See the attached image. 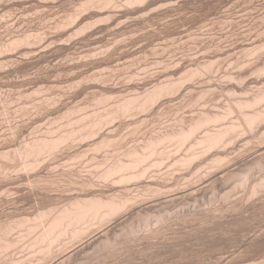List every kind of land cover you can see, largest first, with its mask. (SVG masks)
I'll return each instance as SVG.
<instances>
[{"label":"rangeland","instance_id":"obj_1","mask_svg":"<svg viewBox=\"0 0 264 264\" xmlns=\"http://www.w3.org/2000/svg\"><path fill=\"white\" fill-rule=\"evenodd\" d=\"M5 1H6V0H5ZM5 1H3V2H5ZM13 1H17V2H19V4H18L17 2H13ZM40 1H41V2H40ZM40 1H38V0H32V1H30V0H28V1H27V0H26V1H25V0H21V1H18V0H9V2H8V0H7V1L5 2V3H14V4L17 3V4L15 5L16 9L13 8V7H12V8H11V7H10V8H7L8 10L6 9V12H8V13H6L5 10H4V12H5V13H4V16L6 17L7 14H11V13H16V14H15V15H14V14L8 15V16H7V19L4 17L5 20H4V19H3V20H4L6 23L4 22V23L2 24L3 21H2V22L0 21V23H1L0 25H3L2 27H0V30H2V31H0V34H2V36H3V37H1V35H0V40H1V41H0V44H1V43L4 44V43H7V41L9 42L10 40H12V39L6 40V39H8V38H6L4 35L8 36L9 38H12V37H13V36L11 37V34H12V33H13L12 35H14V37H15L16 35L19 37V35H20V34H17V33H15V32H19V33L21 32V33L23 34V33L26 31V26H24V28H25V31H24L23 26H22V25H24V24H22V22H23V23H24V22H25V23H28V24H26V25H27V29H28L29 26H30L29 29L33 26V27L31 28V31H32V29L34 28V30H33L32 32L29 31V29H28V31H26V33L28 32L27 35H29V32H30V34H31V33H32V34H33V33L35 34V30H36V34H37V31H38V30L41 31L42 33L46 34V33H47L46 30L48 29L47 27L50 26L49 30L51 29V32L48 30V31H49L48 33H49V34H46V37H44V38L46 39V38H48L47 35H50V33H52V35H53L55 29H56V30L58 29L59 25H57V24H59V23L61 22L60 18H61L62 20L66 18V20H67V19L70 17V15H71L70 12L73 11L72 6H77V7H75V9H74V11H75L76 14H77V13L81 10V8H79V6H80V5H79V2H80V4H82V3L85 2L84 0H77V1H76V0H75V1H74V0H68V1H67V0H64V1L61 0L62 2H61L60 0H57L58 3H56L57 1L52 0V1H51L52 3H51V5H50L51 7H49V6L46 7V6H44L45 3L43 4V3H42V0H40ZM53 1H54L55 3H53ZM73 1H74V2H73ZM78 1H79V2H78ZM81 1H82V3H81ZM83 1H84V2H83ZM92 1H93V0H92ZM123 1H124V0H122V2L120 3V4H121V5H120L121 7H122V5H124V4H122ZM174 1H175V0H174ZM174 1H172V3H173ZM177 1H181V0H177ZM182 1H183V2H180L181 4H180L179 2H176V1H175V3H176L177 5H179V7L176 8V5L173 3L172 5L175 6V7L172 8V9H171L172 5H168V4H169L168 1H165V2L168 3V4L166 5V7L168 6V7H167L168 9H167V8H166V9L169 10L168 12H169L170 14H169L168 12H166L167 10L165 9V10H163L162 13H159V14L156 13V14L158 15V16H157V15H155V14L152 12L153 9L149 8V9H151V10H150V11H151V15L153 14V15H155V16H157V17L155 18V16L152 15L153 18H152V17L150 18V14L148 13L149 16H148V17L145 16V17H146V18H149V19H146V18L144 17V18L146 19L147 22L145 21V19H143L145 22H143V20H141V21H137V22H140V24H138V23L135 21V20H136L135 17H134L135 19H133V17H130V18L133 19V20H131V21H132V22H135L134 25H133V23H131V24H132V25H131V24H130L131 21H128L129 24H127V26L129 25V27H130V28H129V31L131 30V27H132V26L134 27V28L132 27V29H135V30H131L130 32L127 31V30H128L127 27H124V26L126 25L127 22H124V23H123L124 25H122V26H119V27L116 26V27H115V24H116V23H117V25H119V24H121V23H119V22H123V20H121L122 18L120 19V21H119V20H116V19L118 18V17H117V14H116V18H114L115 16H114L113 14H114L115 10H114V12H113L112 8H113V9H116L117 7H112L111 9H109V8H104V9L107 10V11H105L104 9H101L100 11L104 10L103 12H101V16H102L101 18H100L99 13H97V12H98V11H97V8H96V11H97V12H95V10H93L92 8H89V9L87 8V9L89 10V13L91 14V17L93 16V17H92V20L89 19V18H90V14H89V13H86V12L88 11L87 9H86V10L84 9V10H85V13H84V11H80V12H81V15L79 14V16H82L83 18L87 19L88 14H89V18H88V19H89L90 21H89L88 19H87V20L81 19V17H79V16H78L79 18H77L76 15H75L76 18H77V19H80V20H82V21H80V20H76L75 18H72V19L78 21V22L80 23V25H81V26H79V25H78V26H79L80 28H83V30L86 29V32H87V30L89 29V28H88V24H89V23H91V22L93 21V24H92V23H91V24H92V26L94 25V23H95V22H94V21H95L94 19L99 20V18H100V19H104V20H105V21H103V22H102V21H99V22H101V23L104 24V25H102L101 23H100L101 25H99V24H98L99 22H96L99 26H98L97 24L95 25V27L93 26V27H94L93 29H95V28H97V27H99V29H95V31H93V29L91 28V29H92V32H95V35L91 32V29H89V30H88V33H87L88 35H90V34H89V31H90L91 35L94 36V37L96 38V40L99 39L97 43H99V41L102 40V41H101L102 43H101V42H100L101 44L99 43V46L101 45V46H100L101 48H99V46H98L97 44H96V45L93 44L94 42H92V41H96L95 38H94V37H93L94 39L91 38L92 36H91V35L88 36V35L86 34V32H84V33L86 34V37H88V38H86V37H85V38H84V37H81V38H83V39H82L83 41H82V40L80 39V36H81V35L79 36V34H83V35H84V33H82V32L79 33L80 30H79V32L77 31V33H78V34H77L78 40H76L77 42L74 41V40L77 39V38H74V37H76V36H74L73 34H72L73 38H72L70 35L68 36V34H67V36L69 37V38H68V37L66 36V33H69V32L71 33L70 30H72V29H69V28H71V27L73 28V26L77 24V23H76V24H73V22H72V20H71V23L73 24V26H72V24L70 23V21H67V22H66V23L69 22L71 27H70V26H67V29H69V30H67L66 27H65V29H66L67 32H66V31H63V32H65V34H64L65 36H63L64 38H62V37L60 38V35L57 36V31H55V32H56V35H53V36H56V37H55L56 39H55L53 36H52L53 38H52V37H51V38H48V39H52V40L54 39V40H56V41H55V44L51 43L52 47H54L53 45H56V44H57L56 42H58L59 39H60L61 42H62V40L64 41V39H65V40H66V39L68 40V41H65V42L68 43L66 46H63L65 43H61V42L59 41V42L61 43V48L59 47L60 43L58 42V43H59L58 46H57V47H54L53 50H52L51 53H50V54H51L50 58L52 57V59H49V57H46V56L49 55V52H50V51L47 52L48 50L46 51V52L48 53V55L46 54V55L44 56V57L47 58V59L44 58L45 60H44V59L41 60L42 62H41V61L38 62L39 60L36 58L35 55H33V56H35V57H33V56L30 55V58H31V59H30V58H29V54H27L26 56H28L29 60H32V59L35 58L34 60H32V61L29 62V60L27 61V58H25V55H24V57H23V56L21 57V55H23V54L21 53L20 55H18V57H17V55H16L15 57H12L13 59L10 58V59H12V60H9L10 62H11V61L13 62V61H14V58H15V60H17V61H16L17 64H16L15 61H14V63L11 62V64H10V62L7 60V59H9V58H5L6 60H5V59L2 60V58H1L2 55H1V53H0V63H1V62H5V61H6L5 63H7V61H8V63H7L5 66H4V63H2V65L0 64V65H1V67H0V69H1V70H0V138L2 137V135H3V136L5 135L4 137H2V140L7 139V137L10 136V133H11L12 131H16V130H12V129H15V128H16L17 131H18L16 137L18 136L19 138H22L23 142L30 141V139H32L31 137H34V138H35V135L37 136V135L39 134V131H41L40 134H43V135H44V132H45V129H46V128L49 129L50 127H52L53 129H52L51 131L54 132L53 130L56 128V126H57V124H58V120L60 119V118L57 119L58 116L60 117V114H63V113H65L66 111L70 110L69 108H71V105H72V104H73L74 106H76V109H78L77 107H78V105H79V109H78V111L75 110L76 112H78V113L75 112L77 115H75L74 113H72V111L75 109V107H72L73 110H70L71 112L68 111V113H67L68 115H65V114H64L65 116H67V119L65 118V116H64L65 119L62 118V119H64V120H66V121L63 120V121H64V124H63V123H59L62 127L57 128V129L55 130L56 133H52L50 130H47V129H46L47 132L49 131V133H51L52 136H53V134H58V132H59L60 129L63 130V128H65V127L67 128V124H66L65 122L68 123V122H70V120L72 121V120H74V119L76 120V119H78V118H80V117L82 118V116L84 117L85 112H86L85 117L87 116V114H88V115H91L90 113H92V112L89 111V110H90V109H91V110H92V109H93V110L96 109V106H94V105H97L96 103L101 102L100 104H102V106H103V105H104V104H103V100H102V99H103V98H102V96H103V92L105 93V94H104V96H105L104 99L108 100V102L111 101V98H110L111 95H113V94L115 93L114 96H117V95L119 96V94L121 95V93H122L121 91H123L124 94H125V91H126V94H127L128 90L131 91L132 89H134V91L132 90V92H135V93H132V92H130V91H129V92L132 93V94H134V95H135V94L137 95V94H139V92H140V93L142 92V89L144 88L143 85H144L145 82H146V84H149V81H147V80H152V79H153V80H152V83H150V84L152 85L154 82H155L154 84H157L158 81H159V83H161L160 80L162 81V79H163V81H164L167 77L171 78V76H172V77H174V80L171 79L170 81H171V82H172V81H173V82H176V81L178 80L177 78H180V77H179V74H181V73L183 72V71H181V70H185L186 68H189V69H191L190 71H192V69H193L195 63H196V65H195L196 67H197V65H198L197 68H199V66H200V68H201V63H202V62H203V63H202L203 65H205L206 63H208V65H210V64H209V60L212 61L213 63L216 62L215 65H217V63H218V67L220 66V67H219L220 69H219V68L214 69V70L212 71V74H211L210 76H208V74H210V72H208V70L211 71V70H210L211 66H210L209 68H207L206 66H208V65H206L205 68L208 69V70H207L208 73L205 72V74H207L208 77H205V78L203 79V77L205 76V74L203 73L204 75H203L202 79H200L201 81L198 79V78H201V76H200V77H196L198 80L195 79V81H193L194 79H192L193 82L191 81L192 83H195V84H190V85H191V86L194 85V86H196V87H191V86L189 85V82H190V81H188L189 79L187 80L189 86L186 85V84H187L186 82H185V83H186L185 85L182 84V82H183V80H182V82L180 83V86H181V84H182V87L179 88V90H178L179 92H176V93H179V94H176V93H175V94H172L173 96H172V95H169V98H167V100L164 99L165 101L162 100V98H164V97L166 98V96L162 97V98H161V100L163 101L162 104H161V102L158 103L159 101L157 102L158 104H160V105H158V106H162V108H160V107L158 108V107L155 106L156 109L158 108V109L155 111V108H153V107H154V106H153L152 109H148L149 112L152 110L150 113L147 111L148 114H150V115H148V114L145 115V113H147L146 111H145V113L143 112V116H142V117L144 118V115H145V118H144V119L147 121V123H145L146 121L143 120V124H141L140 121H138V120H139V119H143V118L139 115L140 112L138 113L137 111H135V112H137L138 115H137L136 113H134V112H133V113H134L133 115L136 114L137 118H138V116H140V117L137 119L136 117H133V115H132V118H131V116H130L131 114L128 115V116H130V118H131L133 121L130 120V119H128L129 117H128L127 115H125L127 119L124 118L125 116H122V120H124V121L127 120L128 122H129V120L131 121V122H130V125H129V123L127 122L128 124L126 125V126H127L126 129H125V124H124L123 127H121V126L123 125V123H126V122L123 121V123H122V120H120V121H121L120 123L118 122V120H119L120 118H118V120L116 119L117 121L114 120V122H113L114 124H113L112 122H111V124H110V123L107 124V125H109V126H111V125L113 124L112 126H114V129L119 125V127H120L121 130H120V131H119V130L117 131V129L119 128V127H117V129L115 130V132H113V134L115 133V134H117V137H121L122 135H124L125 132L128 133V134H129L130 131H131L130 133H134L135 130H134V129H133V130H130V129H132L133 127L135 128V127L139 126L138 122L140 123V128H139L140 131H139V130H136V132H141L142 130H144V133L141 132V136H142V137H140V135H139V138H138V134H139V133H138V134L136 133L137 135L134 134V135H135V136H134V137H135V138H134L135 140H134V139H133V136H131V135H133V134H130L131 137H128V138H129V139H128L129 141H128V140H127V135H128V134L126 135V133H125V135L122 136V138H123V139L126 138L125 140H127V141L124 140V143H123V141H122V145H123V144H126V143H127L126 145H128V144L130 143L129 145L132 144L131 146H133V145H135V143H136V145L138 146L139 143H137V142H140V141H138V140H140V138H142L141 140L144 141V140H143L144 136H146V135H147L148 133H150L152 130H153V132H154V131H157V130L160 131V128H162V127H164V128L166 127L165 129H167V128H168V127L166 126L167 124H168V125L170 124L169 126L173 128L174 125L171 126V124H173L172 122H174V124H176L175 122H178L179 120H180V121H183L182 119H180L181 117L185 118L186 120H184V121L187 122V121L190 119L191 114H192V117H194L193 115H197L198 112L200 113V110H201V112H202V111H203L202 109L205 108L206 106H208V107H206L207 109H210V102H211V101H212V102H211V109H212V107L214 106L213 110H214L215 108L217 109V110H214V112H217V111H218V108L221 109V112H222L223 108H220V107L225 106L226 98H223V97H224L223 95H222L221 97H219V96H218V95L220 94L219 92H221V94L226 95L227 93H224V92H228V91L231 90L232 88L235 89V88L237 87V85H236L235 87H233V85H232V84L235 85L236 82H237V83L239 82V84H238V87H239V88H236L235 91H236V90H239V91H240L241 88H242L243 86H244V87L246 86L247 89H248L249 86H251V87H249V89L251 90V88H252L251 92H253V94H254V93H256V92L253 91V89H255L256 86L258 87V84H257V83H260V82H261L260 84H262V85H260V84H259V85L262 86V88H260V86H259V88L264 90V88H263V87H264V86H263V85H264V81H263V78H264V77H262V76L264 75V74L262 75V73H263V71H264V68H263V70H261L262 73L260 72L261 75H260L259 73L257 74L258 77H260V76L262 77V78H260V80L262 79V81L258 80L259 78H256V76H255L256 73H255V72H251L254 68H255V71L258 72V70H259L258 67L261 66V65H264V64H262L264 61H261V60L264 58V52H263V53L260 52L261 54H258V52L255 51V52L258 54V56L251 57V58H248V59L245 57V53H246V51H250V52H251V50H254V49L257 50V49H259V48H254V46L256 47V45H253V44H252V43H253V42H252L253 39H255V43H257L258 40H262V38L264 39V36H261V34H258V33L260 32V33H262V35H264V34H263L264 31H262V30H264V0H257V1H256L257 3H254V2L252 3L251 1H253V0H249V1H247V0H242V1L237 0V1L240 2V3H239V4H236V7H235L236 0H234L233 2H232L231 0H229L228 3H227V0H226L225 3H224L223 0H222L221 4L223 5V3H224L223 6H222L221 4H219V3H220V0H218V2L215 1V0H212V1L209 0L210 2L206 0V1H207V2L205 1L206 3L204 2V0H203V1H202V0H196V1H198V2H195L194 0H189V1H188V0H185L186 3L184 2V0H182ZM187 1H188L189 3H187ZM191 1H192V2H191ZM193 1H194V2H193ZM200 1H201V2H200ZM213 1H214L215 3H214ZM224 1H225V0H224ZM245 1H246L247 3H246ZM254 1H255V0H254ZM23 2H26V5H27V6H28V5H30V6L33 5V6H31L32 8H31L30 6H28V9H27V7L25 6V4H22ZM30 2L33 3V4H30ZM34 2H36V3L34 4ZM39 2H40V3H39ZM44 2H48V0H44ZM49 2H50V1H49ZM70 2H71V3H70ZM86 2H87V0H86ZM88 2H89V0H88ZM165 2L162 1V2H160V3L162 4V3H165ZM244 2H245V3H244ZM0 3L2 4V2H0ZM63 3H64V4H63ZM66 3H67V4H66ZM72 3H73L74 5H73ZM76 3H77V5H76ZM191 3H194V6H193V4H191ZM196 3H197V4H196ZM200 3H201V4H200ZM207 3H209V7H208V4H207ZM230 3H232V4L234 3V5L231 4L233 8L231 7ZM248 3H249V4L252 3V5H250L251 8L249 7V4H248ZM60 4H62V5H61L62 7L60 6ZM65 4H66V5H65ZM69 4H70V5L72 4V5L70 6ZM157 4H158V6L160 7L161 4H160V5H159V3H157ZM157 4L153 6L154 8L156 7V9H157ZM165 4H166V3H165ZM183 4L190 5V6H186V5H183ZM214 4H215V5H214ZM216 4H217V5H216ZM218 4H219V6H218ZM226 4L230 5V6H228V7H231V8H228V7L226 8V7H225V6H227ZM256 4H258L259 6L257 5L258 7H257V6L254 7V5H256ZM20 5H21V6L24 5V7H26V9H25L23 6H22V8H21ZM34 5H35V6H34ZM37 5L40 6V7L37 8V7H38ZM42 5H43V6H42ZM57 5H58V7H57ZM67 5H69V6H67ZM78 5H79V6H78ZM191 5H192V6H191ZM204 5H207V6H204ZM17 6H18L19 8H18ZM36 6H37V7H36ZM65 6H66V8H65ZM120 6H119V7H120ZM162 6H165V5L163 4ZM162 6L160 7L161 9H162ZM183 6H184L185 8H184ZM198 6H199L200 8H199ZM217 6H218V7H217ZM246 6H247V8H246ZM29 7H30V8H29ZM35 7H36V8H35ZM41 7H42V8H41ZM43 7H46V8L43 9ZM59 7H60V8H59ZM70 7H71V8H70ZM126 7H127V6H126ZM126 7L124 6V7H122V8H126ZM153 7H152V8H153ZM159 7H158V9H160ZM169 7H170V8H169ZM180 7H183V8H181V11H180ZM186 7H187V8H186ZM234 7H235V8H234ZM253 7H254V8H253ZM34 8H35V9H34ZM76 8H77V10H78V8H79L78 12L76 11ZM13 9H14L15 11H14ZM32 9H33V10H32ZM37 9H38V10H37ZM90 9H92V10H90ZM117 9H118V8H117ZM126 9H127V8H126ZM126 9H124V11H125ZM149 9H147L148 12H150ZM158 9H157V11H155V12H158V11H159ZM161 9H160V10H161ZM178 9H179V10H178ZM11 10H12V11H11ZM24 10H26V11H28V12H26V11H24ZM36 10H37V11H36ZM108 10H111V11L113 12V13L111 12L112 15L114 16V17H113V16L111 15V16H110V19L113 17V18H114V22L116 21L115 24H113V23H114V22H113V23H112L113 25H112V24H110V21H111V20L109 19V23H108V22H107L108 24L106 23L107 25H109V27H108L107 25H105V23H104V22H106V20L108 21L107 18H109V16L107 17V15H106L107 12H108V14L110 13ZM177 10H178V11H177ZM9 11H10V12H9ZM22 11H23V12H22ZM116 11H117V10H116ZM124 11L122 10V12H124ZM161 11H162V10H161ZM161 11H160V12H161ZM174 11H175V12H174ZM54 12H55V13H54ZM67 12H68L70 15H69V14L67 15ZM91 12L95 13V14H94L95 16H94L93 13H91ZM104 12H105L106 14H105V15H102V14H104ZM117 12H118V14H119L121 11L118 10ZM122 12H121V13H122ZM143 12H145V10H144ZM143 12H142V13H143ZM171 12H172V13H171ZM179 12H180V13H179ZM17 13H18V14H17ZM37 13H38L37 17H38V18L40 17V19H38V18L36 17V14H37ZM49 13H50V14H49ZM56 13H57V14H56ZM72 13H73V16H74L75 13H74V12H72ZM111 13H110V14H111ZM115 13H116V12H115ZM121 13H120V14H121ZM146 13H147V12H146ZM163 13H164V15H162V16L160 17V15L163 14ZM167 13H168V14H167ZM175 13H176V14H175ZM5 14H6V15H5ZM19 14H20L22 17H23V15H24V17H25L26 15H29L30 17H29V19H28L27 16H26V18H23V19H25V20L27 19V20H26V21H24V20L22 21V19H18V18L21 17V16H19ZM44 14H45V15H44ZM82 14H87V16H86V15H82ZM110 14H109V15H110ZM120 14H119V15H120ZM39 15H40V16H39ZM42 15H44V17H45L44 21H42V19H41V16H42ZM46 15H48V16L50 17V18H48V21H49V19L54 18V19H53L54 24H53V21H52V20H50L51 23H50V21H49V22L47 21V18H46V17H48V16H46ZM51 15H52V17H51ZM54 15H55V16H54ZM56 15H57V16H56ZM65 15H67V17H66ZM98 15H99V17H98ZM140 15H142V14L140 13ZM143 15H144V14H143ZM143 15H142V16H143ZM165 15H166V16H165ZM169 15H170V16H169ZM9 16H10V17H13V19H12V18L10 19ZM34 16H35V19H33ZM61 16H62V17H61ZM63 16H65V17H63ZM84 16H85V17H84ZM96 16H97V17H96ZM103 16H105V17H107V18L105 19V18H103ZM163 16H164V17H163ZM14 17H15V18L17 17V18L15 19ZM44 17L42 16V18H44ZM56 17H58V18L60 17V18L58 19V18H56ZM94 17H95V18H94ZM165 17H166V18H165ZM31 18H32V19H31ZM36 18H37V19H36ZM55 18H56V19L58 20V22H59V23L56 22L57 28H56V26H55V20H56ZM113 18H112V21H113ZM130 18H129V19H130ZM1 19H2V18H1ZM8 19H10V21H11V20L14 21V20H17V19H18L17 21H14L15 23H18V24H14V22L11 21L14 25H17V26H11V24L9 23V26H10V27H12V28H15V27H16V29H14V30H17V29L20 27V25H21L22 28H19V31L17 30V31H15V32H14L13 29L11 28L12 31H11V29H10L11 32H9L8 29H9L10 27L8 28V25H7V24H8L7 22L9 21ZM123 19L125 20V17H124ZM126 19H127V18H126ZM129 19H127V20H129ZM150 19H151L152 21H150ZM154 19H155V20H154ZM160 19H161V20H160ZM228 19L231 20L230 23H228V22H229V21H228V22H226L227 24L224 25V23H225L224 21H227ZM6 20H8V21H6ZM20 20H21V21H20ZM28 20H30L29 22L32 23L31 25H29L30 23L28 22ZM32 20H33V21H32ZM57 20H56V21H57ZM66 20H65V21H66ZM97 20H96V21H97ZM219 20H221V21L224 22V23H223V22L220 21L221 24H223L224 26H222V27L220 26V27H219V24H217V23H218L217 21H219ZM10 21H9V22H10ZM34 21H36V22H34ZM46 21H47V23H46ZM83 21H84V22H83ZM85 21H86V22L89 21V23L87 24ZM112 21H111V22H112ZM118 21H119V22H118ZM148 21H149V22H148ZM154 21H155V22H154ZM215 21H216L217 23H216ZM19 22H20V23H19ZM44 22H45V24H47V25H48V23H49V25L47 26V25L43 24ZM62 22L66 25V23H65L64 21H62ZM62 22H61V24L64 25ZM141 22H143V23H145V24H142ZM220 22H219V23H220ZM233 22H234L235 24H237L238 26L236 25V26H237V27H236V26L234 25ZM236 22H237V23H236ZM79 23H78V24H79ZM82 23H85L84 25L87 24V28H86V27L84 28V27H83L84 25H83ZM118 23H119V24H118ZM136 23H137V24H136ZM147 23H148V24H147ZM215 23H216V24H215ZM231 23H232V25L229 26V24H231ZM13 24H12V25H13ZM41 24H42L43 26H42ZM50 24H51V25H50ZM91 24H89V27L91 26ZM213 24H215V25H213ZM44 25H45V26H44ZM53 25H54V26H53ZM62 25H60V27H61ZM67 25H68V24H67ZM82 25H83V26H82ZM138 25H140L141 27L138 26ZM217 25H218V26H217ZM6 26H7L8 29H7V28H4V27H6ZM18 26H19V27H18ZM35 26H38V27H39V26H40V27L42 26V27L45 29V31L43 32L44 29H43L42 27H41V29H40V27H39V28H36ZM52 26H53V27H52ZM92 26H91V27H92ZM104 26H107V29H105L106 27H104ZM111 26H112L113 29L111 28ZM45 27H46V28H45ZM54 27H55V29H53ZM74 27H75V26H74ZM103 27H104L105 31H101ZM120 27H123V28H122L123 30H122V29H121V30H122V31L126 30V32H125V31H124V32H121V30L119 31V29H117V28H120ZM135 27H136V28H135ZM138 27H139V28H138ZM100 28H101V30H100ZM114 28L116 29V31L114 30ZM234 28H235V29H234ZM236 28L238 29L236 33H240V34H241L240 36H239L238 34H236V37H237V38L235 37V32H234V33H231V32H230L231 30H232V32H233V31H236ZM3 29H4V31H3ZM6 29L8 30V33H9V34H8L7 32H5ZM20 29H21V30H20ZM60 29L65 30V29H63V27H61ZM60 29H59V30H60ZM74 29H75V28H74ZM74 29H73L72 33L75 32ZM78 29H79V28H78ZM104 29H103V30H104ZM22 30H23V31H22ZM53 30H54V31H53ZM76 30H77V28H76ZM96 30H97V31H96ZM112 30H113V31H112ZM117 30H118V31H117ZM137 30H138V31H137ZM197 30H198V31H197ZM203 30H204V31H203ZM39 31H38L39 35H41V36L44 35V34H40ZM99 31H101V32H103V33L99 32ZM111 31H112V32H111ZM133 31H134V32H133ZM136 31H137V32H136ZM201 31H202V32H201ZM261 31H262V32H261ZM2 32H4L5 34L2 33ZM45 32H46V33H45ZM60 32L63 33L61 30H60ZM60 32H58V34H61ZM97 32H98V35H96ZM113 32H114V33H113ZM6 33H7V34H6ZM106 33H107V34H106ZM118 33H119L120 35H119ZM122 33H124V34H122ZM132 33H134V34H132ZM191 33H192V34H191ZM196 33H197V34H196ZM205 33H207V34H205ZM248 33H249V34H248ZM3 34H4V35H3ZM22 34H21V35H22ZM75 34H76V33H75ZM99 34H100V35H99ZM105 34H106V35H105ZM193 34H195V35H193ZM198 34H199V35H198ZM230 34H233L234 36H232V35H230ZM257 34H258L259 36H261L262 38H261V37L258 38V37H257ZM39 35L37 34V35H34L33 37H30V38L33 40V38H34L35 36H37V37H35V40H39V41H40V38H41V39H43V38H42L41 36H39ZM62 35H63V34H62ZM121 35H123L124 37L122 38ZM127 35L129 36V38H128ZM196 35H198V36H196ZM201 35H202V36H201ZM206 35H208V36H207L208 39H207V38L205 39ZM248 35H250V37H249ZM17 36H16V38H17ZM30 36H32V35H30ZM44 36H45V35H44ZM50 36H51V35H50ZM84 36H85V35H84ZM96 36H100V37L97 38ZM101 36H104V38H101ZM119 36H120V37H119ZM130 36H131V38H130ZM193 36H194V37H193ZM204 36H205V37H204ZM230 36H231V37H230ZM238 36H239V37L242 36V38H239ZM4 37H5V39H4ZM57 37H58V40H57ZM65 37H66V38H65ZM70 37L72 38V40L74 39V40H73L74 43H73V42L71 43V42L69 41V40H71ZM195 37H196V39H195ZM200 37L203 38V39H199V40H197V39L200 38ZM233 37L236 38L238 41H236ZM1 38H3V39H1ZM38 38H39V39H38ZM89 38H91L92 41L88 42L89 40H91V39H89ZM100 38H101V39H100ZM125 38H126V39H125ZM193 38H194V39H193ZM238 38H239V39H238ZM245 38H248V39L246 40ZM249 38H250L252 41H251ZM257 38H258V39H257ZM13 39H14V38H13ZM79 39H80V40H79ZM85 39H87V40L85 41ZM88 39H89V40H88ZM113 39H114V41H115L116 43L113 41ZM115 39H116V40H115ZM117 39H119V40H117ZM130 39H131V40H130ZM256 39H257V40H256ZM4 40H6V41H4ZM28 40H29V39H28ZM127 40H129V41H127ZM133 40H134V42H131V41H133ZM194 40H196V41L194 42ZM204 40H205V41H204ZM248 40H249V44H248ZM126 41H127V42H126ZM198 41H199L200 43H199ZM202 41H203V43H201ZM250 41H251L252 43H251ZM29 42H31V41H27V43H29ZM36 42H37V41H36ZM36 42L33 40L32 43H36ZM50 42H51V41H50ZM50 42H49V44H50ZM53 42H54V41H53ZM78 42H80V43H78ZM87 42H88V43H87ZM91 42H92V44H90ZM117 42H120V43H117ZM123 42L126 43V44H125V45H121V44H123ZM196 42H197V43H196ZM205 42H206V43H205ZM240 42H241V43L243 42L244 44H245V42H246V44H248V45H245V46H243V44H242V46H243L244 48H246V51L244 50V48H243L242 46H241V47L239 46V45H240ZM258 42H259V41H258ZM24 43H25V42H24ZM38 43H39V42H38ZM38 43H36V45H38ZM75 43H76V44H79V45L76 46ZM83 43H84V44H83ZM86 43H87V44H86ZM110 43H111V44H110ZM217 43H218V45H217ZM250 43L253 45V48H254V49H250V48H252V46L250 47ZM259 43L262 44V41L259 42ZM62 44H63V45H62ZM74 44H75L76 47L73 49V47H74L73 45H74ZM106 44H107V45H106ZM113 44H114V45H113ZM195 44H196V45H195ZM202 44H203V45H202ZM204 44H205V45H204ZM209 44H210V46H212V47L209 46L210 49H211L210 51L208 50V49H209V48H208V45H209ZM237 44H239V45L237 46ZM257 44H258V43H257ZM260 44H258V45H260ZM263 44H264V41H263ZM263 44H262V45H263ZM21 45L23 46V44H21ZM24 45H25L24 47H27L28 44H24ZM29 45L32 46L30 43H29ZM34 45H35V44H34ZM34 45H33V47H34ZM36 45H35V46H36ZM51 45H49V46H51ZM69 45H70V46H69ZM71 45H72L73 47H71ZM91 45H92V46H91ZM104 45L107 46V50H109V47L112 45V46H111L112 48H110L112 51H111V52H110V51H107V52H108V55L111 56V57H108V56H107V54H106V50H105V52H103L104 49L106 48V46H104ZM215 45H216V47H214ZM258 45H257V47H258ZM49 46H48V47H49ZM68 46L72 48L71 50L67 49V50H69V52H67V50L65 51V49H64L65 47H66V48H69ZM94 46H97L98 48H94V49H92ZM108 46H109V47H108ZM113 46H115V48H114ZM117 46H118V47H117ZM204 46H205V47L207 46L208 49H206ZM28 47H29V46H28ZM37 47H38V46H37ZM48 47H47V48H48ZM90 47H91V48H90ZM116 47H117V48H121V47H122V48L118 50ZM203 47H204V48H203ZM217 47H219V48L221 49L220 52L216 51V48H217ZM238 47H239L240 49H239ZM262 47H263V46H262ZM262 47H261V45H260V48H262ZM20 48H21V47H20ZM89 48H90V50H89ZM202 48H203L204 50L206 49V51L208 50L207 53H205L204 50L202 51ZM214 48H215V49H214ZM219 48H218L217 50H219ZM241 48H242L243 50H241ZM17 49H18V48H17ZM21 49H23V48H21ZM48 49L51 50L52 48L49 47ZM54 49H55V50H54ZM58 49H59L60 51H59ZM62 49H63V50H62ZM96 49H97V51H96ZM98 49H100V50H98ZM114 49H115V50H114ZM155 49H156L157 51H155ZM247 49H248V50H247ZM13 50H14V49H13ZM56 50H57V51H56ZM101 50H102V51H101ZM113 50H114V51H113ZM239 50H240V52H239ZM262 50H263V49H262ZM55 51H56V52H55ZM98 51H99V52H98ZM120 51H121V52H120ZM152 51H153V52H152ZM154 51H155V52H154ZM258 51H259V50H258ZM15 52H16L15 50H14V52H11V51H10V53H15ZM38 52H39V51H38ZM52 52H53V53H52ZM59 52H60V54H59ZM89 52H90V55H88ZM92 52H93V53H92ZM96 52H97L98 54L101 53V52H103V53L106 54V56H107L108 58H106L105 56H103V53H101V56H103L104 58L99 57L100 55L98 56V54H97ZM115 52H116V53L118 52V54L116 55ZM122 52H124V53H122ZM241 52H245L244 55H243V53H242V55L246 58V60L244 59L245 62L242 61L243 57H242L241 54H239V53H241ZM7 53H8V52H7ZM91 53H92V54H91ZM110 53H111L113 56H112ZM121 53H122V54H121ZM204 53H205V54H204ZM248 53H249V52H248ZM251 53H252V52H251ZM251 53H249V54H250L249 56H251ZM2 54H4V53H2ZM53 54L56 55V56H54ZM61 54H62V55H61ZM79 54H80V56H79ZM206 54H207V56H206ZM246 54H247V53H246ZM252 54H253V53H252ZM257 54H256V55H257ZM262 54H263V55H262ZM58 55H59V56H58ZM93 55H97V56H93ZM115 55H116V56H115ZM121 55H122V56H121ZM126 55H128V56H126ZM4 56H5V55H4ZM87 56H90V57L92 56V57L90 58V57H87ZM125 56H126V57H125ZM199 56H200V57H199ZM247 56H248V55H247ZM259 56H262V57H259ZM19 57H20L21 59H18ZM53 57H54V59H55V58H56V59L54 60ZM97 57H99V59H96ZM112 57H113V58H112ZM202 57H203V60H204V59H206V60L208 59V60H207V61H206V60L202 61V59H201ZM210 57H211V58H210ZM212 57H213V58H212ZM16 58H17V59H16ZM78 58H80V59H78ZM100 58H102L103 60L100 59ZM105 58H106V60H105ZM119 58H120V60H119ZM122 58H123V59H122ZM198 58H199V59H198ZM254 58H255V59H254ZM257 58H259V61L257 60ZM22 59H23V60H22ZM24 59H25L26 61H25ZM95 59H96L97 61H96ZM107 59H108L109 61H107ZM111 59H112V60H111ZM115 59H116V61H115ZM212 59H213V60H212ZM249 59H251V60H249ZM260 59H261V60H260ZM18 60H19V61H18ZM48 60H49V61H48ZM98 60H99V63H100L101 65L98 63ZM100 60H102L103 62H102V61L100 62ZM104 60H105V64H104ZM173 60H174V61H173ZM189 60H190L191 65L193 64L192 62H194V60H195V62H194V64H193L192 66H189V65H188V64H190V63H189ZM191 60H192V62H191ZM196 60H197L198 62H197ZM200 60H201V62H200ZM248 60H249V61H248ZM263 60H264V59H263ZM22 61H23V64L25 63L24 65H21V64H22ZM34 61H35V62H34ZM155 61H159L160 63H159V62H155ZM170 61H171V62H170ZM172 61H173V63H172ZM175 61H176V62H175ZM177 61H178V64H180V62H181L183 66H184V64L187 62V63H186L187 65H185V66H188V67L184 68V67L180 64L181 67H180V65H179L178 68H179V69L181 68V70H180V72H179V69H177L176 67H175L176 69H174V65H175L174 63H177ZM184 61H185V62H184ZM205 61H206V63H205ZM240 61H241V63H240ZM256 61L260 62V64H259V65H258V64L256 65V63H258V62H256ZM26 62H27V64H29V65H26ZM28 62H29V63H28ZM129 62H130V63H129ZM199 62H200V64H198ZM18 63H19V64H18ZM32 63H33V64H32ZM123 63H124V64H123ZM157 63H158L159 65H158ZM167 63H168V64H167ZM170 63H171V66H172V64H174L173 67H171V66L169 65ZM183 63H184V64H183ZM204 63H205V64H204ZM213 63H211V65H212L213 68H215L214 65H213ZM254 63H255V64H254ZM103 64H104V65H103ZM127 64H128V65H127ZM155 64H156V65H155ZM160 64H161V65H160ZM237 64H238V65L240 64V65L238 66ZM242 64H244V65H242ZM251 64H253V66H254V65H256V66L253 67ZM16 65H17V66H16ZM74 65H75V66H74ZM117 65H118V67H116ZM122 65H123V66H122ZM131 65H132V66H131ZM150 65H151V66H150ZM152 65H153V66L155 65V67H153ZM165 65H166V66L169 65L171 68H169V66H167V67L169 68V70H170V69H173L175 75L172 74L173 72H171V70H170V71L167 70V69H164V70H163V66H164V68L166 67ZM203 65H202V66H203ZM2 66H3V67H2ZM15 66H16L17 68H16ZM19 66H22V67H19ZM24 66H25V67L28 66L29 68L26 67V68H27V69H26ZM73 66H74V67H73ZM121 66H122V67L125 66V67L122 68ZM148 66H149V67H148ZM176 66H177V65H176ZM9 67H10V68H9ZM18 67H19V69H18ZM60 67H61V68H60ZM62 67H63V68H62ZM70 67H71V68H70ZM76 67H77V68H76ZM126 67H128V68H126ZM147 67H148V68H147ZM167 67H166V68H167ZM182 67H183V69H182ZM190 67H192V68H190ZM196 67H194V68H196ZM237 67H238V68L240 67V68L238 69ZM251 67H252V68H251ZM256 67H257V70H256ZM12 68H13V69H12ZM14 68H15V69H14ZM20 68L23 69V71H22ZM57 68H58L59 70H58ZM65 68H68V70L65 69ZM72 68H73V69H72ZM117 68H118V71H120V72L116 71ZM202 68H203V67H202ZM236 68H237V69H236ZM259 68H260V67H259ZM8 69H9V70H8ZM10 69H11V70H10ZM17 69H18L19 71H18ZM24 69H26V70H24ZM70 69H71V70H70ZM115 69H116V70H115ZM119 69H120V70H119ZM145 69H148V72H147V70L145 71ZM211 69H212V68H211ZM260 69H262V68H260ZM6 70H7V71H13V70H14V72H12V73L10 72V73H9V72H7ZM55 70H56V71H55ZM127 70H128V71H127ZM129 70H130V71H129ZM165 70L169 71L170 73L168 72L167 75H165L166 72H167V71H166L165 74H164L163 71H165ZM175 70H177V73H176ZM195 70H196V69H195ZM249 70H250V71H249ZM15 71H16L17 73H16ZM24 71H26V72L24 73ZM125 71H126L127 73H126ZM132 71H133V72H132ZM217 71H218V72L220 71L219 74L217 73ZM240 71H241V72H240ZM3 72H4V73H3ZM5 72H6V73H5ZM19 72H20V73H19ZM22 72H23V74H22ZM128 72H129V73H128ZM178 72H179V73H178ZM184 72L187 73V75L190 73L189 71H187V69H186ZM184 72H183V73H184ZM215 72H216V74H213V73H215ZM225 72H226V73L228 72V73L230 74V78H229L230 80H231V77H232L231 74H232V75H235V74L238 73V74H237L238 76L235 75V77L237 76V79H239L240 77H243V79H244L243 81H245V82H244L241 86H239V85H240L243 81H240V79H239V81L236 79L237 81H235V83H233V82H231V83H226V82H224V79H223V78L225 77L224 75L226 74ZM231 72H232V73H231ZM239 72H240V73H239ZM250 72H251V73H250ZM1 73H3L5 76H4L3 74H1ZM145 73H146V75L148 74V75L150 76V79H149V76H148V75H147L148 77L145 75ZM161 73L164 75V78H162L163 75H162ZM223 73H224L223 78H221ZM254 73H255V74H254ZM11 74H12V75H11ZM99 74H100L101 77L99 76ZM124 74H126V75H128V76H127V77H123V76H125ZM137 74H138V76H137ZM158 74H159L160 76H159ZM168 74H169V75H168ZM171 74H172V75H171ZM248 74H250L251 76L248 75ZM6 75H7V76H6ZM73 75H74V76H73ZM96 75H98L97 77H98V78L100 77L101 80H99V79L96 77ZM102 75H103V76H102ZM131 75H133L136 79H134V77H133L134 80H132V78H131L132 76H131ZM152 75H153V76H152ZM154 75H155V76H154ZM156 75H157V76H156ZM183 75H184V74H183ZM187 75H185V76L187 77ZM212 75H217V76H218V77L215 76V78H216V77H217V78L220 77L221 79H223V80H222L223 83L220 84V83L222 82V81H220L221 79H219V82H218V79L216 78V79H217V80H216ZM220 75H221V76H220ZM227 75H228V74H227ZM227 75H226V77H227ZM243 75H245L246 77L243 76ZM253 75H254V76H253ZM94 76L97 78V79H96V80H97L96 82L93 81V80H95V77H94ZM104 76H105V77H104ZM118 76H119V77H118ZM136 76H137L138 78H137ZM151 76H152V78H151ZM166 76H167V77H166ZM177 76H178V77H177ZM81 77H82V78H81ZM102 77H103V80H104V81L108 78V79H107L108 81H105V82L103 83ZM109 77H110V78H109ZM122 77H123L124 79H123ZM129 77H130V79H128V80H132L131 82L127 80V78H129ZM153 77H154V78H153ZM165 77H166V78H165ZM175 77H176V81H175ZM183 77H184V76H183ZM183 77H182V75H181V78H180L178 81H181V79H183ZM209 77H210V78H209ZM235 77L233 76V78H235ZM238 77H239V78H238ZM244 77H245V78H244ZM86 78H87V79H86ZM88 78H89V79H90V78H94V79H93V80H92V79L89 80ZM104 78H106V79H104ZM111 78H112L113 80H112ZM143 78H144V80H143ZM156 78H157V79H156ZM159 78H160V80H159ZM194 78H195V77H194ZM206 78H207V79H206ZM233 78H232V79H233ZM71 79H72V80H71ZM73 79H74V80H73ZM77 79H78V80H77ZM154 79H155L156 81H155ZM185 79H186V78L184 77V80H185ZM208 79H213V80H210V81H209ZM214 79H215V80H214ZM241 79H242V78H241ZM254 79H255V80H254ZM256 79H257V80H256ZM98 80H99V81H98ZM125 80H126V81H125ZM139 80H141L142 83H141ZM142 80H143V81H142ZM145 80H146V81H145ZM167 80H168V81H167ZM167 80L165 81V82H167V83H165V82H162V83H163V84H164V83H165V84H168V83H169V79L167 78ZM203 80L205 81V83L203 82ZM227 80H228V79H226L225 81H227ZM230 80H228V81H230ZM233 80H234V79H233ZM246 80H247V81H246ZM74 81H76V83L79 84V85L77 86V88H75L76 86L73 85L74 88L72 87L73 89H72V90H69L70 85H72V84H76ZM80 81H83V83L81 82V83H82V84H81ZM85 81H86V82H85ZM87 81H88V82H87ZM89 81H91V82L93 81L94 83H92V85H91V84H88V83H90ZM101 81H102V82H101ZM206 81H209L210 84H209L208 82H207V84H206ZM213 81H214V82H213ZM216 81H217V82H216ZM70 82H71V83L74 82V83L71 84ZM78 82H79V83H78ZM100 82H101V83H100ZM128 82H130V83H132V84H134V82H136V83H135L136 85L134 84V85H135V88H133L134 85H132V84H131V85H132L133 87H132L131 85L128 86V84H127ZM139 82H140L141 84H143V85H142V88L139 87V86H141V84H140ZM156 82H157V83H156ZM173 82H172V83H173ZM191 82H190V83H191ZM212 82H213V83H212ZM240 82H241V83H240ZM247 82H248L249 84H248ZM254 82H256V83H254ZM84 83H85V84H84ZM95 83H97L98 85H97V84L95 85ZM105 83H106V84H105ZM130 83H129V84H130ZM137 83H138V84H137ZM217 83L220 84V85H217ZM69 84H70V85H69ZM87 84H88V86H87ZM99 84H100V85H101V84H102V85L104 84L106 87L108 86V88H110V89H109V90H107V89L105 90L106 87H105V86H104V87L102 86L103 88H101V86H99ZM115 84H116V86H115ZM126 84H127V86H126ZM150 84L147 85L146 87L148 88L149 86H151ZM169 84H170V83H169ZM201 84H203L204 87H203ZM208 84H209V85H208ZM224 84H226L225 86H229L230 89L227 88V87H226V89H225V86H224V88H223L222 85H224ZM228 84H229V85H228ZM246 84H248V85H246ZM256 84H257V85H256ZM93 85H94V89H93V87H92ZM113 85H114V87H117V89H118V88H119V89L117 90L116 88H113ZM124 85H125V86H124ZM183 85H184V86H183ZM200 85H201L203 88H205V89H203ZM210 85H212V86H210ZM231 85H232V86H231ZM90 86H91L92 88H89ZM110 86H112V87H110ZM185 86H186V88H185ZM213 86H214V87H213ZM217 86H219V87L222 86V87H220V89H222V91L219 90V92H218L217 90H218L219 87H217ZM247 86H248V87H247ZM67 87H68V88H67ZM95 87H98L99 89L101 88L102 90H101V89L98 90V89L95 88ZM126 87L129 88V89H127ZM130 87H131L132 89H131ZM138 87H139V88H138ZM188 87H190L191 89H190V88L188 89ZM200 87H201V88H200ZM212 87H213L215 90L217 89L216 92H215V91H214V92L211 91V92H213V95H211L212 93L209 92L211 89L214 90ZM244 87H243V88H244ZM84 88H85V90H84ZM137 88H138V89H137ZM208 88H210L209 91L207 90ZM246 88H245L244 90L240 91V92L246 91V90H247ZM259 88H257L256 91H257ZM70 89H71V87H70ZM82 89H83V90H82ZM91 89H92V90H91ZM103 89H104V90H103ZM111 89H114V90H111ZM115 89H116V91H118L117 94H116ZM121 89H122V90H121ZM135 89H137V90H139V91H137V90H135ZM181 89H182V90H181ZM183 89H184L185 91H183ZM192 89H193V91H192ZM200 89H201V92H200ZM224 89H225V90H224ZM260 89H259V90H260ZM93 90H94V91L96 90V91L94 92ZM97 90H98V93H97ZM110 90H111V91H110ZM124 90H125V91H124ZM140 90H141V91H140ZM180 90H181V91H180ZM187 90H188V91L191 90L192 92L189 91V93H188ZM197 90H198V92H200V93H197V92H196ZM202 90H203V91L206 90L208 93H207V92H202ZM226 90H227V91H226ZM99 91H100V93H99ZM106 91H108V92L106 93ZM113 91H114V93H113ZM119 91H120L121 93H120ZM136 91H137L138 93H137ZM186 91H187V92H186ZM223 91H224V92H223ZM239 91H238V95H237V97L235 96V99H237V98H238V99H242V98L247 94L246 92H248V93L250 92L249 90H247L245 93L243 92V93H244V96H242V95H243V94H242V95H241V98H239V97H240V94H241ZM260 91H261V90H260ZM129 92H128V93H129ZM180 92L183 93V94H185V93H187V94L183 95V94H181ZM217 92H218L219 94H218ZM233 92H234V91H233ZM233 92H232V93H233ZM236 92H237V91H236ZM80 93H81V94H80ZM101 93H102V94H101ZM109 93H110V95H109L110 97H108V95H106V94H109ZM190 93H192L193 96H192V94H190ZM201 93H203V94H201ZM206 93H207V95L209 94V95L212 96V97L207 96ZM215 93H216V96H215L216 98L214 97ZM229 93H231V92H229ZM99 94H101L102 96L100 95V96H101V97H100ZM132 94H130V96H132ZM189 94H190V95H189ZM194 94H195V95H194ZM199 94H201V96L203 95L204 97H205V95H206V98L200 100V98H202V97H201ZM204 94H205V95H204ZM217 94H218V95H217ZM233 94H234V93H233ZM251 94H252V93H251ZM253 94H252V95H253ZM94 95H96V96L99 98V102H96V101L98 100L96 97H95V98H96V99H95L96 101L94 100ZM134 95H133V96H134ZM187 95H189L190 98H189ZM197 95L200 96L199 99H198V96H197ZM47 96H49V97L47 98ZM69 96H70V98H69ZM74 96H76V97L74 98ZM118 96L115 97V98H118ZM122 96H123V93H122L121 96H119V99H120V97H121V100L125 99V97H127L128 94H127L126 96H124L123 99H122ZM130 96H129V97H130ZM176 96H177V97H176ZM186 96H187V97H186ZM191 96H192V97H191ZM194 96H195V97H194ZM247 96H248V95H247ZM43 97H44V99H43ZM50 97H51V98H50ZM57 97H58V98H57ZM77 97H78V98H77ZM92 97H93V98H92ZM106 97H108V98H106ZM167 97H168V96H167ZM171 97H175V98L172 99L173 101L170 99ZM180 97H183V98L180 99ZM193 97H194V99L196 98V100L198 99L201 103L204 101L206 104L202 103V104H204V105H202V104L198 101V102L201 104V105H200L197 101H195V100L193 99ZM208 97H209L210 100L214 97L215 100L212 99V100L210 101V100H208ZM228 97H229V96H228ZM228 97H227V98H228ZM231 97H232V94H231ZM231 97L229 98V100L227 99L229 102H230V101H233L232 98H233L234 96H233L232 98H231ZM250 97H251V95H250ZM46 98H47V99H46ZM56 98H57V99H56ZM68 98L71 100V102H70V100H69ZM76 98H77V99H76ZM89 98H90V99H89ZM101 98H102V99H101ZM109 98H110V99H109ZM112 98H113L112 100H114V97H112ZM127 98H128V97H127ZM191 98H192V99H191ZM222 98H223V99H222ZM244 98L247 99L248 97L245 96ZM244 98H243V99H244ZM40 99H41V100H40ZM42 99L44 100V104H43V100H42ZM48 99H49V100L52 99V102L49 101V104H48L49 106L46 104V103H48ZM61 99H62V100H61ZM66 99H67V100H66ZM88 99H89V100H88ZM100 99H101L102 101H101ZM119 99H118V100L116 99V100H117V101H120ZM183 99H184V100H183ZM185 99H186V100H185ZM189 99H191V100H189ZM206 99H207V100H206ZM224 99H225V100H224ZM230 99H231V100H230ZM46 100H47V102L45 103ZM93 100H94L96 103H95ZM106 100H105V101H106ZM116 100H114L115 102H114V101H113V102L116 103V102H117ZM170 100H171V101H170ZM182 100H183V101H182ZM187 100L190 101L189 103H193V102L195 101V102H197V104H195V105L191 104V105H192V106H191V105H189V103H187ZM39 101H40V102H39ZM55 101H56L57 103H59L60 105H59V104H56ZM87 101H88V103H87ZM89 101H91V102H89ZM105 101H104V103H105ZM168 101H170V102H168ZM184 101H185V102H184ZM192 101H193V102H192ZM213 101H214V104H213ZM38 102L41 103V105L43 104V107H41V105H40ZM61 102H62V103H63V102H66V104H65V103H64V104H61ZM93 102H94L95 104H94ZM167 102H168L169 104H168ZM181 102H182V103H181ZM207 102H209V103H207ZM224 102H225V103H224ZM229 102H227V103H229ZM50 103H52V104H50ZM53 103H54V104H53ZM91 103L94 104V105H92ZM106 103H107V101H106ZM111 103H112V102H110V104H111ZM114 103H112V104H114ZM183 103H184V104H183ZM222 103H223V104H222ZM263 103H264V102H263ZM37 104H38V105H37ZM55 104H56V105H55ZM68 104H71L70 107H68V106H69ZM89 104H90L91 106H89ZM110 104H108V103L105 104V107H104V106H103V107L100 106V107H102L103 109H102V108H99V109L97 108V111H98V110H99V111L104 110V109L106 108V106L109 108L110 106H112V104H111V105H110ZM167 104H168V105H167ZM180 104H181V107H180ZM186 104L188 105V106H187L188 109H187V107H186ZM208 104H209V105H208ZM45 105H46L47 107H46ZM50 105H52L53 108H52ZM53 105H55V106H53ZM58 105H59L60 107H59ZM73 105H72V106H73ZM98 105H99V104H98ZM109 105H110V106H109ZM155 105H157V104H155ZM260 105H261V104H260ZM36 106H37V107H36ZM39 106H40V107H39ZM56 106H58V107H56ZM65 106H66V107H65ZM84 106L87 107V109H86ZM93 106H94V107H93ZM190 106H191V107H190ZM194 106H195V107H194ZM200 106H203V108L200 107ZM216 106H217L218 108H217ZM219 106H220V107H219ZM226 106H227V105H226ZM226 106H225L224 108H226ZM49 107H50V108H49ZM55 107H56V109H55L56 111L54 110ZM80 107H81V108L83 107V108L81 109ZM89 107H90V108H89ZM91 107H93V108H91ZM97 107H98V106H97ZM177 107H178V108H177ZM182 107H184L186 110L184 109V111H183V110H182V109H183ZM189 107H190L191 109H190ZM192 107H193V108H192ZM198 107H200V108H199L200 110L198 109ZM257 107H258V106H257ZM262 107L264 108L263 104L260 106V108L262 109ZM19 108H20V109L23 108V109L20 110V111H22V110H23V111H22V112L18 111ZM67 108H68V110H67ZM72 108H71V109H72ZM108 108H106V109H108ZM201 108H202V109H201ZM51 109H52V111H51ZM57 109H61V110L58 111ZM80 109H81V110H80ZM85 109H86V110H85ZM100 109H101V110H100ZM106 109H105V110H106ZM153 109H154V112H153ZM159 109H160V110H159ZM173 109H174V110H173ZM176 109H178L180 112H182V111H183V112H182V113H180V112H176V111H178V110H176ZM192 109H193V110H192ZM197 109H198V111H197ZM207 109H206V111H212V110H207ZM258 109H259V107H258ZM49 110H50V111H49ZM62 110L65 111V112L60 113V111H62ZM82 110H84V111H83L84 114L82 113V115L80 116L79 111L82 112ZM105 110H104V111H105ZM175 110H176V111H175ZM181 110H182V111H181ZM190 110H191V112H190ZM11 111H12L13 113H12ZM16 111H17V112H16ZM24 111H25V112H24ZM42 111H43V112H42ZM46 111L49 112V113H51V114H49V115L52 116L53 118H54L53 114H54V115H57V116H55V118L57 117V118L55 119L56 122L54 121V123H53V120H54V119H53L52 117L48 116V113H47ZM54 111H55V112H54ZM94 111H96V110H94ZM97 111H96V112H97ZM99 111H98V112H99ZM194 111H195V112H194ZM219 111H220V110H219ZM219 111H218V112H219ZM27 112H28V113H27ZM52 112H53V113H52ZM57 112H59L60 114H59V113H58L59 115L56 114ZM69 112H70V114H72V116L69 115ZM88 112H89V113H88ZM96 112H95V113H96ZM98 112H97L96 114H98ZM101 112H103V111H101ZM174 112H176V114L178 115L179 118L176 117L177 115H176ZM20 113H21V114H20ZM26 113H27V114H26ZM93 113H94V112H93ZM93 113H92V114H93ZM99 113H100V112H99ZM151 113H152V114H151ZM8 114H9V115H8ZM23 114H24V115H23ZM141 114H142V113H141ZM156 114H157V115H156ZM179 114H181V115H179ZM189 114H190V115H189ZM73 115H74V116H73ZM147 115H148V116H147ZM151 115H152V116H151ZM159 115H161V116L159 117ZM182 115H183V116H182ZM185 115H186V116H185ZM8 116H9L10 118H8ZM61 116H62V115H61ZM77 116H80V117H77ZM91 116H92V115H91ZM91 116H90V117H91ZM146 116H147L148 118H146ZM184 116H185V117H184ZM187 116H188V117H187ZM47 117H48V118H47ZM72 117H75V118H72ZM87 117H89V116H87ZM155 117H156V118L158 117V119H160V121H159L158 119H155ZM173 117H174V118L176 117V118H175V121H174V118H173ZM186 117H187V118H186ZM192 117H191V118H192ZM231 117H232V119H233V116H231ZM41 118H42V119H41ZM50 118H52V119H50ZM68 118H72V119H68ZM123 118H124V119H123ZM172 118H173V120H172ZM229 118H230V117H229ZM229 118L226 119V121H224V122H227V121H228V122L230 123V120H232V119H229ZM36 119H38L37 122H36ZM40 119H41V120H40ZM62 119L59 120V121L62 122ZM134 119H135V121H134ZM34 120H35V121H34ZM42 120H43V121H42ZM68 120H69V121H68ZM136 120H137V121H136ZM170 120H171V123L169 122ZM176 120H177V121H176ZM32 121H33V122H32ZM51 121H52V122H51ZM141 121H142V120H141ZM157 121H158V122H157ZM180 121L178 122V123H180V124H182V123L184 122V121H183V122H180ZM233 121H234V119H233ZM7 122H10V125H9V123H7ZM12 122H13V123H12ZM35 122H36V123H35ZM39 122H40V123H39ZM116 122H118L117 125H116ZM133 122H135V123H133ZM156 122H157L158 124L161 123V124H160L161 126L158 125V124H156ZM11 123H12L13 125H12ZM37 123H38V124H37ZM52 123H53V124H52ZM121 123H122V124H121ZM178 123H177V125H178ZM15 124H16V125H15ZM18 124H20V125H18ZM31 124H32V125H31ZM34 124H36V125H34ZM54 124H56V125H55V128H54ZM59 124H58V126H60ZM65 124H66V126H65ZM132 124L135 125V126H132ZM136 124H138V125L136 126ZM146 124H148V126H145ZM221 124H222V123H221ZM261 124H262L261 126L263 127L264 122L261 123ZM28 125H29V126H28ZM63 125H64L65 127H64ZM141 125H144V126H143L144 129L141 128ZM154 125H155V126H158V127H156V128L154 127L155 129H153V126H154ZM217 125L219 126L218 129L221 128V125H219V124H217ZM224 125H226V124H224ZM13 126H14V128H13ZM24 126H25L26 129L24 128ZM30 126H31V127H30ZM46 126H48V127L50 126V127L48 128V127H46ZM58 126H57V127H58ZM112 126H111V127H112ZM129 126H130V127H129ZM131 126H132V127H131ZM175 126H176V125H175ZM179 126H180V125H179ZM179 126H177V127H179ZM222 126H223V124H222ZM259 126H260V125H259ZM259 126H258V127H259ZM9 127H11V128H9ZM27 127H28V128H27ZM45 127H46V128H45ZM170 127H169V128H170ZM210 127H211V128H210ZM262 127H259V128H262ZM18 128H19V129H18ZM20 128H21L22 130H21ZM38 128H39V131H38ZM41 128H42V129H41ZM109 128H110V127H109ZM109 128H108V126H106V128H105V126H104V128H102L103 130H102V131L100 130L101 134H103L104 137H106L107 134H108V135L111 134L112 132H111V133H110V132H107V134L105 135V133H103V131L105 132V130H107V131H108V130H109V131L114 130V129H112V128H110V129H109ZM129 128H130V129H129ZM172 128H171V129H172ZM175 128H176V127H175ZM215 128L217 129L216 126H213V128H212V126H209V127H208L209 130H211V129H214V130H215ZM259 128H258V130H259ZM27 129H29V130H27ZM30 129H31L32 131H31ZM50 129H51V128H50ZM58 129H59V130H58ZM151 129H152V130H151ZM165 129H163V131H164ZM256 129H257V128H256ZM256 129H254L253 131L256 132V131H257ZM263 129H264V128H263ZM263 129H260V130H262V131L264 132ZM10 130H11V131H10ZM20 130H21L22 133L20 132ZM24 130H25V131L27 130V131L25 132ZM33 130H34V131H33ZM42 130H43L44 132H42ZM57 130H58V132H57ZM61 130H60V133H61ZM65 130H66V129H65ZM124 130H125V131H124ZM129 130H130V131H129ZM145 130H147V131L149 130V132H146ZM150 130H151V131H150ZM37 131H38V132H37ZM63 131H64V130H63ZM63 131H62V132H63ZM116 131H117V132H116ZM128 131H129V132H128ZM132 131H133V132H132ZM161 131H162V130H161ZM165 131H167V130H165ZM165 131H164V132H165ZM253 131H252V132H253ZM262 131H259V132L262 133ZM29 132H30V133H29ZM35 132H36V133H35ZM119 132H120V133H119ZM255 132H254V134H255V137H256V138H254V135L251 134V135H253V138H252V136H251V138H252V139H251V138H250V134H249V139H250L251 141L248 139V136H242V135H241V136L243 137L242 139H244V138L247 137L246 139H247L248 141L245 139V141L243 140L244 143L242 142V139L240 138V136H239L238 138H240L241 141L238 143V140H239V139H237V136H236L235 141L237 140L236 143H238V144H236V143L234 142V140H233V141H232V145H233V142H234V144H236V146L233 145V146H231V147H240V151H241V148H242V147L244 148L245 146H247V144L250 146V144H249L248 142L250 141V143H251L253 139H254V142L257 140L256 142H258L257 144H259V140H258L259 138H258L257 136L260 135V138H261V134L257 131V136H256V133H255ZM14 133H15V132H13V134H14ZM31 133H32V136H31ZM33 133H35V134L33 135ZM37 133H38V134H37ZM155 133L157 134V133H160V132H155ZM249 133H250V132H249ZM258 133H259V134H258ZM13 134L11 133V140H12V138H13V139L15 138V134H16V133H15L14 135H13ZM18 134H20V135H18ZM45 134H46V133H45ZM98 134L100 135V133H98ZM113 134H112V136H114V138L116 139V140H114V141L117 142V140H118L119 138H117L116 135H113ZM118 134H122V135L120 136V135H118ZM142 134H143V135H142ZM144 134H146V135H144ZM151 134L154 135V133H152V132L150 133V135H151ZM202 134H203L202 132H201V134L198 133L199 136L202 135ZM240 134H241V133H240ZM240 134H239V135H240ZM247 134H248V133H247ZM12 135H13L14 137H13ZM43 135H42V136H43ZM99 135L97 136V134H96V136H97L98 138H99ZM150 135L148 134L147 137H149ZM153 135H152V136H153ZM198 135H197V136H198ZM243 135H244V134H243ZM20 136H22V137H20ZM30 136H31V137H30ZM46 136H49V134L46 135ZM96 136L94 137L95 139H93L91 142H90L89 140H91L92 138H90V139L88 138V139H87V140H88V143H89V142H90V143H93V141L96 140ZM101 136H102V135H100V137H101ZM128 136H129V135H128ZM18 137L15 138L13 141H11V140H10V137H9V139L5 140V145H3V144H4V143H3L4 141L0 140V141L2 142V143H0V148L2 147V148L5 149V150L2 149L1 152L4 150V151H5L4 153L6 154V151H7L6 149H8V150L11 149V150H12V148H13V151L16 152V148L19 146L18 142H19V143L21 142V139H19ZM38 137H40V135H39ZM108 137L110 138L111 136L109 135V136H107V138H108ZM147 137H145V138H147ZM29 138H30V139H29ZM98 138H97V139H98ZM114 138L111 137V138L109 139L110 141H112V142H111L112 144L110 143L111 145H113V144H116V145H117V143H115V142L113 143V140H111V139H114ZM145 138H144V139H145ZM17 139H18V140H17ZM123 139H122V140H123ZM255 139H256V140H255ZM261 139H262V138H261ZM263 139H264V136H263ZM263 139H262V140H263ZM9 140H10V141H9ZM16 140H17V141H16ZM87 140H86V141H87ZM99 140H100V138L98 139V141H99ZM119 140H120V141H118V143L120 144V143H121V138H120ZM136 140H137V141H136ZM262 140L260 141V143L263 144V141H262ZM6 141H7V143H6ZM15 141H16V142H15ZM76 141H77V142H73V143H75L74 145H73V144L71 145V143L69 144V146H71L72 149L69 148V146L66 147V148H68V150H69V149L71 150V152H72V154H71V152H70L71 156H74V155L76 156V155H77V158H78V159H79V157H80L79 155H81L80 153H82L81 156H82L83 158L80 157V159H79V161H82V162L80 163L77 159H76V161H77V162H76V161H75V158H76V157H74V158L71 157L70 154L68 153L69 151L66 152V150H65L66 148H65V149L63 148L64 150L61 148L59 151H57V152H58L57 155H59V154L61 153L60 151H65V152H62V153H61V154H63V156L59 155V156L61 157V158H60L61 160L58 159L59 156H57V155H55L56 157H55V156L52 157V156H53V155H52V156H50L49 158H48V156L45 157V158H43V160H41V162H40V163L38 164V166H37V168L39 167V168H38L39 170H40V167H41L40 172H38L39 170H37L36 173H35V170H32V172H34L36 175H35L34 173H31L32 178H34V177L36 176L34 179H38L40 182L42 181L41 184L44 183V184H42V185H41V184L38 185V183H40V182H38V180H37V181L35 180V181H32V182H31V180H30L31 178H29L31 175H30V174H27L28 171H26L27 173H25V172L23 171V172H22L23 175H22V174L20 173V170H22V165H20V164H19V166H20L21 168L19 167V169H20V170L18 171V172H19V173H18L19 175H18V176H15V175L17 174V171L14 172V173H15V174H14V173H13V170H14L15 168L18 170V167H16V166H17V164L20 163V162L17 161L18 159L16 160V159L14 158L15 155H13L14 157L11 156L12 154H14V152H13V153H10V152H12V151H10L9 153L7 152L9 155L11 154L9 157H13V162H14V164H15L14 167L12 166L13 163H12V162H9V160H6V161H4V162H1V161L5 160V159H1V158H0V159H1V161H0V165H2V167L5 166V167H8V168H9L8 165H9V164H12V165H11L12 168L10 167V172H11V175H12V173L14 174V175H12V178L8 179V178L11 177V176H9L10 173H8V172H9V171H7L8 169L4 167L5 169H4V168H3V169H4L5 171H3V172H4L5 174H3V172H2V175H3V176L6 175L8 178H7L6 176H4V177H3V180H1V179H2V175H0V176H1V177H0V180H1V181H0V182H1V183H0V188L2 187L1 189H2V191H3L4 193L6 192L7 189H9V190H10V193H11L10 195H12V197H13V195L15 194V195H14V198L11 199V197H10V195H9V197L6 196L8 201L6 200V198H5L4 201H2V199H4V195H8V194H9V191L7 190L8 194L5 193V194H3V196L1 195V192H2V191H0V195H1V196H0V200L2 201V203H1V201H0V217H1V218H0V220H1V221H0V224L3 223V222H4V223L10 222V219H13V216H16V217H14V219L11 220V221H15V220L18 221V219H20V217L22 218V217H23L24 215H26L27 213H28V214H32L33 211L37 210L36 208L45 207V206H47V205H49V204L51 205L52 202H56V203L58 202V204H59V202H60L59 206H61V205H63L64 203H67L66 200L68 201V199L70 198V197H68V196H69L68 194L71 195V192H72L73 190L75 191V194H77V196L79 195L80 197L82 196L81 193H83V196H84V193H85V192L87 193L88 191H91V192L94 193V191H95L96 193H98L99 190H102L101 188H103V186H104L105 184L103 183V185H100V183L102 184V182H98V183H97L96 181H94L93 179H95L96 177H95V178H92V182L94 181V183H95V184L92 183V186L94 185L93 187H96V186H97V187H99V188L96 187V188H94L95 190H93L92 188H91V190H90V189L88 190L89 187H88L87 189H85V188H84L85 186H84V187L82 186V188H79V187H81L82 182H80L81 184H79V183H77V182H79V180H82V179H83V178L81 179V177H84V176H81L79 172H82V173H81L82 175L90 176V174H92V173H91L90 169H88V167H89V168H92V167H93V168H94V171H96V170H95V166L91 165V167H90V164H91L92 158H94V160H95V157H94V156H96V158H97V155L100 154V155H99V160H100V156H101V159L103 160V158H105V156L103 157L102 154H103L104 152H105V154H108V153L110 152V148H111V146H109V147H110L109 149L107 148L108 151H107V149H104L105 151L103 150V153H102V151H100L101 153H99V151H98V154H97L96 151L93 152V151H94V149H93L94 147H92L91 144H90V146H91V147H90L89 144L87 145V142H86V141H83V140L80 141V140H79L80 144H79L78 140H76ZM96 141H97V140H96ZM246 141H247V144H246ZM11 142H12V143H11ZM13 142H14V143H13ZM23 142H21L20 145H21ZM82 142H84V143L81 144ZM134 142H135V143H134ZM76 143H78L79 145H83V146H81V147H80V146H77L78 144H76ZM85 143H86V145H87L88 147H90V148L93 149V150L89 149V150H91L92 155H89V154H90V151L86 149V151L89 152L88 155H89L90 157H92V156H93V153H95L94 156H93L91 159H88L89 156H88L87 154H85V153H88V152H85V151H84L85 153L82 152L83 149L85 150V147H86V146L84 147V144H85ZM140 143H142V142H140ZM6 144H7V146H6ZM9 144H10V145H9ZM16 144H17V145H16ZM119 144H118V145H119ZM239 144H240V145H239ZM241 144H243V145H241ZM244 144H245V146H244ZM255 144H256V143H255ZM262 144H261V146H258V145H257L259 148L262 147V148H260V149H259V148H256L257 146H254V147L252 146V148H254V149L256 148V149H258V150L256 151V149H255V151H254V150L251 151L252 148H250V150H249L248 152H250V154L252 153V154H251L252 156L248 153L250 156L247 155V156H248L247 158H246V156H245L246 159H245V158L241 155V153L238 152L237 150H236L237 153H234L233 150H235V149H237V148L232 149V151H233V152H232V151H231V148L228 147L229 150H230V155H232L233 153L238 155V153H240V155H238V156H239V157H238L239 159H238V158H237L238 160L235 159L236 161H238V163H237V162L232 163V162L234 161V159H231L232 156L230 157V155L228 156V154L225 153V155H223V156L226 157L227 159L230 157V159H231L232 161L229 160V163L231 162V163L233 164V165H232L233 167H232V166L230 167L229 164H228V165H226V167H225L226 169H223V170H222L221 168H222L223 166H225V164H223L222 167L219 166V167H221V168H217V166H216V167L214 166L215 168L218 169V172H219V173H217L216 170H215V173H214L215 175L212 174V176H209V175L211 174V172H210V174H209V175L207 174V175H208L209 178H210V177H211V178H210V179L208 178V180H206L207 178L205 177V179H203L202 183H199V184L197 183V186H195V185H196V184H195V183H196L195 180H198V179H195V177H194V176H195V175H194V174H195V171H196L197 169H194L193 167H194V166H197V167H198L199 164H200V166H199L200 168H205V166H206L207 168H210L212 165H210V167H209L208 164H212V163H209V161L211 162V159H213V157H211V159H210L209 157H210L212 154H213V155H216L217 153H220V152H221L220 149H222V148H223L222 150H224V151H222V152L224 153L225 150H226V148H227V146L225 147V149H224V147H220L219 152H218V149H216L215 151L213 150V152H210V155L208 154L209 156H207V154H205V156L208 157V158H206V157L203 156V157H202V160L204 159L203 161H197V160H196L197 163H196V162H195V163L193 162L191 165H192V168H193L195 171L193 170V173H192V171H191V173L193 174L192 177H194V178H193L194 183H192V184H195V185H194L195 188H194L193 186H192V187H193L195 190H194L192 187H190V185H192V184H189V188H190V189L187 188V185H188V183H189V182H188L189 178H186V177H187V176L190 177V175H192V174L190 173V171H189V172L187 171V170H188L187 168H189V167L191 168V165L188 166V167L186 168L187 170L184 168L185 171H186L188 174H190V175H187V174L185 173L186 176H184V177H185L187 180H186L185 178H183V175H185V174H183V173H184V172H183L184 170H182L183 168H179V167L176 168V167H175L176 170L173 168V171H172V173L175 174V173H177L178 170L180 169V171L182 172L183 175H182V174H179V173H180V171H179L178 174H179L180 176L177 174L178 177H176V174H175V180H176V181H179V182L181 181V183H182V182H183V183H184V182L186 183V181H187L186 184H185V183H184V184H183V183L180 184L179 182H176V181H174V182H176V183H174L173 181H171V178H169V177H168L169 179L167 178V176H169L170 174H171L172 176H174L172 173H170V171H169L170 169H169V168H168L169 170H166L165 168H167L169 165L172 166V164H171L172 162H170V161H172L173 159H172L171 157H174V152H176V150L179 149V148H178V149L175 148L174 146H173V148H175V149H173V148L171 147L172 152L175 150L173 153H172L171 151L168 152V153L171 152L172 155H170V156H171L170 158H171L172 160L170 159V161H169L170 163H169V162H168V158H166V159H167V162L169 163L168 166H166L167 164L164 163V165H165L166 167L163 165V166H164V169L166 170V173H165V171H163V170H164V169H163V166L161 167L162 170L160 169V171L163 172V173L161 172V174H163V175L167 174V175H166V178L168 179V181L170 180V182H172V183H169L168 181L166 182V181H165V178H163L162 180H160V179L162 178V176L159 175L160 172H159L157 169H156V170H157V171H156V174L159 172V173H158L159 177H158V175H157L158 180H160V181H163V180H164L166 184H165L164 181H163L162 183L159 182V183H160L159 185L162 184V186H158V185H157V184H158V180H157V179H156V180H157L156 182L152 181V180L154 179V178H152V177H155V175H156L154 169L149 170V173H150V176H151V175H152V174H151V171L153 170V171H154L153 174H155V175H152V176L150 177V176H148L149 174L147 173V175H146V177H145L144 179H145L146 182L149 180V182H147V183H150V181H152L151 184L154 183V185L152 186V188L155 186V183H157L156 186L161 190V192L163 191V190H162L163 187H164V190H166V188H169V189H170L169 184H171V185L174 186V185H176V184L178 183L177 185H179L180 188H181V185H183V186L186 185V188L184 187L185 189H184V188L181 189V190H183L184 192L181 191L180 188H179V186H178L179 189L177 188L176 191H178V190H180V191L177 192V193L174 192L175 195L178 194V196L176 195V196H177V197H176L175 195H173V194H174L173 192L171 193V190H172V189H170V193L175 197V199H174V197L169 193V190H168V191H165V193L167 192L166 196H164L165 193H164V194L162 193V194H163L162 197L164 196L163 198L160 197L161 195L159 196L160 199H161L163 202L158 198V196H157V198H158V199H157L158 202H157V201L155 200V198H152V197H151V196H152L151 194H150V197H151V199H153V200L150 201L151 199L149 200V196H148L149 194H148V195H147V196H148L147 198H148V200H149L150 202H149V201H148V202L146 201V202H147V203H146V202H145V199H144V201L142 200L143 203L140 202V203H142V204H140V206H139V205H138V206H139V208L142 207L141 209H144V210H145V211H144V214H145V215H144V218H145V216H147V215H146L147 213L150 214V215L155 214V215H162V216H163V215L165 216V214H167L166 217L164 218V219H166V218L168 217V219L166 220V222H168V221L170 222V220H171V223H172L171 225H172V226H173V224H176V223H177V227H176V225H175V226H173V228H174V229H175V228H176V229L178 228L179 231L182 232V233L179 234V233H178L179 231H178V232H176V235H175V232H174V229H173V228H172V231L168 230V228L170 229V228L172 227V226H170V227L168 226V225H170V224H168L169 222L166 223L165 221H163V223L165 222V224H166V225H165V224H164V225H160V226H163V228H165V229L161 228L162 231H164V234H163V235H161L163 232L161 231V232H162V233H161V232L159 231L161 234H158V233H157L158 236L154 235V236L152 237L151 234H155V233H153V232L151 233V232H150V233H151V234H150V235H151V238H150V240H149V238H148V237H150V235H149V231H146V233H148V236H147V234H146L147 237L144 236V239L142 240L141 237L143 238V235H145V231L143 232V234H141V232H142V231H141V232H139V233H137V234H138V235L141 234L142 236L139 235V237H140L139 239H136V238H135V239L138 241V242H137V241L135 240L137 243H143L142 241H148V242H150L151 239L154 240L156 237H158V238L161 240V241H160L158 238H156V239H157L156 241H157V244H158V245L155 243V240H154V241H151V242L149 243V245H145L146 247H144L143 244H141V245H142V246H141L140 244H137V243H133V242L130 243V242H131V239L129 238L130 241H129L128 243H129V245H130V244H132V245H131V246H128V243H127L126 245H127L128 247H126V245H125L124 243L127 242V240L125 241V239H120V240H118L117 242H120V241L122 242V240H123V242L125 241L124 243L122 242V243H123L122 245H123L124 248H127V249H128L129 247H131V249H132L133 244H137V245H140V246H139V248H137V245L134 246V248H133V249H134V253H132V252L130 251V249H128L127 252L130 251V252H128L129 255L125 256V253L127 254V252H125L123 255L120 256V253H122L124 250L126 251V249H124V248L122 247V245L120 244L121 242H120V243H117V242H116L114 245H116V244L119 245V244H120V245H121L120 247H122V248H121V249H122V252H120L121 250H119V251H117V253H115V252H116V251H114L115 246L113 247V245H112L113 248H108V249H109L108 251L110 252L111 250H113L112 252H113L114 254H118V253H119V257H118L117 259L115 258V256H117V255H114V254H112V256H111L110 254L107 255V257L104 256V255H105L104 252H106V250H104V249H103L104 252L101 253V256H100L99 253H100L101 251H103V250H101L98 254L96 253L97 256H98V257H102V258H100V259H101L102 262H104L106 258L109 257V258L111 259V258H113V255H114V258H113V259H115V261H116V260H117V261L115 262L113 259H111V262H110V260H108V261H109L110 263H112V264H113V262L116 264L118 261H120V260H118V259H121L122 257L125 256L124 258H125V260H126V258H128V257H132V256H133V255H130V253H132V254H136V251H135V250H137V255H136V256H138V258H142V257H143L142 259H139L140 261H143V264H144V263H145V264H160V263H161V264H162V263L164 264V261H166L165 264H177V263H178V264H181V263H182V264H185V262H186V264H205V263H206V264H210V263H211V264H222V263L224 264L226 261H229L228 263H231V264H245V263L248 264V262H249V264H250V263H253V264H261V263H262V264H264V262H261L262 260H264V256H263V255H264V251H263V250H264V249H263L264 246H263V244H262V242H264V241H262V240H264V239H263L264 237H263V238L260 237L261 234H259L260 231H263V230H262V225H261V224H264V223H263V221H264V217H263V215H264V214H263V212H264V206H263V205H264V202H262L261 199H260V200L257 199V202H255L254 199L251 198V199L256 203V204H253V205H255V206H253V208L248 207V205L250 206V205L252 204V200L250 199V200H248V203H249V202H251V203L248 204V205H247L248 208L245 209L246 206H245L244 208H243V206L246 205L247 203H246V204H243V206H242V203H244V199H243V198H241V197L239 196V197L241 198V201H239L240 203L238 202L239 205H238V203H237L238 200H237V201L234 200V199H238V196H237V195H240L239 193H240L241 191H239V190H241V189L243 190V192H246V195H247V196L250 195V193H249V190H250V189H249V187H250L249 185H250V183L253 184V182H255L256 179L254 180V178L262 177V176H259V175H264V173H263V172H260V171H259L260 173L257 172V173L259 174V175H257V174H256V171H257V170H252V173L254 174V175H253V174H251V171H250V169H249V168L251 167V165H252L250 162H253L254 160H256V157L258 158V156H255L256 154H257V155H258V154L260 155V153H261L260 157L264 155V152H263V150H264V144H263V145H262ZM15 145L17 146L16 148H15ZM67 145H68V144H67ZM116 145H115V146H116ZM122 145H120V146L118 147V149H116L117 152H119L118 150L125 151V150L123 149L124 147H123ZM187 145H188V144H187ZM229 145H230V144H229ZM238 145H239V146H238ZM252 145H253V144H252ZM3 146H4V147H3ZM8 146H10V148H8ZM65 146H66V145H64L63 147H65ZM115 146L113 145L114 148H115ZM249 146H248V147H249ZM20 147H21V146H20ZM73 147H74V148L79 147V148H81V149L77 150L78 148H77V149H74ZM82 147H84V148L82 149ZM121 147H122V148H121ZM125 147L127 148L128 146H125ZM184 147H186V148L182 149V148H183V147H182V148H180V150H181V149L184 150V151H185V149L189 150V149L187 148L188 146L185 145ZM248 147H247V148H248ZM250 147H251V146H250ZM119 148H121V149H119ZM126 148H125V149H126ZM128 148H129V147H128ZM128 148H127V149H128ZM228 148H227L226 152H229ZM243 148H242V151H243L246 147H245L244 149H243ZM247 148H246V149H247ZM18 149H19V148H18ZM18 149H17V151H18ZM167 149H168V148H167ZM167 149H166V150H167ZM169 149H170V147H169ZM169 149H168V150H169ZM246 149H245V150H246ZM248 149H249V148H248ZM72 150H74V151H72ZM80 150H82V151H80ZM116 150L112 148V150H111V152H110L109 154H111L113 151H115V152H113V154H116ZM180 150H179V151H180ZM238 150H239V148H238ZM78 151H79L80 153H78ZM122 151H120V153H121ZM179 151H178V152H179ZM184 151H180L179 153L177 152L178 156H177V157L175 156V158H180V157H182L181 154L185 153ZM216 151H217V153H216ZM236 151H235V152H236ZM261 151L263 152V154H262ZM76 152H77L78 154H77ZM106 152H107V153H106ZM181 152H182V153H181ZM222 152H221L220 154H223ZM245 152H247V151H245ZM245 152H243L242 154H244ZM66 153H68L69 156L66 157V155H67ZM74 153H76V154H74ZM211 153H212V154H211ZM214 153H215V154H214ZM231 153H232V154H231ZM55 154H56V153H55ZM64 154H65V155H64ZM73 154H74V155H73ZM83 154H85V155L83 156ZM96 154H97V155H96ZM117 154H119V153H117ZM179 154H180L181 156H180ZM187 154H188V152H187ZM234 154H233V155H234ZM246 154H247V153H246ZM246 154H245V155H246ZM254 154H255V155H254ZM86 155H87V156H86ZM184 155H185V154H184ZM226 155H227V156H226ZM237 155H236V156L234 155L235 158L237 157ZM253 155L255 156L254 158H253ZM108 156H112V155H108ZM179 156H180V157H179ZM241 156H242V157H241ZM51 157H52L53 159L55 158L54 160H57V161L60 160V161H62V162L59 161L60 163H63V161L65 162L66 159H67V162H68V160H69V164L71 163V158H72V162H73V163H71L70 165L67 164V162H65L66 165H67V167H68V169H70L69 166H71L72 169L68 170L67 167H66V169H67L68 171H71V170L74 171V169H75L76 171H74V172H75V173L77 172L76 176H75V175H70V174H69V173L73 174V173H74L73 171L68 172L66 169H63V167H65V163H63L64 166H63V164H60V167L63 166L62 168H59V169H61V170L57 169V168H58V165H56V164H59V162L54 161V162H56V164H55L52 160H49V159H52ZM65 157H66V159H64ZM84 157H85V159H84ZM86 157H87V158H86ZM47 158H48V160H49L50 162L47 160ZM56 158H57V159H56ZM69 158H70V159H69ZM81 158H82V159H81ZM175 158H174V159H175ZM241 158L243 159V163H242V161H241V160H242ZM248 158H252V160H251V159H248ZM262 158H263V157H262ZM10 159H11V158H10ZM14 159H15V160H14ZM44 159H46V160L49 162V165H50V164H51V165H52V164H55L54 166L52 165L54 168L50 165V167H52L51 170H52L53 172H51V170H49V169H46V167H45V166H46V160H44ZM62 159H64V160H62ZM166 159H165V160H166ZM205 159H207V161H206ZM247 159H248V160H247ZM253 159H254V160H253ZM73 160H74V161H73ZM83 160H84V161H83ZM88 160H89V161H88ZM94 160L92 161V163L95 165L96 163H95ZM96 160H98V159H96ZM198 160H201V159L199 158ZM245 160H247V161H245ZM7 161H8V162H7ZM11 161H12V159H11ZM16 161H17L18 163H17ZM42 161H43V162H42ZM87 161H88L90 164H89ZM204 161H205V163H206V162L208 163V164L206 163L208 166H207V165H202V166H204V167H201V162H202V164H203ZM227 161H228V160H227ZM6 162L9 163V164H6ZM44 162H45V165H43V166L45 167L46 170H48L47 172H45L43 166H40V164H41V163L44 164ZM48 162H47V168H49ZM52 162H53V163H52ZM74 162H75V164H74ZM96 162L99 163L98 161H96ZM100 162H102V161H100ZM165 162H166V161H165ZM198 162H200V163H198ZM239 162H240V163H239ZM1 163H2V164H1ZM16 163H17V164H16ZM76 163H77V164H76ZM205 163H204V164H205ZM227 163H228V162H227ZM227 163H226V164H227ZM244 163H247V164H244ZM248 163H249V164H248ZM82 164H83V165H82ZM86 164H87V165H86ZM193 164H196V165L193 166ZM241 164H244L245 167H244V165H241ZM250 164H251V165H250ZM74 165H75L76 167H75ZM239 165H240L241 167H240ZM248 165H250V166H248ZM87 166H88V167H87ZM171 166H170V167H171ZM228 166H229V167H228ZM237 166L239 167V170H236V169H238ZM252 166L254 167L255 164H253ZM42 167H43V168H42ZM82 167H83V168H82ZM197 167H195V168H197ZM199 167H198V168H199ZM234 167H236V168H234ZM242 167H243V168H242ZM246 167H249V168L244 169V168H246ZM263 167H264V165H263ZM263 167H262V169H260V168H261V166H260L259 169L262 171V170H263ZM13 168H14V169H13ZM37 168H36V169H37ZM73 168H74V169H73ZM76 168H77V169H76ZM79 168H80L82 171H79ZM84 168H85V169H84ZM178 168H179V169H178ZM190 168H189V169H190ZM211 168L214 169L213 167H211ZM223 168H224V167H223ZM232 168H234L235 170L232 169ZM16 169H15V170H16ZM83 169H84V171H87L88 173H86V172L84 173ZM86 169H88V170H86ZM177 169H178V170H177ZM229 169H230V170H229ZM231 169H232V170H231ZM241 169H242V170H241ZM248 169H249V173H250L251 175H249V174H247V173H244V174H247V176H248V175L251 176L250 178H251V179L253 178V179H252L253 182L250 181V179H249L250 183H248V180H247L246 183L249 184V185H248L249 187H247V188H246V186H244L245 183H244V185L241 184V185L244 186L247 190L249 189V190H248V194H247V190H246L244 187H243V188H244L245 190H244L243 188L240 189V187H242V186H241L239 183L242 182V181H241L242 179L239 181L238 178L240 179V177H241L242 175H241V176L239 175L240 177H238V174H237V173L240 172L239 174H243L242 172H247L246 170H248ZM252 169H253V168H252ZM254 169H257V168L255 167ZM11 170H12V171H11ZM15 170H14V171H15ZM42 170H44L45 175H43V173L41 172ZM62 170H66L65 173H62V172H63ZM92 170H93V169H92ZM174 170H175V171H174ZM190 170H191V169H190ZM200 170H201V169H200ZM200 170H198V171H200ZM205 170H206V172L209 173V171H208L209 169H206V168H205ZM221 170H222V171H221ZM224 170H225V171H224ZM228 170H229V171H228ZM6 171H7V172H6ZM49 171L52 173V175H53V173H54V175H55L56 177H58L57 175L61 176V177H59V179H58V178L55 179V176H54V175H53L54 177L52 176V177L54 178V185H57V184H58V183L56 182V180H58V182H59V181H62L61 184H60V182H59V184H58L59 186H58V185H57V187H56V186H52V187L50 186V188H49L48 184L50 185V183H51V185H53V178L51 177ZM60 171H61V172H60ZM78 171H79V172H78ZM89 171H90V172H89ZM94 171H93V172H94ZM153 171H152V172H153ZM202 171H203V172H202ZM202 171H201V173L206 174V172H205L204 170H202ZM231 171H232L233 173H232ZM234 171H235V172L237 171V172L235 173ZM30 172H31V171H30ZM30 172H29V173H30ZM37 172L40 174V176H39V174H37ZM57 172H58V173H57ZM167 172H169V175H168ZM213 172H214V170H213ZM220 172H221V173H220ZM225 172H226L227 174H226ZM0 173H1V172H0ZM7 173H8V175H7ZM24 173H25V176H24ZM41 173H42V174H41ZM46 173H47V174H46ZM48 173H49V174H48ZM60 173H61L62 175H61ZM75 173H74V174H75ZM78 173H79V175H80L81 177L78 176ZM164 173H165V174H164ZM229 173H230V175L232 174V175H234V176H230ZM261 173H263V174H261ZM20 174H21V176H20ZM33 174H34V175H33ZM64 174H65V175H64ZM68 174H69V179H70L69 181L67 180V179H68V178H67V177H68ZM94 174H96V173H94ZM196 174H198V173H196ZM221 174H222V177H221ZM223 174H224V175H223ZM236 174H237V177H238V178H236L237 181H238V182H236V183H238V185H240V186H238V187H239V190H238L236 187H234V186H233V187L236 188V190L239 191V193H237V191H236V192L232 191V190H233V187H232V189H231V186H232V184H233L232 182H234V181H236V180H234V181H229V180H228L229 178H230V180H231V178H232V180H233V178L235 179V175H236ZM27 175H28L29 177H28ZM41 175H42V178H41ZM171 175H170V177H172ZM181 175H182V176H181ZM199 175L201 176L200 173H199ZM199 175H196V176H197L196 178H198ZM218 175H219V176H218ZM252 175H253V176H252ZM13 176H14V177H13ZM45 176H46V177H45ZM63 176H64V177H63ZM70 176H71V177H72V176L79 177L80 179H79V178H76L77 181H76V180L74 181L75 178H72V179H71ZM87 176L84 177V180H82L83 182H85V180L87 181V179H89V180L91 179V177L87 178ZM94 176H95V175H94ZM94 176H93V174H92V177H94ZM160 176H161V177H160ZM217 176H218L219 178H218ZM224 176H226V177H228V178H226V177H224ZM229 176H230V177H229ZM245 176H246V175H245ZM247 176H246V177H247ZM249 176H248V177H249ZM254 176H256V177H254ZM16 177H18V179H17V183H18V184L16 183V180H15ZM20 177H23V179L26 178V179H25L26 181H24V180L22 181V179H21ZM48 177H49V178H48ZM65 177H66L67 179H65ZM148 177H149V178H148ZM163 177H165V176H163ZM179 177H180V178H179ZM192 177H191V179H192ZM216 177H217V178H216ZM220 177H221L222 179H221ZM223 177H224V178H223ZM4 178H5V181L8 179L7 181H8L9 184L7 183V181H6V182L4 181ZM46 178H48L49 180H47ZM61 178H62V179H65V182H64V180H60ZM150 178H152V180H150ZM155 178H156V177H155ZM172 178H173V177H172ZM177 178H179V179L183 178V181H182V179H181V180H178ZM215 178H216V179H215ZM225 178H226V179H225ZM20 179H21V180H20ZM27 179H28V180H27ZM45 179H46V180H45ZM50 179H51L52 181H51ZM144 179H143V180H144ZM167 179H166V180H167ZM184 179H185V181H184ZM191 179H190V180H191ZM223 179L226 180V181H224ZM257 179H258V178H257ZM14 180H15V181H14ZM18 180H20L21 182L19 181V182H20V183H19ZM29 180H30L31 185L33 184V182H34V184H35L36 182H38L37 185H36V184H35V185L33 184V185L31 186V187L33 188V192H34V190L38 189L39 187L44 186V187L40 188V189H43L44 192L37 193V195H38L39 197H38L37 195H34L35 193L33 194L32 190H30L31 187H28V188H27V186H29L30 184L27 183L28 185H25L26 187H24V184H25L26 182H28ZM43 180H44V181H43ZM66 180H67L68 183L66 182ZM95 180H97V178H96ZM143 180H142L141 182H139L138 184H136L137 186H139V185L141 186V185H142V189H141L140 187L137 188V186L135 187V185L132 186L134 189H131L132 187H131L130 189L133 190V191H134L135 189H137V190H135V191H138V190H140V189L143 190V187H144L145 192H147L146 189H145V185L143 186V184L146 183V182L143 181ZM172 180H174V178H173ZM190 180H189V181H190ZM201 180H202V179H201ZM211 180H213V181L216 180L217 182H216V181L213 182V181H211ZM220 180H221V181H220ZM227 180L229 181V183H227V182H228ZM2 181H3V183H4V182H5V183L3 184ZM9 181H10V182H9ZM11 181H12V182H11ZM45 181H46V182H45ZM71 181H73V182H71ZM198 181H199V180H198ZM198 181H197V182H198ZM204 181H205V182H204ZM210 181H211V183H210ZM13 182H14V183H13ZM74 182H76L75 184H77V185H74ZM142 182H144V183H142ZM191 182H192V180H191ZM206 182H207V183H206ZM212 182H213L214 185L217 183V184L215 185L214 188L212 187L213 189H212L211 186H210V185L212 184ZM12 183H13V185H12ZM46 183H48V184H46ZM55 183H56V184H55ZM65 183H66L67 185H66ZM70 183H73V184H70ZM147 183H146V188H147L148 185L151 187V184H147ZM163 183H164V185H166V186H163ZM167 183H169V184H167ZM173 183H174V184H173ZM203 183H206L208 186L205 187L206 184L204 185ZM208 183H210V184H208ZM224 183H225V185H224ZM226 183L228 184L227 186H226ZM230 183H231V184H230ZM6 184L9 185V188H8L7 186H6V187H3V185L5 186ZM15 184H16V185H15ZM19 184H20V187H21V184H22V188H20V191H21V192H19V190L16 189V193L12 194L14 190H13L12 188L10 189V187L15 188L14 186H16V188H17V187H19ZM62 184H65V185H62ZM68 184H69V185H68ZM97 184H98L99 186H98ZM221 184H223V185L221 186ZM40 185H41V186H40ZM45 185H46V186H45ZM71 185H72V186L74 185L73 188H72ZM79 185H80V186H79ZM199 185H202L203 188L200 187ZM214 185H212V186H214ZM233 185H235V183H234ZM246 185H247V184H246ZM33 186H34V187H33ZM37 186H38V188H36ZM47 186H48V187H47ZM61 186H63L64 188H62ZM70 186H71V187H70ZM92 186H91V187H92ZM101 186H102V187H101ZM156 186H155V187H156ZM167 186H169V187H167ZM173 186H171V187H173ZM183 186H182V187H183ZM235 186H236V185H235ZM23 187H24V188H23ZM45 187L47 188V191H46V192H45V190H46ZM54 187H55V189H54ZM66 187H67V188H66ZM77 187L79 188V190H78ZM155 187H154V188H155ZM165 187H166V188H165ZM174 187H175V186H174ZM176 187H177V186H176ZM204 187H205V188H204ZM209 187H210V188H209ZM25 188L27 189V191H26ZM32 188H31V189H32ZM34 188H35V189H34ZM44 188H45V189H44ZM51 188H53V189L51 190ZM58 188L60 189V190H59L60 192L58 191ZM68 188H69V190H68ZM139 188H140V189H139ZM197 188H198V189H197ZM199 188H200V189H199ZM201 188H202V190H201ZM207 188H209V190H213V191H211L212 193H211L210 191H208ZM223 188H224V189H223ZM3 189H4L5 191H4ZM23 189L26 191L25 194H27V196H28L29 193H30V195H29L28 197H30V196H34V197H35V196H36L35 198H32V197L29 198L30 200H33V199H34L33 201L30 202V200H29L28 198H27V199H24V200H23V198H22L21 202H19V201H20L19 198H21V197H23V196H24L25 198L27 197V196L23 195L24 192H25ZM40 189H39V191H41ZM71 189H72V190H71ZM80 189H83L84 191H83V190H80ZM186 189H188V190H186ZM204 189H205V190H204ZM214 189L216 190V192H218L217 194L215 193V190H214ZM227 189H228V191H230L229 189H231L232 194H233V192H234V194L237 193V194H235L237 197H235V198H230V196L232 197V195H230L231 192H229L228 194H229L230 201H229L228 199H225V198H226L225 196H227V195H226V192H228ZM22 190H23V192H22ZM28 190H29V192H28ZM43 190H42V191H43ZM49 190H50L51 192H50ZM54 190H55V191H54ZM61 190H62V193H61ZM65 190H66V191H65ZM92 190H93V191H92ZM97 190H98V191H97ZM121 190H122V189H121ZM141 190H140V192H141ZM144 190H143L142 192H144ZM174 190H175V189H174ZM174 190H173V191H174ZM185 190H186V191H185ZM192 190H193V191L198 190L199 192H198V191H196L197 193H196V192H192V193H193V196H192V195L190 196V194H188V193L191 192ZM30 191H31V192H30ZM36 191L39 192L38 190H36ZM48 191L50 192V195H49V193H47ZM53 191H54V192H53ZM57 191H58V193H60L61 195L58 194ZM63 191H65V192H63ZM70 191H71V192H70ZM74 191H73V192H74ZM76 191H77V192L80 191L81 193L79 192V193H80V194H79V193H77ZM128 191H129V190H128ZM128 191H127V192H128ZM133 191H132L133 194L131 193L132 195H134V193H135V191H134V192H133ZM205 191H206V192H205ZM224 191H225V193H224ZM17 192H18V193H17ZM91 192H88V194H92ZM122 192H123V193L125 192L124 194H129V193H126L125 190L122 191ZM140 192H139V193H140ZM142 192H141V193H142ZM145 192H144V193H145ZM163 192H164V191H163ZM180 192H181V193H180ZM182 192H183L184 194L186 193V194H185L186 196H182V194H183ZM213 192H214V194H216V196H217V197L214 196V198L217 199L216 203H214V206L217 204V202L219 203L218 198H219V195L222 194V195H224V196H223V199H224V200H226V201L228 200L230 203H231V202L233 203V201L237 203V204H236V203H235V204L233 203L234 205H233V204H230L231 206L233 205L232 207H234L235 205H237V207L240 206L239 208H237V207L235 206V209H234V210H235V211L237 210V211H238L237 213H239V212L242 211L241 214L243 215V213L245 212V211H243V210H244V209L247 210V209L250 208L249 211H247V212H249L248 214H249L250 216H252V215H253L252 211H254V209H255V210L258 209L259 211H262V212L259 213L258 210H257L258 212H257V211H254V216H255V212H256V215L259 213L260 215L258 214V216L261 217V218L255 216V217L259 218V219H256V218L253 216L254 218L251 217V218H252V219H251L252 222H249L250 219H247V220H246V218L244 217V216H246L245 214H244L243 217H242V215L240 216V215L238 214L237 216H234L233 218H235V217L237 218L238 216H240V218H239L238 220L240 221V220H241V217H242V222H239V221H238V223H236V220H237V219L235 218V219H234V220H235V223H234V222H233L234 220L230 222V220L233 219V218H231V217H232L234 214H232V216H231V212H229L228 215L231 216V217L229 218V219H230L229 222L231 223L232 226L227 222L228 225H230V228H228L229 226H228V225H227V226L225 225V224H226L225 220L228 221V219H225V220H224L223 217H222L221 215H224V217H225V216H226V217L228 216V215H226L227 213H225V210L227 209L226 206H228L229 204H226V206H225L226 208L223 209L224 213H223V211H222L220 205H217V206H218L217 209L220 207L218 210L221 211V214L218 213V215H219V216H218V215L216 214L217 212L214 211V210H216V209H215L216 207L214 208V207L211 205L212 201H210V199H209V196H212V198H213ZM243 192H242V193H243ZM262 192L264 193V191H262ZM20 193H22L23 196H19V197H18V195H21ZM31 193H32V194H31ZM45 193L49 195V198H47L48 196L45 198V196H46ZM52 193H53V196H54V194L56 195V196H54V197H56L55 200H56L59 196H61L59 199H57V200H59V201H57V200L55 201V200L53 199V198H54L53 196H52L53 198L51 197V200H48V199H50V196H51ZM64 193H65V194H64ZM96 193H94V194H96ZM192 193H191V194H192ZM208 193H209V194H208ZM223 193H224V194H223ZM263 193L260 192L261 195H262ZM17 194H18V195H17ZM42 194H43V195H42ZM75 194L72 193L71 196H72V197H73V196H76ZM131 194H130V195H131ZM136 194H137V192H136ZM169 194H170V195H169ZM184 194H183V195H184ZM40 195H42V196H40ZM57 195H58V196H57ZM62 195H63V196L67 195L68 199H67V197H63ZM180 195H181V196H180ZM246 195H245V193H244V195L242 194L241 196L244 197V196H246ZM261 195L258 194L257 196L259 197V196H261ZM263 195H264V194H263ZM16 196H17L18 199L15 198ZM170 196H172V197H170ZM202 196H203V197H202ZM247 196H246V197H247ZM250 196H251V195H250ZM2 197H3V198H2ZM179 197H180L181 199H185V200H187L188 202L185 201V200L182 201ZM182 197H184V198H182ZM195 197H196L197 199H196ZM233 197H234V196H233ZM246 197H245V198H246ZM251 197H252V196H251ZM253 197H254V196H253ZM262 197H263V196H262ZM262 197H260V198H262ZM8 198H10L11 200L8 199ZM31 198H32V199H31ZM44 198H45V200H44ZM145 198H146V197H145ZM164 198H165V199H164ZM167 198H168V199H167ZM177 198L179 199V201H178ZM193 198H194V199H193ZM212 198H211V199H212ZM221 198H222V197H221ZM240 198H239V199H240ZM248 198H250V197L248 196ZM13 199H14V200L16 199L17 201L15 200L16 202H14ZM36 199H37V201H36ZM41 199H42V200H41ZM52 199H53V201H52ZM63 199H64L65 202L63 201ZM65 199H66V200H65ZM173 199H174V200H173ZM176 199H177V200H176ZM190 199H191V200H190ZM200 199H202L203 203L205 204L204 206H207L208 208H212V209H210V211L212 210V212H213V211L216 212V213H215L216 215H214V212H213V214L210 213L211 215L209 214V215H208V218H207V217H206V216H207V215H206V211L208 212L209 209H207L206 207L203 206V204H201L202 202H201ZM208 199H209V201L211 202L210 204H209V202L207 203ZM216 199H214V200L212 199L213 202H214ZM219 199H220V198H219ZM231 199H232V201H231ZM242 199H243V201H242ZM255 199H256V196H255ZM262 199H264V198H262ZM9 200H10V201H9ZM39 200H40V201H39ZM43 200H44V201H43ZM46 200H47V201H46ZM146 200H147V199H146ZM154 200H155V201H154ZM159 200H160V201H159ZM167 200H169L170 202H168ZM172 200H173V203H172ZM180 200H181V201H180ZM197 200H198V201H197ZM221 200H222V199H221ZM246 200H247V198L245 199V201H246ZM11 201H12L13 203H15V204H13ZM38 201L40 202V204H41L42 202L44 203V202L46 201L45 203H47V205H44L45 203H44V204L42 203L44 206H43V205H40ZM61 201H62V202H61ZM165 201H166V202H165ZM184 201L187 202V203H184ZM196 201H197V203H196ZM204 201H205V202H204ZM226 201H225V203H228V202H226ZM10 202H11V203H10ZM18 202H19V203H18ZM33 202H34V203H33ZM49 202H51V203H49ZM144 202H145V203H144ZM159 202H160V203H159ZM221 202H222L223 204H225L223 200H222ZM221 202H220V203H221ZM241 202H242V203H241ZM246 202H247V201H246ZM258 202H259V203H258ZM261 202L263 203L262 206H261V207H263V209H261V208L258 207V205H259ZM17 203H18V204H17ZM35 203H37V204H36V205H37L36 207H35ZM48 203H49V204H48ZM61 203H63V204H61ZM151 203H153V204H151ZM154 203H155V204L157 203L156 206H155ZM163 203H164V204H163ZM168 203H169V204H168ZM174 203L176 204L175 207H174V205H175ZM178 203H180V204L177 205ZM181 203H182V205H181ZM193 203H194V204H193ZM206 203H207V204H206ZM220 203H219V204H220ZM2 204H3V205H2ZM16 204H17V206H16V208H15V205H16ZM20 204H21V205L23 204L25 207H24V206L21 207ZM33 204H34V205H33ZM54 204H55V203H53L52 205H54ZM58 204H56V205H58ZM172 204H173V205H172ZM195 204H197V206H199V208H201V209H202V208H206V209H207V210L204 209V211L206 210L205 213H204V215H206V216L203 215V210L201 211V209H200V210L197 209V206H196ZM223 204H221V205H223ZM257 204H258V205H257ZM13 205H14V206H13ZM142 205H143V206H142ZM144 205H145V206H148V205H149V206H148V207H144ZM152 205H153V206H152ZM160 205H162V206H160ZM163 205H164V206H163ZM166 205H167V207H166ZM170 205H171V207H170ZM185 205H186V206H185ZM189 205H190V207H189ZM209 205L212 206V207H209ZM260 205H261V204H260ZM260 205H259V206H260ZM38 206H39V207H38ZM151 206H152V207H151ZM182 206H183V207H182ZM202 206H203V207H202ZM223 206H224V205H223ZM231 206L228 207V209H229V208L232 209V210H229V211H232V213H233L234 210H233V208H232ZM256 206H257L258 208H257ZM20 207H21V208H24V211H23V209H21ZM34 207H35V208H34ZM173 207H174V208H173ZM177 207H178V209H177ZM179 207L182 208V209L180 208V212H181V213H180V212H177V211H179ZM188 207L190 208V210H189ZM193 207H194L195 214H196L197 216H200V215H201L200 218L202 217V215L204 216V217H202L203 219L201 218V219H202V222H200V218H197V217H196L194 214H192V213H191V214L194 215V217H196V218H194L192 215H190V217H188V215L190 214V213H188L189 211L194 213V211H191V210H193ZM241 207H242L243 209H242ZM254 207H256V208H254ZM12 208H13V209H12ZM152 208H153V209H152ZM157 208H158V211H157ZM161 208H163V210H161ZM165 208H166V209H165ZM172 208H173V209H172ZM175 208L177 209L176 212L174 211ZM184 208H185V209H184ZM186 208H188V209H186ZM213 208H214V209H213ZM222 208H223V207H222ZM240 208H241V209H240ZM11 209L14 210V211H12ZM16 209L19 210L20 216L18 215V213H16L17 215H15V213L13 214V212H16V211H15ZM20 209H21L22 211H20ZM34 209H35V210H34ZM159 209H160V210H159ZM176 209H175V210H176ZM183 209H184V210H183ZM196 209H197L199 212L201 211L202 214H200V213H201V212H200L199 215H198ZM228 209H227V210H228ZM251 209H253V210L251 211ZM260 209H261V210H260ZM154 210H155V211H154ZM164 210H166V211H164ZM181 210H182V211H181ZM240 210H241V211H240ZM10 211H11L12 213H10ZM25 211H26V213H25ZM168 211H170V212H168ZM172 211H173V212H172ZM183 211H184V213L186 212L188 215H187L186 213H185V215H184ZM250 211H251V212H250ZM4 212H5V213H4ZM23 212H24L25 214H24ZM36 212H37V211H36ZM36 212H35V213H36ZM146 212H147V213H146ZM149 212H150V213H149ZM153 212H155V213H153ZM166 212H167V213H166ZM171 212L173 213V215H175V216H173L174 218H172V213H171ZM218 212H219V211H218ZM227 212H228V211H227ZM6 213H7V214H6ZM158 213H159V214H158ZM170 213H171V214H170ZM208 213H209V212H208ZM222 213H223V214H222ZM234 213L236 214V212H234ZM245 213H246V212H245ZM2 214L5 215V216L3 215V217H5V218H6L7 216H8V218H9V216H10L11 218H9V221L6 220L5 218H2ZM21 214H22V216H21ZM33 214H34V212H33ZM127 214H128V213H127ZM127 214H126L125 216H124V215L121 216L120 219H121V220H123V219H127V218L130 216L129 214H128V215H127ZM177 214H179V215H177ZM262 214H263V215H262ZM11 215H13V216H11ZM168 215H170L171 218H170ZM182 215H184V217L187 215V216L185 217V219L188 217V218H187L188 220H189V219H191V220L193 219V220H192V221H191V220L187 221V219H186V220H185V221H186V226H183V225H185V221L182 222V221L184 220V217H183ZM212 215H213V218H214V219L211 218ZM164 216H163V217H164ZM176 216H177V219H178L179 216H180L181 219H180V218H179V219H180V221L182 222V224L184 223L183 225L180 224L181 222L178 221L179 219H178V220H175V219H176ZM209 216H210V217H209ZM214 216H217L218 218H216V217H214ZM220 216H221V217H220ZM123 217H124V218H123ZM182 217H183V219H182ZM228 217H229V216H228ZM228 217H227V218H228ZM246 217L248 218V215H247ZM262 217H263V221H259V220H262ZM15 218H18V219H15ZM169 218H170V219H169ZM215 218H216V219H215ZM220 218H221L222 220H221ZM243 218H244V220H246L247 224L245 223V221H243ZM2 219H3V220H2ZM4 219H5V221H4ZM120 219H119V220H120ZM194 219H195V221H196L197 219H199V220H197L199 223H198L197 221L195 222V223H198V225H196V224L193 222ZM204 219H206L207 221L204 220ZM210 219H211L213 222H212ZM218 219L221 220L222 222L220 221V222L218 223V221H219ZM255 219H256V220H255ZM119 220L117 219L116 222H115V220H114V222L116 223V225H115L114 222H113V223H114V224H113L112 221H110V225H109V223H108L109 226H108V227H105V230H107V229H108V230H111V231H107V232L109 233V237H111V235H112V238H113V234H112V232L115 231L116 233H118L119 229L121 228L119 224H120L121 222L125 221V220H123V221L120 220L121 222H119ZM172 220H174L175 222H174V221L172 222ZM217 220H218V221H217ZM223 220H224V222H223ZM257 220H258L260 223H258ZM203 221H205L206 223L203 222ZM208 221H210V222H208ZM117 222H118L119 224H117ZM188 222H189V223H188ZM207 222H208V223H207ZM211 222H212V223H211ZM215 222H217V223L219 224V226H220V224L225 223L224 225H222V227H220V228L223 229V231H222V229H219L218 226H216ZM243 222H244V224H245L246 227L242 224ZM111 223H112L113 225H111ZM163 223H162V224H163ZM187 223H188V224H187ZM193 223H194L195 225L192 226ZM203 223H204L208 228H207ZM209 223H210V226H211V224H212L211 228L209 227ZM240 223H241V224H240ZM249 223H250V224H249ZM178 224H180L181 226H179ZM200 224H203L204 227H203L202 225H200ZM214 224H215V225H214ZM233 224H237V225L240 224V225H241V228H242V227H245V229H247V231H249L250 228H253V229H250V230H252V231L248 232V233H250V234H248L247 231H246L245 229H243V230L241 231V229L239 228L240 225H239L238 227H235ZM254 224H255V226H254ZM256 224L259 225V226H257ZM114 225H115V226H114ZM188 225H189V226H188ZM199 225H200V226H199ZM237 225H236V226H237ZM251 225H252V226H251ZM105 226H107V225H105ZM166 226H168V227H166ZM194 226H196V228H193ZM197 226H198V227H197ZM214 226H215V227H214ZM224 226H226V227H224ZM233 226H234L235 228H234ZM248 226H249V228H248ZM115 227H117L118 230H117V228H115ZM180 227L182 228V230H180ZM184 227H185V228H184ZM186 227H187V228H186ZM232 227H233L234 229H233ZM254 227H256V229H255ZM100 228H101V229H99V230H102V231H99V230H98V231H99V232H98V231L96 230V231H95V232H96V234H95L96 236H94V235L92 236V234H90L91 236L89 235L90 237H94V238H89V236H88V237H86V238H87V239L89 238L90 240H87V239L81 240L82 242L85 241V240H87V242H84V244H83L84 246H85L87 243H89V241H91V239H95V238H97V234H98V236H99V235L102 236V235H103L102 233L106 232V231L103 229L104 226H103V228H102V227H100ZM113 228H114V229H113ZM166 228H167L168 231L166 230ZM190 228H191V229H190ZM201 228H202V229H205V228H206V232H205V230H203V231L205 232V233H204V232L202 231ZM209 228H210V231L208 230ZM216 228H217V229H216ZM226 228H227L228 231H229V229H231V231L233 230L232 233H231V234L228 233V231L226 230ZM236 228H239V229H236ZM115 229H116V230H115ZM178 229H177V230H178ZM183 229H184V230H183ZM193 229H196L197 232H195V230L193 231ZM213 229H216L217 231L215 230V232L213 233V231H214ZM224 229H225L227 232H225ZM257 229H258L259 231H258ZM263 229H264V226H263ZM165 230H166V233L169 232V231H170L169 233L174 232V233H172V234H174L175 237H174V235H172L173 237H171V236L169 235V233H167V236H166V235H165V234H166V233H165ZM177 230H176V231H177ZM188 230H189V231H188ZM190 230H192L193 232H192V231L190 232ZM207 230H208V231H207ZM220 230H221V232H220ZM234 230H238V231H240L241 233H240V232L238 233L237 231H234ZM253 230H254V231H253ZM103 231H104V232H103ZM185 231H186V235H184V234H185ZM200 231H201V232H200ZM231 231H230V232H231ZM243 231H246V232H243ZM255 231H256V232H255ZM257 231H258L259 233H258ZM97 232H98V233H97ZM187 232H188L189 234H188ZM199 232H200V233H199ZM202 232H203L204 234H203ZM217 232H218V233H217ZM224 232H225V233H224ZM235 232H237V233H235ZM242 232H243V234H242ZM15 233H16V231H15ZM15 233H14V234H15ZM18 233H19V232H17V234H18ZM99 233H100V234H99ZM177 233H178V234H177ZM211 233H212V234H211ZM245 233H247V234H245ZM255 233H256V234H255ZM261 233H262V232H261ZM14 234H12V236H13ZM19 234H21V233H19ZM19 234H18V235H19ZM93 234H94V233H93ZM181 234H182V237L180 236ZM198 234H199V235H198ZM206 234H207V235H206ZM209 234L211 235L210 237H209ZM214 234H215V236H214ZM216 234H217L218 236H219V235L222 236L223 234H225V236H227L228 238L225 237V236H222V238H223V239H222V238L219 236V238H221V240H219V238H218V236H216ZM226 234H227V235H226ZM228 234H229V235H228ZM235 234H236V238H234V237H235ZM239 234H240V235H239ZM251 234H252V235H251ZM258 234H259V237H260L261 239H259V237H257ZM15 235H16V234H15ZM15 235H14L13 237H15V238L18 237V235H17V236H15ZM138 235L135 236V237H138ZM159 235H161V236L163 237V240L165 239V238H164V235H165V237H166L167 239H168V238H170V239H168L169 241H168L167 239H165L164 242H163L162 238H160L161 236L159 237ZM178 235L180 236L179 238H181L182 240L178 238ZM195 235H196V236H195ZM203 235H204V236H203ZM205 235H206V236H205ZM232 235H233V236H232ZM245 235H247V236H245ZM248 235H249V237H251V236L253 237V235H254V236L256 235V236H255L256 239H255V237H253V238H252V241L254 242L253 239H255V242H254V243H256V242H257V243H258V242H261V243H259V244L256 243V244L254 245L253 242L250 241L251 238H249ZM155 236H156V237H155ZM168 236H169V237H168ZM176 236H177V239H176ZM183 236H184V237L186 236L185 238H189V239H190L191 237H194V236H195V237H194V239H190V240H191V241H190L189 239H185ZM188 236H189V237H188ZM190 236H191V237H190ZM197 236H198V238H197ZM230 236H231V237H230ZM242 236H243L244 238H243ZM262 236H263V233H262ZM133 237H134V236H133ZM133 237H131V238H133ZM199 237H200V238H199ZM201 237H202V238H201ZM204 237H205V238H204ZM206 237L210 238V240H209L208 238H206ZM211 237H212V238H211ZM238 237H239V238H238ZM241 237H242V240H241ZM247 237H248L247 240L250 241L249 243H247L248 241L243 240V239H246ZM153 238H154V239H153ZM172 238H174V241H173ZM213 238H214V239H213ZM224 238H226L225 240L228 239V241H225ZM146 239H148V240H146ZM201 239H202V240L204 239V241H199V240H201ZM206 239H208L210 242H209L208 240H206ZM139 240H140V242H139ZM158 240L160 241V244H161V245H159ZM183 240H184V241H183ZM185 240H186V241H185ZM205 240H206V241H205ZM215 240H216V241H215ZM234 240H235V241H234ZM237 240H239V241H237ZM260 240H261V241H260ZM81 241H80V242H81ZM132 241H134V240L132 239ZM135 241H134V242H135ZM170 241H172V242H170ZM176 241H177V242H176ZM178 241H179V242H178ZM181 241H182L183 243H182ZM214 241H215V242L218 241L219 243L217 242V244L215 243V244H216V245H215V244L213 243ZM220 241H221V242H220ZM230 241H231V242H230ZM232 241H233V243H232ZM241 241H242V243H243V241H246L247 244H245V242H244L243 244H241ZM80 242H79V244H77V245L75 244L76 246H78V247H75V248H76V251H77V250L79 251V250L81 249V246H83V245H81L82 243L80 244ZM180 242H181V243H180ZM193 242H194V243H193ZM195 242H196L197 245L195 244ZM226 242H228V243H226ZM236 242H237V243H236ZM151 243H152V244H151ZM163 243H164V245H163ZM167 243H169L171 247H170ZM184 243H185V244H184ZM187 243H188V244H187ZM199 243H200V244H199ZM205 243H206V244H205ZM211 243L214 245L215 248L213 247V245H212ZM220 243H221V244H220ZM230 243H231V244H230ZM238 243H240V245H239ZM144 244H147V242H144ZM150 244H151L152 246H151ZM153 244H155L154 246H155V247L157 246V248H155V247L153 246ZM165 244H167L170 248H174L175 252H174L173 249H170L169 251H167V250L169 249V247H168L167 245H165ZM172 244H174L175 246L177 245V248L175 249V246H174V245H173L174 247H172ZM180 244H181L182 246H181ZM189 244H190V245H189ZM198 244H199V245H198ZM218 244H219V245H218ZM225 244H226V247L223 248V247H224L223 245H225ZM228 244H229V245H228ZM235 244H236V245H235ZM237 244H238V245H237ZM244 244H245L246 249H245V247L243 246ZM248 244H250V246H248ZM251 244H252L253 246H255V247H253ZM71 245H72V244H71ZM73 245H74V244H73ZM73 245H72V246H73ZM75 245H74V246H75ZM79 245H81V246H79ZM124 245H125V246H124ZM162 245H163V247H161ZM178 245H179L180 247H179ZM188 245H189V246H188ZM192 245H193V246L196 245V246H195V247H192ZM200 245H201V246H200ZM207 245L210 247V248L208 247L209 249L207 248ZM221 245H222L223 247H222ZM234 245H235L236 247H235ZM241 245H242V247H241ZM257 245H258V246H257ZM261 245H262V246H261ZM67 246H68V245H67ZM67 246H66V247H67ZM69 246H70V245H69ZM149 246H150V247H149ZM158 246H159V247H158ZM164 246H165V247H164ZM187 246H188L189 248H186ZM202 246H203L204 249H202ZM216 246H218V247H216ZM219 246H220V247H219ZM227 246H230V247H228V249H226ZM233 246H234V247H233ZM238 246H239V249L242 248V250L244 251V253L242 252V253L240 254V252H241L242 250H239V249H238ZM256 246H257L258 248H259V246H260V248L258 249ZM70 247H71V246H70ZM110 247H111V246H110ZM141 247L144 248V251H143V249H142ZM167 247H168V248H167ZM184 247L188 250V252H185V251H187V250H186ZM191 247H192V248H191ZM196 247H197V248H196ZM75 248H74V249L71 248L72 250H74V252H73L71 249H69V252H67L68 250H67V251L65 250V253L67 252L66 255H65L64 253H63L64 255L61 254V253H60V255H63V256H66V257H67L69 253H72V252H73V253H75V254L73 255V257H72L71 260H70V262H71L72 264H73V263H74V264H78L79 262L82 263L81 261H83L82 264H84V262H85V264H87L88 261L91 260V258H90L89 256L91 255V257H92V256L95 254L93 251H91L92 249L90 248V249H88V250H86V251L80 252V253H79L80 255H78V253L75 252ZM78 248H80V249H78ZM117 248H119V247H117ZM117 248H116V249H117ZM135 248H137V249H135ZM140 248H141V251H143V253H146L147 255H146V254H143V253H142V255H144V256H142V255H138V253L141 254V253H140L141 251H140V252L138 251V250H140ZM154 248H155V249H154ZM179 248H180V249L182 248L181 251H182L183 249H184L185 251L183 250L182 252H180ZM190 248H191V250H190ZM212 248H214L215 251H214V249H212ZM221 248H222V249H221ZM229 248L232 249V250H230ZM234 248H235V249H234ZM243 248H244V249H243ZM250 248H251V249H250ZM254 248H255V249H254ZM261 248H262L263 250H261ZM67 249H68V248H67ZM106 249H107V248H106ZM119 249H120V248H119ZM123 249H124V250H123ZM147 249H150V251L147 252V251H148ZM156 249H157V250H156ZM159 249H161V250H159ZM163 249L165 250V253L162 252ZM197 249H198V250H197ZM219 249H220V250H223V251H220ZM248 249H249V250H248ZM256 249H258V253H257V250H256ZM16 250H18V249H16ZM16 250H15V251H16ZM19 250H20V249H19ZM70 250H71V251H70ZM152 250H154V252H151ZM201 250H202V252H200ZM207 250H208V251H207ZM235 250L237 251V253H236ZM246 250H247V255H244V254H246V253H245ZM253 250H254V252H253ZM260 250H261V252L263 253V254L261 253L262 255H259V254H260V253H259ZM15 251H14V252H15ZM62 251H63V250H62ZM78 251H77V252H78ZM87 251H88V252H87ZM90 251H91V252H90ZM159 251H161V253H160ZM166 251H167V252H166ZM176 251H177V258H176ZM195 251H196L198 254H197ZM203 251H204V252H203ZM210 251H211V253H212V257H211V253H210ZM213 251H214L215 253H214ZM216 251H217V252H216ZM228 251H229V252H228ZM231 251H232V252H231ZM248 251H250V253H249ZM14 252H12V253L14 254ZM17 252H18V251H17ZM17 252H16V253H17ZM19 252H20V251H19ZM19 252H18V253H19ZM24 252H25V251H23V253H22V250H21L20 255H21V254L25 255L26 252H25V253H24ZM63 252H64V251H63ZM89 252H90L91 254L88 255L87 253H89ZM109 252H108V253H109ZM112 252H111V253H112ZM155 252H157L158 255H156ZM168 252H169V253H168ZM178 252H179V254H178ZM183 252H184V255H185V256L183 255V256H180V258H179V255H182ZM193 252H194V253H193ZM207 252H208V253H207ZM221 252H222L223 254H222ZM227 252H228V254H227ZM230 252H231V253H230ZM234 252H235L236 254H235ZM252 252H253V253H252ZM16 253H15V255H14L15 257H16ZM18 253H17V257L19 256ZM93 253H94V254H93ZM103 253H104V254H103ZM108 253L106 252V254H108ZM162 253H163V255H164V254H165V255H164V256L161 255ZM172 253H173L174 255H173ZM202 253H203V254H202ZM218 253L220 254V257H219V254H218ZM232 253L235 255V257H234V255H233ZM248 253H249V255H250L252 258H253V257L255 258V261H256V262H255L250 256H248ZM85 254L88 255V256H87L88 258L86 257ZM96 254H95V255H96ZM102 254H103V256L105 257V259H103L104 257L102 256ZM150 254H152V255H150ZM213 254H214V256H213ZM230 254H231V255H230ZM237 254H238V255H237ZM239 254H240L241 257L239 256ZM242 254H243V255H242ZM253 254H255L256 256H253ZM257 254H258V255H257ZM23 255L20 256V257H23ZM69 255H70V254H69ZM71 255H72V254H71ZM82 255H83V256L85 255V257H82ZM145 255L148 256V257L150 256V259H149L148 257H146ZM154 255H156V256H158V257L161 256L162 259H164V260H162L161 257H160L159 260H158V257H156V256L154 257ZM166 255H168V256L166 257ZM169 255H170V256H169ZM187 255H189V256H187ZM195 255H196V256H195ZM197 255H198V257H200V258H198ZM201 255H202V256H201ZM206 255H207V256H206ZM232 255H233V256H232ZM14 256H13V257H14ZM63 256H60V260L63 258ZM80 256L82 257V259H81ZM97 256H94V257L96 258ZM110 256H111V257H110ZM134 256H135V255H134ZM134 256H133L132 258H133V259H134V258L136 259L137 257H134ZM139 256H140V257H139ZM141 256H142V257H141ZM172 256H173L174 258H173ZM231 256H232V257H231ZM237 256L240 257V259H241L240 261H241V262L238 261V260H236V258L239 259ZM247 256H248V258H251L252 261H254V262L250 261L251 259L246 258ZM259 256H260V257H259ZM61 257H62V258H61ZM66 257H64V258H66ZM78 257H79V258H78ZM120 257H121V258H120ZM145 257H146V258H145ZM163 257H164V258H163ZM194 257H195V258H194ZM209 257H211V258H209ZM213 257H214V258H213ZM217 257H218V258H217ZM228 257L231 258V259H229ZM243 257H245L246 259L243 258ZM261 257H262V259H261ZM55 258H56V257H55ZM55 258H53V260H54L55 262L51 260L52 262L49 261V262H47L46 264H50V262H51V264H52V263H53V264H58V263L60 262V260H59V262H58V259H59V258L57 257L58 259L56 258V260H55ZM64 258H63V259H64ZM75 258H76V259H75ZM95 258H94L93 260H95ZM124 258L121 259V260L123 261ZM138 258H137V260L134 259L135 262H133V260H131V259H128V260H131L132 262L126 260V261H127L126 263H127V264H133V263L137 264L136 262L139 261ZM152 258H153V259H152ZM155 258H156V260H155ZM167 258H170V259H167ZM183 258H184V259H183ZM203 258H204V259H203ZM212 258H213V259H212ZM216 258H217V259H216ZM219 258H221V259H219ZM222 258H223V259H222ZM232 258H233L234 260H233V261H230V260H232ZM258 258H260V259H259L260 261L257 260ZM72 259H73V260H72ZM83 259H84V260H83ZM87 259H88V261H87V263H86V260H87ZM143 259H144V260H143ZM146 259H147V260H146ZM148 259H149V260H148ZM165 259H166V260H165ZM175 259H177V260H175ZM181 259H182V260H181ZM198 259H199V261L201 260V261H200L201 263H199V261H197V262L194 263V260H198ZM207 259H208V260H207ZM224 259H225L226 261H224ZM227 259H228V260H227ZM242 259L245 260V261H243ZM75 260H78V262L75 261ZM80 260H81V261H80ZM93 260H92V261H93ZM106 260H107V259H106ZM154 260H155V262H154ZM168 260H169V261H168ZM179 260H181L180 263H179ZM184 260H185V261H184ZM235 260H236V261H235ZM247 260H248V262H246ZM61 261H62V260H61ZM96 261H99V258H98V260L96 259ZM96 261H93L94 264H100V262H101V261H99V263H98V262H96ZM112 261H113V262H112ZM147 261H148V262L150 261V262L148 263ZM171 261H172L173 263H172ZM183 261H184V263H183ZM191 261H193V263H191ZM258 261H259L260 263H258ZM93 262H92V263H93ZM95 262H96V263H95ZM109 262H108V263H109ZM123 262H124L123 264H126L125 261H123ZM128 262H131V263H128ZM169 262H170V263H169ZM221 262H222V263H221ZM232 262H233V263H232ZM243 262H244V263H243ZM80 263H79V264H80ZM106 263H107V261H106ZM110 263H109V264H110ZM121 263H122V262H121ZM141 263H142V262H141ZM228 263H225V264H228ZM68 264H70V263H68ZM89 264H90V261H89ZM117 264H120V263H117ZM138 264H140V263H138Z\"/></svg>","mask_w":264,"mask_h":264},{"label":"bare ground","instance_id":"obj_2","mask_svg":"<svg viewBox=\"0 0 264 264\" xmlns=\"http://www.w3.org/2000/svg\"><path fill=\"white\" fill-rule=\"evenodd\" d=\"M3 1H5V0H0V2H2V4L0 3V21H1V22L3 21L2 24L5 22L4 20H5V18L7 19V16H8V15H11V14H14V15H15V14H16V13H11V14H7V15L5 14V15H6V17H5V16H4V13L6 12V9H7V8H10V7H11V8L13 7V8L16 9L15 5H16L17 3L19 4V2H17V1H13V2H17L16 4H14V3H5L7 0H6L5 2H3ZM18 1H21V0H18ZM25 1H26V0H25ZM27 1H28V0H27ZM30 1H32V0H30ZM38 1H40V0H38ZM49 1H50V2H49ZM51 1H52V0H48V2H44V0H42V3H43V4L45 3L44 6H46V7H48V6L51 7V6H50L51 3H52ZM55 1H57V0H55ZM60 1H61V0H60ZM63 1H64V0H63ZM67 1H68V0H67ZM74 1H75V0H74ZM74 1H73V2H74ZM76 1H77V0H76ZM84 1H85V2H84ZM84 1H83L84 3H82V1H81L82 4H80V2L78 1V2H79V5H80V6H79V5H78V6H79V8H81L80 11H84V13H85V10H86L87 8H88V9H89V8H92L93 10H95V12L98 11L97 13H99L100 18L102 17V16H101V12H103V11L105 10L104 8H109V9H111L112 7H117L118 9H117V8H116V9H113V8H112L113 12H114V10H115V12H116V13L114 12V14H113L115 17L112 15L113 12H112L111 10H108L110 13L112 12L111 14L109 13L110 15L108 14V12H107V14H106L105 12H104V14H102V15H105V14H106L107 17L109 16V18L103 16V18H105V19L107 18V19H108V21L106 20V22H104V23H105V25H107V24L109 23L110 16L112 15L114 18H116V14H117V17H118V18H117L116 20H119V21H120V19L122 18L121 20H123V22H119V21H118V22L121 23V24L118 23L119 25H117V23L115 24L116 21L114 22V18L112 17V18H113V21H112V18H111L110 20H111L112 22L110 21V24H112V23L114 22L113 24H115V27H116V26L119 27V26L124 25V24H123L124 22H127L126 25L124 26V27H127V28H128L127 31H129V28H130L129 25L127 26V24H129L128 21H131V20H133V19H135V18H136V20H135L136 22H137V21H141V20H143V19L146 18L145 16L148 17L149 14H150V18H151L152 15H153V14L151 15V11H150L151 9H153L152 12H153L155 15H157V14H159V13H162L163 10H165V9L168 7V6L166 7V5H167L168 3H169L168 5H172V4L174 3V4L176 5V8H178L179 5H177V4L175 3V1H176V2H179V3H180V2H183L182 0H181V1H177V0H175V1H174V0H124L123 3H122V4H124V5H122V7H124V6L126 7V6H127V7H126L127 9H126V8H122V7L120 6V5H121L120 3L122 2V0H93V1H92V0H89V2H88V0H87V2H86V0H84ZM162 1H164V2H165V1H168V3L165 2L166 4H165V3H162V4H161L160 2H162ZM172 1H174V2L172 3ZM188 1H189V0H188ZM188 1H187V3H189ZM194 1H195V2H198V1H196V0H194ZM194 1H193V2H194ZM202 1H203V0H202ZM205 1H206V0H204V2H205ZM207 1H209V0H207ZM207 1H206V2H207ZM211 1H212V0H211ZM215 1L218 2V0H215ZM228 1H229V0H227V3H228ZM231 1L233 2L234 0H231ZM240 1H242V0H240ZM247 1H249V0H247ZM256 1H257V0H255V1L253 0V1H251V2H252V3H253V2H254V3H257ZM8 2H9V0H8ZM40 2H41V1H40ZM40 2H39V3H40ZM61 2H62V1H61ZM184 2L186 3L185 0H184ZM191 2H192V1H191ZM200 2H201V1H200ZM206 2H205V3H206ZM209 2H210V1H209ZM213 2H214V1H213ZM221 2H222V0H220V3H219V4H221ZM223 2L225 3L226 0H225V1L223 0ZM245 2H246V1H245ZM245 2H244V3H245ZM35 3H36V2H34V4H35ZM53 3H55V2L53 1ZM56 3H58V1H57ZM70 3H71V2H70ZM157 3H159V5L161 4L160 7H161L163 4H164L165 6H162V9H161V8L158 6ZM214 3H215V2H214ZM224 3H223V5H224ZM239 3H240V2H238V1L236 0L235 7H236V4H239ZM246 3H247V2H246ZM252 3H250V4L248 3V4H249V7H250V5H252ZM22 4H25V6L27 7V9H28V6H30V5L27 6V5H26V2H23ZM30 4H33V3L30 2ZM63 4H64V3H63ZM66 4H67V3H66ZM66 4H65V5H66ZM72 4H73V3H72ZM72 4H71V5H72ZM156 4H157V9H158V7H159L162 11H161L160 9H158L159 11H158V12H155V11H157V9H156V7L154 8L153 6L156 5ZM180 4H181V3H180ZM191 4H193V6H194V3H191ZM196 4H197V3H196ZM200 4H201V3H200ZM207 4H208V7H209V3H207ZM219 4H218V6H219ZM231 4H232V3H230V5H231ZM61 5H62V4H60V6H61ZM69 5H70V4H69ZM69 5H67V6H69ZM71 5H70V6H71ZM73 5H74V4H73ZM76 5H77V3H76ZM183 5H186V4H183ZM214 5H215V4H214ZM216 5H217V4H216ZM221 5H222V4H221ZM223 5H222V6H223ZM226 5H227V6H225L226 8H227L228 6H230V5H228V4H226ZM232 5H234V3H233ZM232 5H231V7H232ZM257 5H258V4L254 5V7L257 6ZM20 6H21V5H20ZM22 6L24 7V5H22ZM22 6H21V8H22ZM31 6H33V5H31ZM31 6H30V7H31ZM34 6H35V5H34ZM37 6H38V5H37ZM37 6H36V7H37ZM42 6H43V5H42ZM119 6H120V7H119ZM186 6H190V5H186ZM191 6H192V5H191ZM204 6H207V5H204ZM218 6H217V7H218ZM258 6H259V5H258ZM258 6H257V7H258ZM17 7H18V6H17ZM26 7H24V8L26 9ZM30 7H29V8H30ZM36 7H35V8H36ZM39 7H40V6H38L37 8H39ZM46 7H43V9L46 8ZM57 7H58V5H57ZM61 7H62V6H61ZM75 7H77V6H72V8H73V11H72V12L75 13L74 16H73V13H72V12H70L71 15L67 12V15H68V14L70 15V17H69L67 20H66V18L62 20V19L59 17L60 20H61V22L64 21V22L66 23L67 21H70V23H71V20H72L73 24H76V23H77L76 25H74L75 27H74L73 24L71 23L72 26H73V28H72V27L70 26V23H69V22L66 23V25L62 22V23L64 24V25H62L61 22L59 23L58 20L56 19V18H58V17L55 18V19L57 20V21L55 20V26H56V28H57V25H59V27H58L57 30L55 29V27H54L53 29H55V31H57V36L60 35V38H61V37L64 38L63 36H65V35H64L65 32H63V31H66L67 26H70L71 28H69V29H72V30H70L71 33H70V32H69V33H66V36H67V34H68V36L70 35V36L73 38V36H72V34H73L74 36H76V37H74V38H77V39H75V40L73 39L74 41L78 40V37H77V34H78V33H77V31L79 32V30H80L79 33H81V32H82V33L86 32V29L83 30V28H80V27H79V26H81V25H80V23H79L78 21H76V20H80V19H77V18H79V17H81V19L87 20V19L89 18V14H90V13H89V10L87 9L88 11H87L86 13H89V14H88L87 19H85V18H83L82 16H79V14L81 15V12H80V11L78 12L79 8H78V10H77V8H76V11L78 12V13L76 14V12L74 11ZM152 7H153V8H152ZM174 7H175V6L172 5L171 9L174 8ZM183 7H184V6H183ZM183 7H180V11H181V8H183ZM198 7H199V6H198ZM231 7H228V8H231ZM235 7H234V8H235ZM254 7H253V8H254ZM18 8H19V7H18ZM31 8H32V7H31ZM35 8H34V9H35ZM41 8H42V7H41ZM59 8H60V7H59ZM65 8H66V6H65ZM70 8H71V7H70ZM96 8H97V11H96ZM149 8H151V9H149ZM169 8H170V7H169ZM184 8H185V7H184ZM186 8H187V7H186ZM199 8H200V7H199ZM232 8H233V7H232ZM246 8H247V6H246ZM250 8H251V7H250ZM84 9H85V10H84ZM92 9H90V10H92ZM101 9H104V10L100 11ZM124 9H126V10L124 11ZM147 9H149L150 12H148ZM167 9H168V8H167ZM167 9H166V10H167ZM4 10H5V12H4ZM7 10H8V9H7ZM13 10H14V9H13ZM32 10H33V9H32ZM37 10H38V9H37ZM37 10H36V11H37ZM116 10H117V11L120 10L121 12H122V10H123L124 12H122V13L120 12L121 14L119 13V14H120V15H119L118 12H117ZM144 10H145V12H143ZM178 10H179V9H178ZM178 10H177V11H178ZM11 11H12V10H11ZM14 11H15V10H14ZM24 11H26V10H24ZM105 11H107V10H105ZM160 11H161V12H160ZM168 11H169V10H167L166 12H168ZM9 12H10V11H9ZM22 12H23V11H22ZM26 12H28V11H26ZM142 12H143V13H142ZM146 12H147V13H146ZM174 12H175V11H174ZM6 13H8V12H6ZM54 13H55V12H54ZM91 13H93V12H91ZM140 13H141L142 15H143V14H144V15L142 16V15H140ZM148 13H149V14H148ZM156 13H157V14H156ZM168 13H169V12H168ZM168 13H167V14H168ZM171 13H172V12H171ZM179 13H180V12H179ZM17 14H18V13H17ZM49 14H50V13H49ZM56 14H57V13H56ZM94 14H95V13H93V15H94ZM169 14H170V13H169ZM175 14H176V13H175ZM37 15H38V13L36 14V17H37ZM44 15H45V14H44ZM44 15H42V16L44 17ZM67 15H65V16L67 17ZM75 15L77 16V18H76ZM82 15H86V16H87V14H82ZM99 15H98V17H99ZM155 15H153V16H155ZM162 15H164V13L161 14L160 17H161ZM19 16H21V15L19 14ZM26 16H27V18L29 19L30 16H29V15H26ZM26 16L24 17V15H23V17L21 16V17L18 18V19H22V21H23V20L26 21L27 19H26V20L23 19V18H26ZM39 16H40V15H39ZM42 16H41V19H42V21H44L45 17L42 18ZM46 16H48V15H46ZM54 16H55V15H54ZM56 16H57V15H56ZM65 16H63V17H65ZM78 16H79V17H78ZM94 16H95V15H94ZM157 16H158V15H157ZM157 16H155V18H156ZM165 16H166V15H165ZM169 16H170V15H169ZM4 17H5V18H4ZM51 17H52V15H51ZM61 17H62V16H61ZM84 17H85V16H84ZM92 17H93V16H92ZM92 17H91V14H90V18H89V19L92 20ZM96 17H97V16H96ZM124 17H125V20L123 19ZM130 17H133V19L130 18ZM134 17H135V18H134ZM144 17H145V18H144ZM163 17H164V16H163ZM1 18H2V19H1ZM9 18H10V19H11V18L13 19V17H10V16H9ZM14 18H15V17H14ZM16 18H17V17H16ZM16 18H15V19H16ZM37 18H38V17H37ZM37 18H36V19H37ZM46 18H47V21H48V18H50V17L48 16V17H46ZM59 18H58V19H59ZM72 18H75L76 20H73ZM94 18H95V17H94ZM100 18H99V20L94 19V20H95V21H94L95 23H94V25H93L94 27H95V25L97 24L96 22H99V21H102V22H103V21H105L104 19H100ZM126 18H127V19L130 18V19L127 20ZM152 18H153V17H152ZM165 18H166V17H165ZM3 19H4V20H3ZM10 19H8V20L10 21ZM18 19H17V20H18ZM31 19H32V18H31ZM33 19H35V16L33 17ZM38 19H40V17H39ZM53 19H54V18L49 19V21H50V20L53 21ZM89 19H88V20H89ZM146 19H149V18H146ZM146 19H145V21H146ZM8 20H6V21H8ZM17 20H14V21H17ZM65 20H66V21H65ZM96 20H97V21H96ZM154 20H155V19H154ZM160 20H161V19H160ZM9 21L7 22V23H8V24H7V25H8V28L10 27V26H9V23L11 24V26H17V25H14V24H18V23H15L13 20H11V21L14 22V24H13L11 21H10V22H9ZM20 21H21V20H20ZM29 21H30V20H28V22H29ZM32 21H33V20H32ZM47 21H46V23H47ZM49 21H48V22H49ZM80 21H82V20H80ZM89 21H90V20H89ZM89 21H87V22L85 21V22L88 24ZM145 21L143 20V22H145ZM150 21H152V20L150 19ZM220 21H221V20L217 21L218 23H217L216 21H215V22H216L217 24H219V27H220V26L222 27V26H224V25L227 24L226 22L229 21L228 23H230L231 20L228 19L227 21H224L225 23H224L223 21H221V22L224 23V25L221 24ZM34 22H36V21H34ZM56 22H58L59 24L56 25ZM83 22H84V21H83ZM107 22H108V23H107ZM143 22H141V23H142V24H145V23H143ZM146 22H147V21H146ZM148 22H149V21H148ZM154 22H155V21H154ZM219 22H220V23H219ZM5 23H6V22H5ZM19 23H20V22H19ZM29 23H30V22H29ZM50 23H51V21H50ZM78 23H79V24H78ZM91 23L93 24V21H92ZM91 23H89V24H91ZM100 23H101V22H99L98 24L101 25L102 23H101V24H100ZM106 23H107V24H106ZM131 23H133V25H134L135 22H132V21H131L130 24H131ZM137 23L140 24V22H137ZM137 23H136V24H137ZM216 23H215V24H216ZM233 23H234V22H233ZM236 23H237V22H236ZM0 24H1V23H0ZM12 24H13V25H12ZM22 24H24V25H22L24 31H25L24 26H26V31H28V29H29V27H30V26H29L28 29H27V25H26V24H28V23H25V22L23 23V22H22ZM31 24H32V23H30L29 25H31ZM43 24H45V22H44ZM53 24H54V21H53ZM67 24H68V25H67ZM82 24L84 25L85 23H82ZM87 24L84 25V26L82 25V26H83L84 28H85V27L87 28ZM89 24H88V28H89V29H91V28L93 29L94 27L92 26V24H91L92 27H91V26L89 27ZM98 24H97V25H98ZM113 24H112V25H113ZM147 24H148V23H147ZM215 24H213V25H215ZM41 25H42V24H41ZM45 25H47V24H45ZM45 25H44V26H45ZM48 25H49V23H48ZM48 25H47V26H48ZM50 25H51V24H50ZM60 25H62L61 27H63V29H65V27H66V29H65V30L60 29V28H61ZM78 25H79V26H78ZM99 25H98V26H99ZM102 25H104V24H102ZM131 25H132V24H131ZM230 25H232V23L229 24V26H230ZM234 25L236 26L237 24L234 23ZM2 26H3V25H0V27H2ZM42 26H43V25H42ZM42 26H41V27H42ZM53 26H54V25H53ZM53 26H52V27H53ZM107 26L109 27V25H107ZM107 26H104V27H106L105 29H107ZM138 26H140V25H138ZM217 26H218V25H217ZM237 26H238V25H237ZM237 26H236V27H237ZM18 27H19V26H18ZM32 27H33V26H32ZM32 27H31V28H32ZM35 27H36V28H39L40 26H39V27H38V26H35ZM41 27H40V29H41ZM104 27L102 28V30H101V28H100V30H101V31H105ZM132 27H133V26H132ZM132 27H131V30H135V29H132ZM140 27H141V26H140ZM4 28H7V26L4 27ZM8 28H7V29H8ZM11 28H12V27H10V28L8 29L9 32H11L12 29H13L14 32L17 31V30L19 31V28H22V27H21V25H20V27H19L17 30H14V29H16V27H15V28H12V29H11ZM31 28L29 29V31H31ZM42 28H43V27H42ZM45 28H46V27H45ZM47 28H48V29L46 30L47 33H46V32H45V33H46V34H49L48 32H49V31L51 32V29L49 30L50 26L47 27ZM74 28H75V29H74ZM76 28H77V30H76ZM78 28H79V29H78ZM111 28H112V26H111ZM122 28H123V27H120V28H117V29H119V31H120ZM133 28H134V27H133ZM135 28H136V27H135ZM138 28H139V27H138ZM7 29H6L5 32L8 33V30H7ZM10 29H11V31H10ZM43 29H44V28H43ZM59 29H60L63 33H61ZM69 29H67V30H69ZM73 29H74V31H75L74 33H72ZM89 29H88V30H89ZM92 29H91V32H92ZM95 29H99V27H97V28H95ZM95 29H93V31H95ZM103 29H104V30H103ZM112 29H113V28H112ZM234 29H235V28H234ZM20 30H21V29H20ZM33 30H34V28L32 29V31H33ZM48 30H49V31H48ZM88 30H87L86 34L88 33ZM114 30L116 31L115 28H114ZM122 30H123V29H122ZM122 30H121V32H124V31L126 32V30H124V31H122ZM131 30H130V31H131ZM237 30H238V29L236 28V31H233V32H232V30H231L230 32H231V33H234V32H235V37H236V34H238V35L240 36V35H241L240 33H236ZM0 31H2V30H0ZM3 31H4V29H3ZM22 31H23V30H22ZM26 31H25L23 34H22L21 32H20V33H19V32H15V33H17V34H20L19 37L16 35L17 38H16V36L14 37V35H12L13 33L11 34V37H12V36H13V37H12V38H9L8 36L4 35V34H5L4 32H2V33H4L3 35H4L6 38H8V39H6V40L12 39V40H10L9 42L7 41V43H4V44L1 43V44H0V53H1V55H2V56H1L2 60L5 59V58H9V59H7L8 61H9V60H12V59H13L12 57H15L16 55H17V57H18V55H20V54L22 53L23 55H21V57H22V56L24 57V55H25V58H27V61L29 60L30 55H31V56L35 55L36 58L39 60L38 62H40L41 60H43V59L45 58L44 56H45L46 54L48 55L47 52H49V51H50V52H49V55L46 56V57H49V59H52V57L50 58V56H51L50 53H51V51L53 50V48H54V47H57L58 44H59L61 41H60V39H59L60 42H59V41H58L59 43L56 42L57 44H56V45H53L54 47H52L51 43L55 44V41H56V40H54V39L52 40V39H48V38H51L53 35H56V32L53 30V31H54L53 35H52V33H50L51 36H50V35H47L48 38L45 39L44 37H46V34H44V33H42L41 31L38 30V31L40 32V34H44L45 36H44V35H42V36L39 35V33H38V31H37V34H38L39 36H41L43 39L40 38V41H39V40H35V37H37V36H35V37L33 38V40H34L35 42L37 41L36 43L39 42L38 45H36V43H32L33 40L30 38V37H33L34 35H37V34H36V30H35V34H34V33H33V34H32V33L30 34V32H29V35H27L28 32L26 33ZM32 31H31V32H32ZM44 31H45V29L43 30V32H44ZM96 31H97V30H96ZM101 31H99V32H101ZM112 31H113V30H112ZM112 31H111V32H112ZM117 31H118V30H117ZM130 31H129V32H130ZM137 31H138V30H137ZM137 31H136V32H137ZM197 31H198V30H197ZM203 31H204V30H203ZM262 31H264V30H262ZM262 31H261V32H262ZM58 32H60L61 34H58ZM66 32H67V31H66ZM133 32H134V31H133ZM201 32H202V31H201ZM7 33H6V34H7ZM75 33H76V34H75ZM92 33L95 35V32H92ZM101 33H103V32H101ZM113 33H114V32H113ZM8 34H9V33H8ZM21 34H22V35H21ZM62 34H63V35H62ZM86 34L84 33L85 36H84L83 34H79V36L81 35V36H80V39H81V40L83 39V38H81V37H84V38H85V37H86ZM89 34L91 35L90 31H89ZM106 34H107V33H106ZM106 34H105V35H106ZM118 34H119V33H118ZM122 34H124V33H122ZM132 34H134V33H132ZM191 34H192V33H191ZM196 34H197V33H196ZM205 34H207V33H205ZM248 34H249V33H248ZM258 34H261V36H264V35H262V33H260V32H259ZM258 34H257V37H258V38L261 37V36H259ZM263 34H264V33H263ZM0 35H1V37H3L2 34H0ZM30 35H32V36H30ZM87 35H88V34H87ZM90 35H88V36H90ZM96 35H98V32L96 33ZM99 35H100V34H99ZM119 35H120V34H119ZM193 35H195V34H193ZM198 35H199V34H198ZM198 35H196V36H198ZM230 35L234 36L233 34H230ZM68 36H67V37H68ZM91 36H92V35H91ZM121 36H122V38L124 37L123 35H121ZM127 36H128V35H127ZM201 36H202V35H201ZM207 36H208V35H206V37L204 36L205 39L207 38ZM239 36H238V37H239ZM248 36L250 37V35H248ZM5 37H4V39H5ZM53 37L55 38L56 36H53ZM53 37H52V38H53ZM71 37H70L71 40H69V41L72 43L73 40H72ZM93 37H94V36H92L91 38H93ZM96 37L99 38L100 36H96ZM119 37H120V36H119ZM193 37H194V36H193ZM230 37H231V36H230ZM13 38H14V39H13ZM65 38H66V37H65ZM68 38H69V37H68ZM86 38H88V37H86ZM91 38H89V39H91ZM94 38H95V37H94ZM94 38H93V39H94ZM101 38H104V36H101ZM101 38H100V39H101ZM128 38H129V36H128ZM130 38H131V36H130ZM233 38H234V37H233ZM236 38H237V37H236ZM236 38H234V39H235L236 41H238ZM239 38H242V36L239 37ZM239 38H238V39H239ZM258 38H257V39H258ZM261 38H262V37H261ZM1 39H3V38H1ZM28 39H29V40H28ZM38 39H39V38H38ZM55 39H56V38H55ZM80 39H79V40H80ZM89 39H88V40H89ZM125 39H126V38H125ZM193 39H194V38H193ZM195 39H196V37H195ZM199 39H203V38L200 37V38H198L197 40H199ZM207 39H208V38H207ZM245 39L247 40L248 38H245ZM249 39H250V38H249ZM257 39H256V40H257ZM6 40H4V41H6ZM57 40H58V37H57ZM86 40H87V39H85V41H86ZM95 40H96V38H95ZM98 40H99V39H97L96 41H92V39H91V40H89L88 42L92 41V42H94V43H93L94 45L97 44V45L99 46V43H100L102 40L99 41V43H97ZM115 40H116V39H115ZM117 40H119V39H117ZM130 40H131V39H130ZM250 40H251V39H250ZM0 41H1V40H0ZM27 41H31V42H29V43H30L32 46H30L29 43H27ZM50 41H51V42H50ZM53 41H54V42H53ZM65 41H68V40H67V39H66V40L64 39V41L62 40V42H61V43H65L64 45L62 44L63 46H66V45L68 44V43L65 42ZM82 41H83V40H82ZM113 41H114V39H113ZM127 41H129V40H127ZM127 41H126V42H127ZM195 41H196V40H194V42H195ZM204 41H205V40H204ZM251 41H252V40H251ZM251 41H250V42H251ZM258 41H259V42L262 41V44H263L264 39L262 38V40H258ZM258 41H257V43L260 44ZM24 42H25V43H24ZM49 42H50V44H49ZM76 42H77V41H76ZM88 42H87V43H88ZM92 42H91L90 44H92ZM114 42H115V41H114ZM131 42H134V40L131 41ZM198 42H199V41H198ZM252 42H253V43H252ZM252 42H251V43H252L253 45H256V47L254 46V48H259V49H257V50L254 49V48H253V45L250 43V47L252 46V48H250V49H254V50H251V52H252L253 54H252L250 51H246V48L243 47V46L249 44V40H248V44H246V42H245V44H244L243 42H242V43L240 42V45L237 44V46L239 45L240 47H241L242 44H243L242 47L244 48V50L246 51L247 54H246L245 52H241V53H239V54L242 55V53H243V55H244V53H245V57H246L247 59H248V58H251V57L258 56V54H261V53L264 52V44H263V45L260 44L261 47L263 46L262 48H260V45H258L257 43H255V39H253ZM61 43H60V45H59L60 48H61ZM73 43H74V42H73ZM78 43H80V42H78ZM87 43H86V44H87ZM101 43H102V42H101ZM101 43H100V44H101ZM115 43H116V42H115ZM117 43H120V42H117ZM196 43H197V42H196ZM199 43H200V42H199ZM201 43H203V41H202ZM205 43H206V42H205ZM21 44H23V46H22ZM24 44H28L27 47H24V46H25ZM34 44H35L36 46H35ZM75 44H76V43H75ZM75 44L73 45L74 47L71 45V47H73V49H74L77 45H79V44H76V46H75ZM83 44H84V43H83ZM110 44H111V43H110ZM125 44H126V43L123 42V44H121V45H125ZM33 45H34V47H33ZM49 45H51V46H49ZM106 45H107V44H106ZM106 45H104V46H106ZM113 45H114V44H113ZM195 45H196V44H195ZM202 45H203V44H202ZM204 45H205V44H204ZM217 45H218V43H217ZM257 45H258V47H257ZM28 46H29V47H28ZM37 46H38V47H37ZM48 46L51 47L52 49L49 50V49H48V48H49ZM69 46H70V45H69ZM69 46H68V47H69ZM91 46H92V45H91ZM100 46H101V45H100ZM100 46H99V48H101ZM111 46H112V45H111ZM111 46H110V47L108 46V47H109V50H107V46H106V48H105L104 51H103V52H105V50H106V54H107L108 57H111V56L108 55V52H107V51H110V52L112 51V50L110 49V48H112ZM209 46H210V44L208 45V48H209V49L207 48V46H206V47L204 46V47L210 51V50H211L210 47H212V46H210V47H209ZM20 47L23 48V49H21ZM47 47H48V48H47ZM71 47H69V48H66V47H65L64 49H65V51H66L67 49L71 50V49H72ZM113 47L115 48V46H113ZM117 47H118V46H117ZM117 47H116V48H117ZM204 47H203V48H204ZM214 47H216V45H215ZM17 48H18V49H17ZM90 48H91V47H90ZM90 48H89V50H90ZM94 48H98V47H97V46H94L92 49H94ZM121 48H122V47H121ZM121 48H117V49L119 50V49H121ZM203 48H202V51L204 50ZM218 48H219V47L216 48V51L220 52L221 49L219 48V50H217ZM238 48H239V47H238ZM13 49H14L16 52H15V53H10V51H11V52H14ZM206 49L204 50L205 53H207V51H208V50L206 51ZM214 49H215V48H214ZM239 49H240V48H239ZM262 49H263V50H262ZM47 50H48V51H47ZM54 50H55V49H54ZM58 50H59V49H58ZM62 50H63V49H62ZM69 50H67V52H69ZM98 50H100V49H98ZM114 50H115V49H114ZM114 50H113V51H114ZM241 50H243V49L241 48ZM247 50H248V49H247ZM258 50H259V51H258ZM38 51H39V52H38ZM46 51H47V52H46ZM56 51H57V50H56ZM56 51H55V52H56ZM59 51H60V50H59ZM96 51H97V49H96ZM101 51H102V50H101ZM155 51H157V50L155 49ZM155 51H154V52H155ZM255 51L258 52V54H257ZM7 52H8V53H7ZM98 52H99V51H98ZM103 52H101V53H103ZM120 52H121V51H120ZM152 52H153V51H152ZM239 52H240V50H239ZM248 52L251 53V56H249L250 54H249ZM260 52H261V53H260ZM2 53H4V54H2ZM52 53H53V52H52ZM92 53H93V52H92ZM92 53H91V54H92ZM96 53H97V52H96ZM101 53H99V54L97 53L98 56L100 55L99 57L104 58L103 56H105L106 58H108V57L106 56L105 53H103V56H101ZM115 53H116V52H115ZM122 53H124V52H122ZM122 53H121V54H122ZM205 53H204V54H205ZM27 54H29V58H28V56H26ZM59 54H60V52H59ZM110 54H111V53H110ZM117 54H118V52L116 53V55H117ZM256 54H257V55H256ZM4 55H5V56H4ZM53 55H54V54H53ZM61 55H62V54H61ZM88 55H90V52H89ZM111 55H112V54H111ZM116 55H115V56H116ZM243 55H242V57H243L242 61L245 62L246 58H245ZM247 55H248V56H247ZM262 55H263V54H262ZM35 56H33V57H35ZM54 56H56V55H54ZM58 56H59V55H58ZM79 56H80V54H79ZM93 56H97V55H93ZM112 56H113V55H112ZM121 56H122V55H121ZM126 56H128V55H126ZM126 56H125V57H126ZM206 56H207V54H206ZM87 57H90V56H87ZM91 57H92V56H91ZM91 57H90V58H91ZM99 57H97L96 59H99ZM199 57H200V56H199ZM259 57H262V56H259ZM10 58H12V59H10ZM102 58H100V59H102ZM106 58H105V60H106ZM112 58H113V57H112ZM210 58H211V57H210ZM212 58H213V57H212ZM16 59H17V58H16ZM18 59H21V58L19 57ZM30 59H31V58H30ZM34 59H35V58H34ZM34 59H32V60H34ZM45 59H47V58H45ZM45 59H44V60H45ZM53 59H54V57H53ZM55 59H56V58H55ZM55 59H54V60H55ZM78 59H80V58H78ZM96 59H95V60H96ZM122 59H123V58H122ZM198 59H199V58H198ZM201 59H202V61L206 60V59L203 60V57H202ZM244 59H245V60H244ZM254 59H255V58H254ZM263 59H264V58H263ZM263 59H262V60L260 59V60H261V61H264ZM5 60H6V59H5ZM22 60H23V59H22ZM24 60H25V59H24ZM32 60H29V62L32 61ZM102 60H103V59H102ZM102 60H100V62H101ZM105 60H104V64H105ZM111 60H112V59H111ZM119 60H120V58H119ZM207 60H208V59H207ZM207 60H206V61H207ZM212 60H213V59H212ZM249 60H251V59H249ZM249 60H248V61H249ZM257 60L259 61V58H257ZM8 61H7V63H8ZM14 61L16 62L17 60H15V58H14ZM14 61H13V62L11 61V62L14 63ZM18 61H19V60H18ZM25 61H26V60H25ZM48 61H49V60H48ZM96 61H97V60H96ZM107 61H109V60L107 59ZM115 61H116V59H115ZM173 61H174V60H173ZM173 61H172V63H173ZM196 61H197V60H196ZM206 61H205V63H206ZM258 61H256V62H258ZM5 62H6V61H5ZM5 62H1L0 64L2 65V63H4V66H5V65L7 64V63H5ZM9 62H10V61H9ZM11 62H10V64H11ZM29 62H28V63H29ZM34 62H35V61H34ZM41 62H42V61H41ZM102 62H103V61H102ZM155 62H159V61H155ZM170 62H171V61H170ZM175 62H176V61H175ZM184 62H185V61H184ZM191 62H192V60H191ZM194 62H195V60H194ZM194 62H192V63L194 64ZM197 62H198V61H197ZM200 62H201V60H200ZM200 62H199L198 64H200ZM98 63H99V60H98ZM129 63H130V62H129ZM159 63H160V62H159ZM186 63H187V62H186ZM186 63H185V64L183 63V64H184V66H183L182 63L180 62V64H181L184 68L188 67V66H185V65H187ZM189 63H190V60H189ZM202 63H203V62H202ZM202 63H201V68H200V66H199V68H197L198 65H197V67H196V66H195L196 63H195L194 67H196V68L193 67L192 71H190L191 69L186 68L187 71L190 72L188 75H187V73L184 72L186 69H185V70H181V68H180V69L178 68L179 65H180V64H178V61H177V63H174L175 65L172 64V66H171V63H170L169 65H170L171 67H173V65H174V69L177 68V69H179V72H180V70L184 72V73L182 72L181 74H179V77L181 78V75H182V77L184 76V77L186 78L185 80H184V77H183V79H181V81H178L180 78H177L178 80L176 81V77H175V81H176V82H173V81H172V82H173V83H172L170 80H171V79L174 80V77L171 76V78H169V77L166 76V77L169 79V83H170V84H169V83H168V84H165V83H167V82H165V81L167 80V78L165 77L166 79H165L164 81H163V79H162V81H161L160 78H159V80H160L161 83H159V81H158V83L156 82L157 84H154V83H155V82H154L152 85H151L150 83H152V80H153V79H152V80H147V81H149V84L151 85V86H149L148 88H147L146 86L149 85V84H146V82H145L144 85H143V84H141V83H142L141 80H139V81L141 82V83L139 82V83L141 84V86H139V87L142 88V85H143V87H144V88L142 89V92H141V93L139 92V94H137V95L135 94V95H134V94H132V93H135V92H132V90L134 91V89H132V88L130 87L132 90H131V91L128 90V92L130 91V92H132V93H130V92L128 93V92H127V94H128L127 97H128V98L125 97V99H123V97L126 96L127 94H126V91H125V90H124V91H125V94H124L123 91H121V92L123 93V96H122V99H123V100H121V97H120V99H119V96L122 95V93H121L120 91H119V92L121 93V95H120V94H119V96L117 95L118 98H115V97H117V96H114L115 93H114V91H113L114 94L111 95V97L109 96L110 93H109V94H106V95H108V97L111 98V101L108 102V100L104 99V97H105L104 94H105V93L103 92V96L101 95L102 93L99 94V96L101 95L102 98H103V99H102V98H101V99L103 100V104H104L103 106H104V107H105V104H107V103H108V104H110V102L114 103V102H115L114 100H116V99H117V100L119 99L120 101H117V100H116V101H117L116 103H114V104L111 103L112 106H110V105H111V104H110V105H109V106H110L109 108L106 106V108H108V109L105 108V109H106V110L104 109L105 111L100 109V110L103 111V112H101V111L98 110L100 113L97 111V108L99 109V108H102L103 106H102V104H100L101 102H99V98H98L96 95H94V100L97 98L98 100H97V101L95 100V101H96V102H99V103H96V102L93 100L97 105H94V104H95L94 102H93L94 104H92V103H91V104L94 105V106H96V109H94V110H96V111L98 112V114H96L97 112L94 111L93 109H92V110L90 109L89 111H91L92 113L94 112V113H93V114L90 113L92 116L87 114V116H89V117H87V116L85 117L86 112H85V114H84V113H83L84 110H82V112L79 111L80 116H81L82 113H83V114H84V117L82 116V118H81L80 116H77V117H80V118H78V119H76V120L74 119V120H72V121L70 120V122H68V123L65 122V123L67 124V128L65 127L66 124H65V126L63 125L65 128H63L64 131L60 129V130H61V133H60V130L58 129V130H59V132H58V130H57L58 134H53V136H52V134L49 133V131L47 132V130H50V131H51L53 128L49 126V127L51 128V129H50L48 126H46V127H48L49 129H47V128L45 127L47 130L45 129V132L42 130V132H44V135H43V134H40L41 131H39V128H38L39 134L37 133L38 135H37V136L35 135V138H34V137H31V136H32V133H31V136H30V137H31L32 139L29 138L30 141L23 142L22 138H19V137L17 136L19 139H21V142H23V143L20 145L21 142H20V143L18 142V144H19L18 147L16 146L17 144L15 145V148L17 147V148H16V152L13 151V148H12V150H11V149H9V150L6 149L7 151H6V154H5V153H4V152H5V151H4L5 149L2 148V147L0 148V158H1V159H5V160H3V161H1V159H0V161H1V162H4V161H6V160H9V162H12V163H13V165H12V164L7 163V162H8V161H7L6 164H9V165H8L9 168L4 166L5 168L8 169L7 171H9L8 173H10L9 176H11V177L8 178L6 175H4V176H6L8 179H10V178H12V175H14V174H15L14 172H16V171H17V174H16L15 176H18V175H19V174H18V173H19L18 171L20 170V169H19V167H20L19 164L22 165V170H20V173H21L22 175H23V173H22L23 171H24L25 173H27L26 171H28L27 174H30V175H31V173H34V172H32V170H35V173H36V171L39 170V169H38L39 167L37 168V166H38V164L41 162V160H43V158H45V157H47V156H48V158H49V157L52 156V155H53L52 157H54L55 155L58 154L57 151H59L61 148H62V149H63V148L65 149L66 147L69 146L70 143H71V145H72V144L74 145L75 143H73V142H77L76 140H78V142H79V140H80V141H82V140H83V141H86L88 138H89V139L92 138L91 140H89V141L91 142L93 139H95L94 137L96 136V134H97V136L99 135L98 133H100V135H102L101 137H100V135H99V138H100L99 141H98L99 138H98L97 136H96V140H97V141L95 140V141H93V143H90V142L88 143V140L86 141V142H87V145L89 144V146H90V144H91L92 147H94V148H93V149H94L93 152L96 151V153L98 154V151H99V153H101L100 151H102V153H103V150H104V149H107V148L109 149V148H110L109 146H111V148H110V152H111L112 148L115 149V150L118 149V147H119L120 145H122V141H123V143H124V140L126 139V138H124V139L122 138V136H124L126 132L124 133V135H122V134H118V135H120V136L122 135L121 137H117V134H115V133L113 134V132H115V130L117 129V127H119V125H118V126L114 129V126H112V125L114 124V123H113L114 120H116V119L118 120V118H120V119L118 120V122L120 123V122H121L120 120H122V116H125V115L128 116V115L131 114L130 116H131V118H132V115H133L134 113L137 114V112H138V113L140 112L139 115L142 117V116H143V112H144V113H145V111L147 112L148 109H152L153 106H154L153 108H155V106L158 107V108H159V107L162 108V106H158V105H160V104H158V103L161 102V104H162V102H163L162 100H164V99L167 100V98H169V95H172V94H175L176 92H179L178 90H179L180 87H182V84L185 85V84L187 83L186 85H188V82H187L188 79H189L188 81H190V82L192 81V79H194L193 81H195V79H196V80H198V79L200 80V79H202V77H203V75L205 74V72H206V73L210 72V74H208V76H210V75L212 74V71H213L214 69H217V68L220 67V66L218 67V63H217V65H215L216 62L213 63V62L210 61V60H209V64H210V65H208V63H206V64L204 63L205 65H203ZM211 63H213V65H214L215 68L212 67ZM240 63H241V61H240ZM16 64H17V62H16ZM18 64H19V63H18ZM24 64H25V63H24ZM24 64H23V61H22V64H21V65H24ZM32 64H33V63H32ZM99 64H100V63H99ZM104 64H103V65H104ZM123 64H124V63H123ZM157 64H158V63H157ZM167 64H168V63H167ZM193 64H192V65H193ZM254 64H255V63H254ZM257 64L259 65L260 62L256 63V65H257ZM262 64H264V62H263ZM1 65H0V67H1ZM26 65H29V64H27V62H26ZM100 65H101V64H100ZM127 65H128V64H127ZM155 65H156V64H155ZM155 65H154V66L152 65V66L155 67ZM158 65H159V64H158ZM160 65H161V64H160ZM169 65H167V66H169ZM176 65H177V66H176ZM181 65H180V67H181ZM188 65H189V66H192L191 63L188 64ZM202 65H203V66H202ZM206 65H208V66H206ZM237 65H238V64H237ZM239 65H240V64H239ZM239 65H238V66H239ZM242 65H244V64H242ZM251 65L253 66V64H251ZM256 65H254V66H256ZM16 66H17V65H16ZM16 66H15V67H16ZM74 66H75V65H74ZM74 66H73V67H74ZM122 66H123V65H122ZM122 66H121V67H122ZM131 66H132V65H131ZM150 66H151V65H150ZM165 66H166V65H165ZM167 66H166V67H167ZM170 66H169V68H171ZM205 66H206L207 68H209V67L211 66V68H212V69L210 68L211 71H209L208 69H206ZM254 66H253V67H254ZM2 67H3V66H2ZM19 67H22V66H19ZM19 67H18V69H19ZM24 67H25V66H24ZM26 67H28V66H26ZM26 67H25V68H26ZM116 67H118V65H117ZM124 67H125V66H124ZM124 67H122V68H124ZM148 67H149V66H148ZM148 67H147V68H148ZM166 67L164 68V66H163V70H164V69L169 70V68H168V67L166 68ZM175 67H176V68H175ZM183 67H182V69H183ZM202 67H203V68H202ZM259 67L262 68V69H260ZM259 67H258V69H259L258 72L255 71V68L251 71V72H255V73H256L255 76H256V78H259L258 80H260V78L264 77V75H263V74H264V71H263V73H262V71H261V70H263L264 65H261V66H259ZM9 68H10V67H9ZM16 68H17V67H16ZM28 68H29V67H28ZM60 68H61V67H60ZM62 68H63V67H62ZM70 68H71V67H70ZM76 68H77V67H76ZM126 68H128V67H126ZM190 68H192V67H190ZM237 68H238V67H237ZM237 68H236V69H237ZM239 68H240V67H239ZM239 68H238V69H239ZM251 68H252V67H251ZM12 69H13V68H12ZM14 69H15V68H14ZM18 69H17V70H18ZM20 69H21V68H20ZM26 69H27V68H26ZM26 69H24V70H26ZM57 69H58V68H57ZM65 69L68 70V68H65ZM72 69H73V68H72ZM195 69H196V70H195ZM219 69H220V68H219ZM0 70H1V69H0ZM8 70H9V69H8ZM10 70H11V69H10ZM21 70L23 71V69H21ZM58 70H59V69H58ZM70 70H71V69H70ZM115 70H116V69H115ZM119 70H120V69H119ZM146 70H147V72H148V69H145V71H146ZM167 70L163 71L164 74H165V72H166ZM170 70H171V72H173L172 74H174V70H173V69H170ZM170 70H169V71H170ZM207 70H208V72H207ZM256 70H257V67H256ZM6 71H7V70H6ZM18 71H19V70H18ZM55 71H56V70H55ZM116 71H118V68H117ZM127 71H128V70H127ZM129 71H130V70H129ZM169 71H167L165 75H167V73H168ZM175 71H176V73H177V70H175ZM249 71H250V70H249ZM7 72H9V73L11 72V73H12V72H14V70H13V71H7ZM15 72H16V71H15ZM25 72H26V71H24V73H25ZM118 72H120V71H118ZM125 72H126V71H125ZM132 72H133V71H132ZM179 72H178V73H179ZM219 72H220V71H219ZM219 72L217 71L218 74H219ZM240 72H241V71H240ZM240 72H239V73H240ZM251 72H250V73H251ZM260 72H261L262 75H263L262 77H261V76L258 77V75H257L258 73L261 75ZM3 73H4V72H3ZM3 73H1V74H3ZM5 73H6V72H5ZM16 73H17V72H16ZM19 73H20V72H19ZM126 73H127V72H126ZM128 73H129V72H128ZM169 73H170V72H169ZM203 73H204V74H203ZM225 73H226V72H225ZM231 73H232V72H231ZM255 73H254V74H255ZM22 74H23V72H22ZM161 74H162V73H161ZM172 74H171V75H172ZM183 74H184V75H183ZM213 74H216V72L213 73ZM227 74H228V75H227ZM237 74H238V73H237ZM237 74H235V75H237ZM3 75H4V74H3ZM11 75H12V74H11ZM124 75H125V76H123V77H127V76H128V75H126V74H124ZM145 75H146V73H145ZM147 75H148V74H147ZM147 75H146V76H147ZM158 75H159V74H158ZM162 75H163V74H162ZM168 75H169V74H168ZM174 75H175V74H174ZM185 75H187V77H186ZM223 75H224V73L222 74V77H221V78H223ZM226 75H227V77H226ZM235 75H232V74H231L232 77H231V80H230V79H229V78H230V74L227 72V73L224 75L225 77L223 78V79H224V82H226V83H231V82L235 83V81H237V80L239 81V79H240V81H243V80H244L243 77H240V78L238 77L239 79H237V76H238V75H237L236 77H235ZM248 75H250V74H248ZM4 76H5V75H4ZM6 76H7V75H6ZM73 76H74V75H73ZM97 76H98V75H96V77H97ZM99 76H100V74H99ZM102 76H103V75H102ZM131 76H132V77H131L132 80L136 79L133 75H131ZM137 76H138V74H137ZM137 76H136V77H137ZM148 76H149V75H148ZM148 76H147V77H148ZM152 76H153V75H152ZM152 76H151V78H152ZM154 76H155V75H154ZM156 76H157V75H156ZM159 76H160V75H159ZM200 76H201V78H198V79L196 78V77H200ZM208 76H207V74H205V76L203 77V79H204L205 77H208ZM212 76L215 78V76H217V75H212ZM220 76H221V75H220ZM233 76H234L235 78H233ZM243 76H245V75H243ZM250 76H251V75H250ZM253 76H254V75H253ZM94 77H95V76H94ZM96 77H95V80H93L94 78H90V79L88 78V79H89V80L92 79L93 81L96 82V81H97L96 79L98 78V77H97V78H96ZM100 77H101V76H100ZM100 77L98 78L99 80H101ZM104 77H105V76H104ZM118 77H119V76H118ZM123 77H122V78H123ZM133 77H134V79H133ZM177 77H178V76H177ZM194 77H195V78H194ZM217 77H218V76H217ZM217 77H216V78H217ZM245 77H246V76H245ZM245 77H244V78H245ZM81 78H82V77H81ZM109 78H110V77H109ZM137 78H138V77H137ZM153 78H154V77H153ZM162 78H164V75H163ZM209 78H210V77H209ZM216 78H215V79H216ZM221 78H220V77L217 78V79H218V82H219V79H221ZM232 78H233L234 80H233ZM241 78H242V79H241ZM86 79H87V78H86ZM104 79H106V78H104ZM107 79H108V78H107ZM107 79H106L105 81H108ZM111 79H112V78H111ZM123 79H124V78H123ZM128 79H130V77L127 78V80H128ZM149 79H150V76H149ZM156 79H157V78H156ZM206 79H207V78H206ZM215 79H214V80H215ZM217 79H216V80H217ZM223 79H221L220 81H222ZM226 79H228V80H230V81H228V80L225 81ZM236 79H237V80H236ZM71 80H72V79H71ZM73 80H74V79H73ZM77 80H78V79H77ZM99 80H98V81H99ZM102 80H103V77H102ZM112 80H113V79H112ZM132 80H128V81L131 82ZM143 80H144V78H143ZM143 80H142V81H143ZM154 80H155V79H154ZM182 80H183V82H182ZM208 80L210 81V80H213V79H208ZM254 80H255V79H254ZM256 80H257V79H256ZM93 81H92V82L89 81L90 83H88V84H91V85H92V83H94ZM105 81L103 80V83H104ZM125 81H126V80H125ZM145 81H146V80H145ZM155 81H156V80H155ZM167 81H168V80H167ZM193 81H192V82H193ZM200 81H201V80H200ZM209 81H206V84H207V82L209 83ZM246 81H247V80H246ZM260 81H262V79H261ZM263 81H264V78H263ZM74 82L76 83V81H74ZM74 82H72V83H74ZM81 82L83 83V81H80V83H81ZM85 82H86V81H85ZM87 82H88V81H87ZM101 82H102V81H101ZM101 82H100V83H101ZM130 82L127 83L128 86L132 84V83H130ZM162 82H165V83L163 84ZM181 82H182V84H181V86H180V83H181ZM185 82H186V83H185ZM190 82H189V85H190V84H195V83H192V82L190 83ZM203 82L205 83L204 80H203ZM213 82H214V81H213ZM213 82H212V83H213ZM216 82H217V81H216ZM244 82H245V81H243L242 83L240 82L241 84H240L239 86H241ZM70 83H71V82H70ZM72 83H71V84H72ZM78 83H79V82H78ZM82 83H81V84H82ZM129 83H130V84H129ZM135 83H136V82H134V84H135ZM222 83H223V81H222L220 84H222ZM247 83H248V82H247ZM254 83H256V82H254ZM260 83H261V82H260ZM260 83H257V84H258V87L256 86V88L253 89V91L256 92V93H254V94H253V92H251L252 88H251V90L249 89V87H251V86H249V87L247 86L248 89L246 88V86H245V87L243 86L244 88H243V87L241 88L240 91L244 90L245 88H246L247 90L250 91L249 93L246 92L247 90H246V91H243L244 93H245V92L247 93V94L245 95L246 97H248L247 99L244 98L245 96H244V93H243V92H240L239 90H236L237 92L235 91L236 88H239V87H238L239 82H238V83L236 82L235 85L232 84L233 87H235V86L237 85V87H236L235 89L232 88V89L229 90L228 92H224V91H223L224 93H227L226 95L221 94V92H219V90L222 91V89H220V87L223 86V88H224V86H225L226 84H224V85H222V86H220V87L217 86V87H219V88H218V90H217V89H216V90L220 93V94H219V93L217 92V93L219 94V95H218V94H217V95H218L219 97H221V96L223 95V96H224L223 98H226V103L224 102V103H225V106L227 105L226 108H224L225 106H223V107H220V106H219L220 108H223L222 112H221V109H219L217 106H216V107L218 108V111L220 110L219 112H218V111H217V112H214V110H217L216 108L213 110L214 106H213L212 109H211V102H212L211 100H212V99L215 100V99H214V97L216 96V93H215L214 97H213L211 100H210L209 97H208V100L211 101V102H210V109H207V108H206V107H208V106H206L205 108H203V106H200V107L203 108V109L201 108V109L203 110V111L201 112V110L199 109L200 107H198V109L200 110V113L198 112L197 115H193L194 117H192V114H191L190 119H189L187 122L184 121V120H186L185 118L181 117L180 119H182L184 122H183V121H180V120H179L180 122H183L182 124L178 123L179 121H178V122H175L176 124H174V122H172L173 124H171V126L174 125L173 128L169 126L170 124H169V125L167 124V125H166V126L168 127L167 129H165L166 127H165V128L162 127V128H160V131L157 130V131H154V132H153V130L151 129L152 131H151V130H150V131H151L152 133H154V135H153V134L150 135L151 132L148 133V134L150 135L149 137H147L148 134H147V135L144 134V135H146V136H144V138H145V137H147V138H145V139L143 138L144 141H142V140H141L142 138H140V140H138V141H140V142H142V143L137 142V143H139L138 146L136 145L135 142H134L135 145H133V146H131L132 144L129 145L130 143H129L128 145H126L127 143H126V144H123L122 146L124 147L123 149H124L125 151L118 150L119 152H117V150H116V154H113V152H115V151H113L111 154H109L110 152H109L108 154H105V152H104V153L102 154L103 157L105 156V158H103V160L101 159V156H100V160H99V155H100V154H98V155L96 154V155H97V158H96V156H94L95 153H93V156L95 157V160H94V158H92L93 156L90 157L89 155H92L91 150H93V149L90 148L91 146L88 147V146L86 145V143H85V144H84V147L86 146V147H85V150L83 149L84 147H82L83 151H82V150H80V151H82V152H84V151H85V152H88V151H86V149H87V150L91 149V150H89V151H90V154H89V152H88V153H85V152H84V153L87 154V155L89 154V155H88V156H89L88 159H91V158H92V161H93V160L95 161V163H96L95 165L92 163V161H91V164L88 162L89 160H88L87 162L90 164V167H91V165L95 166V170H96V171H94V168H93V167H92V168H89V167L87 166L88 169H90V171H91V173L93 174V176H94V175H95V176L92 177V174H90V176H87V175H86L87 178L91 177V179H90V180L87 179V181L85 180V182H83L82 180H84V177H86V176H85V175H82V174H81L82 172H79V171H82V170L79 168V171H78V172L80 173L81 176H84V177H81V176L79 175V173H78V176H80L81 179H82V178H83V179H82V180H79V182H77V183L81 184L80 182H82L81 187H79V188H82V186H83V187L85 186V187H84L85 189H87V188L89 187L88 190H89V189L91 190V188H92L93 190H95L94 188H96L97 186H96V187H93L94 185L92 186V183H94V181H96L97 183H98V182H102V184L100 183V185H103V183L105 184V185L103 186V188H101L102 190H99V191L97 190L98 193H96V192L94 191V193H96V194H94V193L91 192V191H88V192H91L92 194H88V192H87V193L85 192V193H84V196H83V193H81V192L79 191V192L81 193V195H82L81 197H80L79 195L77 196V194H75V191L73 190L74 192H73V191H72V192L70 191V192H71V195H72V193H73V194H75L76 196H73V197H72L70 194H68V195H69L68 197H70V198L68 199L67 195H65V196L62 195L63 197H67L68 201L65 199L67 203H64V204L61 203V204H63V205H61V206H59L60 202H59V204H58V202H57V203H56V202H52V204L55 203L54 205H52V204L50 205L49 203H51V202H49V203H48L49 205H47V203H45V202L47 201V200H46V201L44 202L45 204H44L43 202H42V203H43L44 205H47V206H45V207H41V208H36L37 210L34 209V210H35V211H33L34 214H33V212H32V214H28V213H27V214L24 215L22 218L20 217V219L15 218V219H18V221H16V220H15V221H11V220L14 219V217H16V216L11 215V216H13V219H10V222H7V223H4V222H3V223L0 224V264H46L47 262H49V261H51V260L54 261L53 258H55V257H56V258H57V257L59 258V259L57 258V259H58V262H59V260H60V256H63L64 254L66 255V253L69 252V249H71V248L74 249L75 247H78V246H76V245L79 244V242H80L81 240L87 239L86 237H88L90 234H92V236H93V235L96 236V235H95V234H96L95 231H96V230L98 231L99 229H101L100 227L103 228V226H104L103 229L105 230V227H108V226L110 225V221H112V223H113L114 220H115V222H116L117 219L119 220L121 216H123V215L125 216L127 213H128L130 216H129L127 219H123V220H125V221H123V220L120 219V220L123 221V222H121L120 220H119V222H121L120 224L117 222V224H119L121 228L119 229L118 233H116L115 231L112 232V234H113V238H112V235H111V237H109V233H108L107 231H111V230H108V229H107V230H105L106 232L103 231L104 233H102V234H103L102 236H100V235L98 236V234H97V238H95V239H91V241H89V243H87V244L84 246V245H83L84 242H87V240H90L89 238H94V237H90V236H91V235H90L89 238H88L87 240H85V241H83V242H82V241L80 242V244L82 243L81 245H83V246L79 245V246H81V249L78 248V249H80V250H79V251L77 250V251H78V252H77V251H76V248H75V252L78 253V255H80V254H79L80 252L86 251V250H88V249L91 248V249H92L91 251H93L95 254H96V253L98 254V253H99L101 250H103V249L106 250V252L108 253V252H109V251H108V250H109L108 248H113V247L115 246L114 251H116L115 253H117V251H119V250H121L120 252H122V249H121V248L123 247L122 244H123L126 240H127V242L124 243L125 245L130 241V239H131V242H130V243H132V242H133V243H137L138 241H137L136 239H139V238H140L139 235L143 234L144 231H145V235H143V238L141 237L142 240L144 239V236H145V237L148 236V233H146V231H149V235H150L152 232L155 233V234H151L152 237H153L154 235L158 236V234H161L162 232H163V233H162L161 235H163V234H164V231H162V229H161V228H163V226H160V225H164V224H165V222H166V220L168 219V217H167L166 219H164V218L166 217L167 214H165V216L163 215V216H164V217H163L162 215H155V214L150 215V214H148V213L146 212V213H147V214H146L147 216H145V218H144V215H145V214H144V211H145V210H144V209H141L142 207L139 208L140 204L143 203L142 200L144 201V199H145V202H146V201L148 202V201L151 199V197H152V198H155V200L157 201L158 198L160 199V197H162V195L165 193V191H168V190H169V193H170V189H172V190H171V193H172V192H173V193H174V192L177 193V192H179L181 189H183L184 187L186 188V185H185V186L181 185V188H180V186L177 185L178 183H177L176 185H174V186H175V187H174L173 185L169 184V183H172V182H170V180L168 181V179L171 178V181H173V182L176 181V180H175V174H176V177H178L177 174H178L179 171H180L179 168H183V169H182V170H184V171H183V172H184L183 174L186 173L187 175H190V174H188V173L185 171V169H186L188 166H190L193 162L195 163L196 160H197V161H203L204 159L202 160V157H203V156L206 157L205 154H207V156H209V155H210V152H213V150L215 151L216 149H218V152H219L220 147H224V149H225L226 146H227V148L230 147V148H231V151H232V149L237 148V149L233 150L234 153H237V151H238V152L241 153V155H242L244 158H245V156H246V158H247V157H248L247 155L250 154V152H248V151L250 150V148H252V146H253V147H254V146H257V145H258V146H261L262 143H260V141L263 139L264 132H263L262 130H260V129H263V128H264V125H263V127L261 126V125H262L261 123L264 122V108L262 107V109H261L260 106H261L262 104H263V106H264V103H263V102H264V90H263V89H260V88H262V86H260V85H262V84H260ZM84 84H85V83H84ZM88 84H87V86H88ZM96 84H97V83H95V85H96ZM105 84H106V83H105ZM127 84H126V86H127ZM134 84H132V85H134ZM137 84H138V83H137ZM209 84H210V83H209ZM209 84H208V85H209ZM220 84L217 83V85H220ZM248 84H249V83H248ZM248 84H246V85H248ZM257 84H256V85H257ZM259 84H260V85H259ZM69 85H70V84H69ZM73 85L76 86L75 88H77V86H78L79 84L76 83V84H72V85H70L71 89H70V87H69V90H72V89L74 88ZM97 85H98V84H97ZM132 85H131V86H132ZM135 85H136V84H135ZM135 85H134V87H133V86H132V87L135 88ZM184 85H183V86H184ZM189 85H188V86H189ZM201 85L203 86V84H201ZM201 85H200V86H201ZM228 85H229V84H228ZM232 85H231V86H232ZM99 86H101V88H103L105 85H104V84H103V85H102V84H101V85L99 84ZM102 86H103V87H102ZM115 86H116V84H115ZM124 86H125V85H124ZM190 86H191V85H190ZM202 86H201V87H202ZM210 86H212V85H210ZM259 86H260V88H259ZM263 86H264V85H263ZM72 87H73V88H72ZM92 87H93V89H94V85H93ZM92 87L90 86L89 88H92ZM105 87H106V86H105ZM110 87H112V86H110ZM139 87H138V88H139ZM191 87H196V86L193 85V86H191ZM201 87H200V88H201ZM203 87H204V86H203ZM203 87H202V88H203ZM213 87H214V86H213ZM213 87H212V88H213ZM226 87L229 88V86H225V89H226ZM67 88H68V87H67ZM95 88H97L98 90L101 89V88L99 89L98 87H95ZM113 88H116V89H117V87H114V85H113ZM126 88H127V87H126ZM138 88H137V89H138ZM185 88H186V86H185ZM189 88H190V87H188V89H189ZM257 88H259L261 91H260L259 89L256 91ZM263 88H264V87H263ZM106 89L109 90L110 88H108V86H107V87L105 88V90H106ZM116 89H115V91H116ZM118 89H119V88H118ZM118 89H117V90H118ZM127 89H129V88H127ZM137 89H135V90H137ZM190 89H191V88H190ZM203 89H205V88H203ZM209 89H210V88H208L207 90L209 91ZM213 89H214V88H213ZM225 89H224V90H225ZM229 89H230V88H229ZM82 90H83V89H82ZM84 90H85V88H84ZM91 90H92V89H91ZM98 90H97V93H98ZM101 90H102V89H101ZM103 90H104V89H103ZM111 90H114V89H111ZM111 90H110V91H111ZM121 90H122V89H121ZM181 90H182V89H181ZM181 90H180V91H181ZM216 90H215V89H214V90L211 89L209 92L212 93L211 95H213V92H214V91L216 92ZM93 91H94V90H93ZM95 91H96V90H95ZM95 91H94V92H95ZM137 91H139V90H137ZM137 91H136V92H137ZM140 91H141V90H140ZM183 91H185V90L183 89ZM187 91H188V90H187ZM187 91H186V92H187ZM189 91H191V90H189ZM189 91H188V93H189ZM192 91H193V89H192ZM192 91H191V92H192ZM211 91H213V92H211ZM226 91H227V90H226ZM233 91H234V92H233ZM238 91L241 93L239 98H241V95L243 94L242 96H244V97H243L244 99H243V98H242V99H238V98L235 99V96L237 97V95H238ZM107 92H108V91H106V93H107ZM117 92H118V91H116V94H117ZM196 92H197V93H200V92H201V89H200V92H198V90H197ZM202 92H207V91H206V90H204V91L202 90ZM229 92H231V93H229ZM232 92H233L234 94H233ZM99 93H100V91H99ZM137 93H138V92H137ZM180 93H181V92H180ZM207 93H208V92H207ZM207 93H206V95H207ZM251 93H252L253 95H252ZM80 94H81V93H80ZM130 94H132V96H130ZM176 94H179V93H176ZM181 94H183V93H181ZM185 94H187V93H185ZM185 94H183V95H185ZM190 94H192V93H190ZM190 94H189V95H190ZM201 94H203V93H201ZM201 94H199V95L201 96ZM231 94H232V97L234 96L233 98L231 97ZM133 95H134V96H133ZM189 95H187V96L189 97ZM194 95H195V94H194ZM204 95H205V94H204ZM206 95H205V97L202 95V96H201L202 98H200V100L206 98ZM247 95H248V96H247ZM250 95H251V97H250ZM101 96H100V97H101ZM129 96H130V97H129ZM164 96H166V98H165ZM167 96H168V97H167ZM172 96H173V95H172ZM187 96H186V97H187ZM192 96H193V94H192ZM192 96H191V97H192ZM197 96H198V95H197ZM200 96H198V99H199ZM207 96H210V95L208 94ZM228 96H229V97H228ZM48 97H49V96H47V98H48ZM75 97H76V96H74V98H75ZM95 97H96V98H95ZM108 97H106V98H108ZM112 97H114V100H112V99H113ZM162 97H164V98H162ZM176 97H177V96H176ZM194 97H195V96H194ZM194 97H193V99H194ZM210 97H212V96H210ZM227 97H228V98H227ZM230 97L233 99V101H230V102H229L228 100H229ZM47 98H46V99H47ZM50 98H51V97H50ZM57 98H58V97H57ZM57 98H56V99H57ZM69 98H70V96H69ZM69 98H68V99H69ZM77 98H78V97H77ZM77 98H76V99H77ZM92 98H93V97H92ZM110 98H109V99H110ZM161 98H162V100H161ZM173 98H175V97H171L170 99L172 100ZM182 98H183V97H180V99H182ZM189 98H190V97H189ZM215 98H216V97H215ZM223 98H222V99H223ZM43 99H44V97H43ZM43 99H42V100H43ZM89 99H90V98H89ZM89 99H88V100H89ZM101 99H100V100H101ZM191 99H192V98H191ZM191 99H189V100H191ZM198 99L196 100V98H195L194 100L198 102V101H199ZM227 99H228V100H227ZM40 100H41V99H40ZM61 100H62V99H61ZM66 100H67V99H66ZM69 100H70V99H69ZM102 100H101V101H102ZM105 100L107 101V103H106ZM171 100H170V101H171ZM183 100H184V99H183ZM183 100H182V101H183ZM185 100H186V99H185ZM206 100H207V99H206ZM224 100H225V99H224ZM230 100H231V99H230ZM49 101L52 102V99H51V100L48 99V103H46V102H47V100H46L45 103L48 105V104H49ZM104 101H105V103H104ZM113 101H114V102H113ZM158 101H159V102H158ZM164 101H165V100H164ZM170 101H168V102H170ZM172 101H173V100H172ZM195 101H194V102L192 101L193 103H189L190 101L187 100V103H189V105H191V104L195 105V104H197V102H195ZM39 102H40V101H39ZM39 102H38V103H39ZM70 102H71V100H70ZM89 102H91V101H89ZM157 102H158V103H157ZM168 102H167V103H168ZM184 102H185V101H184ZM199 102H200V101H199ZM199 102H198V103H199ZM227 102H229V103H227ZM55 103H56V104H59V103H57L56 101H55ZM64 103L66 104V102H63V103L61 102V104H64ZM87 103H88V101H87ZM181 103H182V102H181ZM200 103H201V102H200ZM200 103H199V104H200ZM202 103L206 104L204 101H203ZM202 103H201V104H202ZM207 103H209V102H207ZM39 104L41 105V103H39ZM43 104H44V100H43ZM43 104L41 105V107H43ZM50 104H52V103H50ZM53 104H54V103H53ZM56 104H55V105H56ZM98 104H99V105H98ZM155 104H157V105H155ZM168 104H169V103H168ZM168 104H167V105H168ZM183 104H184V103H183ZM201 104H200V105H201ZM204 104H202V105H204ZM213 104H214V101H213ZM222 104H223V103H222ZM260 104H261V105H260ZM37 105H38V104H37ZM55 105H53V106H55ZM59 105H60V104H59ZM59 105H58V106H59ZM68 105H69L68 107H70L71 104H68ZM72 105H73V104H72ZM72 105H71V108H72V107H75V109H74V110H73V108H72V109L69 108V109H70V110H73L72 113H74L75 115H77L76 113H78V112H76V111H78V109H79V105H78V107H77L78 109H76V106H74V105L72 106ZM208 105H209V104H208ZM45 106H46V105H45ZM48 106H49V105H48ZM50 106L52 107V105H50ZM58 106H56V107H58ZM89 106H91V105L89 104ZM94 106H93V107H94ZM97 106H98V107H97ZM100 106H102V107H100ZM187 106H188V105L186 104V107H187ZM191 106H192V105H191ZM191 106H190V107H191ZM257 106L259 107V109H258ZM36 107H37V106H36ZM39 107H40V106H39ZM46 107H47V106H46ZM56 107L54 108V110L56 109ZM59 107H60V106H59ZM65 107H66V106H65ZM84 107H85V106H84ZM93 107H91V108H93ZM180 107H181V104H180ZM190 107H189V108H190ZM194 107H195V106H194ZM49 108H50V107H49ZM52 108H53V107H52ZM80 108H81V107H80ZM82 108H83V107H82ZM82 108H81V109H82ZM85 108L87 109V107H85ZM89 108H90V107H89ZM158 108H157V109H158ZM177 108H178V107H177ZM182 108H183L182 110L184 111L185 108H184V107H182ZM192 108H193V107H192ZM21 109H23V108H21ZM21 109L19 108L18 111H20ZM81 109H80V110H81ZM86 109H85V110H86ZM102 109H103V108H102ZM157 109L155 108V111H156ZM187 109H188V107H187ZM190 109H191V108H190ZM198 109H197V111H198ZM206 109H207V110H212V111H206ZM57 110L59 111V110H61V109H57ZM67 110H68V108H67ZM70 110H68V111H70ZM75 110H76V111H75ZM159 110H160V109H159ZM173 110H174V109H173ZM176 110H178V109H176ZM176 110H175V111H176ZM182 110H181V111H182ZM185 110H186V109H185ZM192 110H193V109H192ZM22 111H23V110H22ZM22 111H20V112H22ZM49 111H50V110H49ZM51 111H52V109H51ZM55 111H56V110H55ZM55 111H54V112H55ZM68 111H66V112L63 111V110L60 111V113L65 112V113H63V114H60L59 112H57L56 114L59 113V114H60V117L58 116V118H57V117H56V118H57V119L60 118L59 120H61L62 118H64L65 115H68V114H67ZM135 111H137V112H135ZM151 111H152V110H151ZM151 111H150V112H151ZM183 111H182V112H183ZM11 112H12V111H11ZM16 112H17V111H16ZM24 112H25V111H24ZM42 112H43V111H42ZM46 112H47V111H46ZM70 112H71V111H70ZM70 112H69V115L72 116V114H70ZM75 112H76V113H75ZM95 112H96V113H95ZM133 112H134V113H133ZM148 112H149V111H148ZM148 112L145 113V115L148 114ZM150 112H149V113H150ZM153 112H154V109H153ZM176 112H180V111L178 110V111H176ZM176 112H174V113L176 114ZM182 112H180V113H182ZM190 112H191V110H190ZM194 112H195V111H194ZM12 113H13V112H12ZM27 113H28V112H27ZM27 113H26V114H27ZM47 113H48V116H50L49 114H51V113H49V112H47ZM52 113H53V112H52ZM88 113H89V112H88ZM141 113H142V114H141ZM20 114H21V113H20ZM59 114H58V115H59ZM64 114H65V115H64ZM136 114L133 115V117H136V118H137ZM151 114H152V113H151ZM8 115H9V114H8ZM23 115H24V114H23ZM61 115H62V116H61ZM137 115H138V114H137ZM145 115H144V118H145ZM148 115H150V114H148ZM148 115H147V116H148ZM156 115H157V114H156ZM176 115H177V114H176ZM179 115H181V114H179ZM189 115H190V114H189ZM53 116H54V118H53L52 116H50V117H52V118L54 119V120H53V123H54V121L56 122V120H55V119H56L55 116H57V115H54V114H53ZM73 116H74V115H73ZM90 116H91V117H90ZM130 116H128V117H129L128 119L132 120V119L130 118ZM140 116H138V118H139ZM147 116H146V118H148ZM151 116H152V115H151ZM160 116H161V115H159V117H160ZM182 116H183V115H182ZM185 116H186V115H185ZM185 116H184V117H185ZM231 116H233L234 121H233V119H232ZM176 117H178V115H177ZM176 117H175V118H176ZM187 117H188V116H187ZM187 117H186V118H187ZM191 117H192V118H191ZM229 117H230V118H229ZM8 118H10V117L8 116ZM47 118H48V117H47ZM52 118H50V119H52ZM65 118L67 119V116H65ZM65 118H64V119H65ZM72 118H75V117H72ZM72 118H68V119H72ZM124 118H126V116H125ZM124 118H123V119H124ZM138 118H137V119H138ZM142 118H143V117H142ZM144 118H143V119H139L138 121H140V123L143 124V120L146 121ZM173 118H174V117H173ZM173 118H172V120H173ZM175 118H174V121H175ZM178 118H179V117H178ZM228 118H229V119H232V120H230V123H229L228 121H227V122H224V121H226V119H228ZM41 119H42V118H41ZM41 119H40V120H41ZM64 119H62V122L58 120V124H59V123H63V124H64V121H66V120H64ZM126 119H127V118H126ZM155 119H158V117H157V118L155 117ZM37 120H38V119H36V122H37ZM63 120H64V121H63ZM117 120H116V121H117ZM130 120H129V122H128L127 120H126V121L122 120V123H123V121L126 122V123H123V125H122L121 127H123L124 124H125V129H126V127H127L126 125H127L128 123H129V125H130V122H131ZM141 120H142V121H141ZM158 120L160 121V119H158ZM34 121H35V120H34ZM42 121H43V120H42ZM68 121H69V120H68ZM132 121H133V120H132ZM134 121H135V119H134ZM136 121H137V120H136ZM176 121H177V120H176ZM32 122H33V121H32ZM36 122H35V123H36ZM51 122H52V121H51ZM111 122L113 123V124L111 125L112 127L109 126V125H107V124H109V123L111 124ZM118 122H116V125L118 124ZM127 122H128V123H127ZM157 122H158V121H157ZM157 122H156V124H158ZM169 122L171 123V120H170ZM7 123H9V125H10V122H7ZM12 123H13V122H12ZM12 123H11V124H12ZM39 123H40V122H39ZM53 123H52V124H53ZM122 123H121V124H122ZM133 123H135V122H133ZM140 123L138 122L139 126H137L138 124H136L137 127H135V128H134V127H133L132 129L129 128L130 130H133V129H134L135 131H134V133H130L131 131L129 130V131H130V132L128 131L129 134L126 133V135H127V134L129 135V136L127 135V140L129 139L128 137H131V136H133V139H134V138H135L134 136L137 135L138 133H139V134H138V138H139V135H140V137H142V136H141V132L144 133V130H142L141 132H136V130H139V128H140ZM145 123H147V121H146ZM177 123H178V125H177ZM221 123L223 124V126H222ZM37 124H38V123H37ZM58 124H57V126H58ZM160 124H161V123H160ZM160 124H158V125H160ZM217 124L221 125V128L218 129L219 126H218ZM224 124H226V125H224ZM12 125H13V124H12ZM15 125H16V124H15ZM18 125H20V124H18ZM31 125H32V124H31ZM34 125H36V124H34ZM55 125H56V124H54V128H55ZM59 125H60V124H59ZM175 125H176V126H175ZM179 125H180V126H179ZM259 125H260V126H259ZM28 126H29V125H28ZM57 126H56V128L53 130L54 132L51 131L52 133H56L55 130H56L57 128H59V127H62L61 125L58 126V127H57ZM104 126H105V128H106V126H108V128L110 127V128H112V129H114V130H112V131H109V130H108V131L105 130V132L103 131V133H105V135L107 134V132H110V133L112 132L111 134H109L111 137L114 138V136H112V134H113V135H116L117 138H119V139L121 138V143H120V144L118 143V141H120L119 139L117 140V142L114 141V140H116L115 138H114V139H111V140H113V143H114V142L117 143V145H116V144H113L114 146L116 145L115 148L113 147V145H111V144H112V143H111L112 141L109 140L111 137H110V138H109V137L107 138V136H109L108 134H107L106 137H104L103 134H101L100 130L102 131V130H103L102 128H104ZM132 126H135V125L132 124ZM132 126H131V127H132ZM143 126H144V125H141V128H143ZM145 126H148V124H146ZM160 126H161V125H160ZM177 126H179V127H177ZM209 126H212V128H213V126H216L217 129L215 128V130H214V129L209 130V129H208ZM258 126H259V127H262V128H259ZM30 127H31V126H30ZM129 127H130V126H129ZM154 127L156 128V127H158V126H155V125H154V126H153V129H155ZM169 127H170V128H169ZM175 127H176V128H175ZM9 128H11V127H9ZM13 128H14V126H13ZM24 128H25V126H24ZM27 128H28V127H27ZM110 128H109V129H110ZM171 128H172V129H171ZM210 128H211V127H210ZM256 128H257V129H256ZM258 128H259V130H258ZM18 129H19V128H18ZM20 129H21V128H20ZM25 129H26V128H25ZM41 129H42V128H41ZM65 129H66V130H65ZM143 129H144V128H143ZM163 129H165V130H167V131L164 130V131H165V132H164ZM254 129H256L258 132H259V131H262V133L259 132V133L261 134V138H262V139L260 138V135L257 136V131H256V132L253 131ZM12 130H16V131H12L11 133L13 134V132H15V133H16V134L14 133V134H15V138H17V137H16L17 132H18L17 129L15 128V129H12ZM21 130H22V129H21ZM21 130H20V132H21ZM27 130H29V129H27ZM27 130H26V131H27ZM30 130H31V129H30ZM118 130H119V131L121 130L120 127L117 129V131H118ZM161 130H162V131H161ZM263 130H264V129H263ZM10 131H11V130H10ZM24 131H25V130H24ZM26 131H25V132H26ZM31 131H32V130H31ZM33 131H34V130H33ZM38 131H37V132H38ZM62 131H63V132H62ZM117 131H116V132H117ZM124 131H125V130H124ZM139 131H140V130H139ZM145 131H146V132H149V130H148V131L145 130ZM252 131H253V132H252ZM132 132H133V131H132ZM155 132H160V133H157V134H156ZM201 132H202L203 134L199 136L198 133L201 134ZM249 132H250V133H249ZM254 132L256 133V136L259 138V139H258V140H259V144H257L258 142H256V141H257L256 139H255V140H256L255 142H254V139H253L252 142L250 143L251 140L249 139V134H250V138H251V136H252V138H253V135H254V138H256ZM11 133H10V136L7 137V139H9V137H10V140H11ZM21 133H22V132H21ZM29 133H30V132H29ZM35 133H36V132H35ZM35 133H33V135H34ZM45 133H46V134H45ZM119 133H120V132H119ZM136 133H137V134H136ZM240 133H241V134H240ZM247 133H248V134H247ZM259 133H258V134H259ZM14 134H13V135H14ZM48 134H49V136H46V135H48ZM130 134H133V135L130 136ZM134 134H135V135H134ZM239 134H240V135H239ZM243 134H244V135H243ZM251 134H253V135H251ZM13 135H12V136H13ZM18 135H20V134H18ZM39 135H40V137H38ZM42 135H43V136H42ZM142 135H143V134H142ZM152 135H153V136H152ZM197 135H198V136H197ZM241 135H242V136H248V139L250 140L248 143L250 144L251 147L247 144V141H248V140L246 139L247 137L244 138V139H242L243 137H242ZM4 136H5V135H4ZM4 136L2 135V137H4ZM236 136H237V139H239V140H238V143L241 141V139H242V142H243V140L245 141V139H246V140H247V141H246L247 146H245V144H244V146H245L246 148L249 146V147H248L249 149H248V148L246 149V148L244 147V148L246 149V150H245V149L242 147L244 150L242 151V148H241V151H240V147H231V146H233V145L236 146V144H238V143H236L237 140L235 141ZM239 136H240L241 139L238 138ZM2 137L0 138V140H2ZM13 137H14V136H13ZM20 137H22V136H20ZM15 138H14V139H15ZM97 138H98V139H97ZM252 138H251V139H252ZM7 139H5V140H7ZM14 139L12 138L11 141H13ZM122 139H123V140H122ZM5 140H2V141H4V142H3V143H4L3 145H5ZM10 140H9V141H10ZM17 140H18V139H17ZM17 140H16V141H17ZM127 140H125V141H127ZM134 140H135V139H134ZM233 140H234V142H235L236 144H234V142H233V145H232V141H233ZM16 141H15V142H16ZM128 141H129V140H128ZM136 141H137V140H136ZM262 141H263V144H264V139H263ZM0 143H2V142L0 141ZM6 143H7V141H6ZM11 143H12V142H11ZM13 143H14V142H13ZM83 143H84V142H82L81 144H83ZM110 143H111V144H110ZM243 143H244V142H243ZM255 143H256V144H255ZM67 144H68V145H67ZM76 144H78V143H76ZM79 144H80V142H79ZM79 144H78L77 146H80V147L83 146V145H79ZM118 144H119V145H118ZM187 144H188V145H187ZM229 144H230V145H229ZM252 144H253V145H252ZM263 144H262V145H263ZM9 145H10V144H9ZM64 145H66V146L63 147ZM185 145L188 146L187 148H188L189 150H187V149H185V151L182 150V149L186 148V147H184ZM239 145H240V144H239ZM239 145H238V146H239ZM241 145H243V144H241ZM6 146H7V144H6ZM20 146H21V147H20ZM125 146H128L129 148L127 147V148H128V149H127ZM173 146H174L175 148H177V149L179 148V149L176 150V152H174V151H175V150H174V151H173V152H174V157H171V156H170V155H172V154H171V152H172L171 147L173 148ZM258 146H257L256 148H259ZM3 147H4V146H3ZM169 147H170V149H169ZM182 147H183V148H182ZM8 148H10V146H8ZM18 148H19V149H18ZM69 148H71V146H69ZM73 148H74V147H73ZM77 148H78V149H77ZM77 148H74V149H77V150L81 149V148H79V147H77ZM121 148H122V147H121ZM121 148H119V149H121ZM125 148H126V149H125ZM167 148H168L169 150H168ZM175 148H173V149H175ZM180 148H182V149L180 150ZM227 148H226V150H227ZM238 148H239V150H238ZM256 148H255V149H256ZM260 148H262V147H260ZM260 148H259V149H260ZM2 149H4V150L1 152ZM17 149H18V151H17ZM64 149H63V150H64ZM71 149H72V148H71ZM108 149H107V151H108ZM166 149H167V150H166ZM222 149H223V148H222ZM222 149H220L221 152L224 151V150H222ZM255 149L252 148L251 151H252V150L255 151ZM65 150H66V152L69 151L68 153L70 154V152H71L70 149L68 150V148H66ZM179 150H180V151H184L185 153L181 154L182 157H180L181 155L179 154V155H180V156H179L180 158H175V156H176V157L178 156L177 152H178ZM226 150H225L224 153L222 152L223 154H220L221 152H220V153H217V151H216V153H217L216 155H213V154L211 153L212 155H211L209 158L211 159V157H213V159H211V162L209 161V163H212V164H208L207 162H206V163L209 165V167H210V165H212L211 167H213L214 169H212L211 167H210V168H207V167L205 166L206 169H209V170H208L209 173L206 172L205 168H200V167H199L200 164H199V166H198L199 168H198L197 166H194V165H196V164H193V166H194L193 168H194V169H197L196 171L192 168V165H191V168L189 167L191 170H190L189 168H187L188 170H187V169H186V170H187L188 172L190 171V173H191V171H192V173H193V170H194V171H195V174H194L195 176H194V177H195V179H198V180H199V181H198V180H195V182H196L195 184H196V185H195V184H192V183H194V180H193L194 177H192L193 174L191 173L192 175H190V177H189V176L186 177V178H189V180H190L191 177H192V179H191L192 182H191V180H190V181L188 180L189 183H188V185H187V188H189V184H192V185H190V187H192V186L194 187V185L197 186V183H198V184H199V183H202V181H203V179H205V177L207 178L206 180H208V178H209L208 175L210 174V172H211V174H210L209 176H212V174L215 173V170H216L217 173H219L217 168H221V167L223 166V164H225V166H223L224 168H223V167L221 168L222 170H223V169H226L225 167H226V165H228V164H229V166L231 167V166L233 165L232 163H235V162L238 163V161H236L235 159H237V158L239 157L238 155H240V153H238V155L233 153L235 156L237 155V157L235 158V156H234L232 153H231L232 155H230V150H229V148H228L229 152H226ZM236 150H237V151H236ZM257 150H258V149H256V151H257ZM10 151H12V152H10ZM72 151H74V150H72ZM104 151H105V150H104ZM120 151H122V152L120 153ZM169 151H171V152L168 153ZM180 151H179V152H180ZM233 151H232V152H233ZM235 151H236V152H235ZM245 151H247V152H245ZM7 152H8V153H9V152H10V153H13V152H14V154H12V155L10 154V155H11V156L15 155V157H14V156H13V157H14L16 160L18 159L17 161L20 162V163H18V162L16 161V162L18 163V164L16 163V164H17L16 167H18V170H17L16 168H15L16 170L13 168L15 171L13 170V173H14V174L12 173V175H11V172H10V167H11V168H12V166L14 167L15 164H14V162H13V157H9L10 155H9ZM60 152L62 153V152H65V151H60ZM173 152H172V153H173ZM179 152H178V153H179ZM187 152H188V154H187ZM243 152H245V153L242 154ZM261 152H262V151H261ZM263 152H264V150H263ZM263 152H262V154H263ZM55 153H56V154H55ZM61 153H60L59 155L63 156V154H61ZM68 153H66V154H67L66 157L69 156ZM76 153H77V152H76ZM76 153H74V154H76ZM78 153H80V152L78 151ZM78 153H77V154H78ZM106 153H107V152H106ZM117 153H119V154H117ZM181 153H182V152H181ZM225 153H227L228 156L230 155V157L232 156L231 159H234V161H233L232 163H231V162L229 163V160H231L230 157L227 159L226 157L223 156V155H225ZM246 153H247V154H246ZM248 153H249V154H248ZM71 154H72V152H71ZM71 154H70V156H71ZM74 154H73V155H74ZM80 154L82 155V153H80ZM85 154H83V156H84ZM184 154H185V155H184ZM208 154H209V155H208ZM214 154H215V153H214ZM245 154H246V155H245ZM251 154H252V153H251ZM251 154H250V155H251ZM59 155H57V156H59ZM64 155H65V154H64ZM81 155H79V156L82 157ZM87 155H86V156H87ZM108 155H112V156H108ZM250 155H249V156H250ZM254 155H255V154H254ZM254 155H253V158H254L255 156H258V158L256 157V160L253 159L254 161H253V162H250V163H251L252 165L255 164V166L253 167V166L250 164V165H251L250 168H249V167H246V168H244V169L249 168L250 171H251V174H253V173H252V170H257V171H256V174L259 175V174L257 173V172H259V171L264 173V167H263V165H264V155L261 156V157H260L261 153H260V155H259V154H258V155L256 154L255 156H254ZM226 156H227V155H226ZM242 156H241V157H242ZM251 156H252V155H251ZM52 157H51V158H52ZM55 157H56V156H55ZM66 157H65L64 159H66ZM71 157H73V158L76 157V158H75V161H76V159H77L78 161H79V159H80V157H79V159L77 158V155H76V156L74 155V156H71ZM170 157H171L173 160H172ZM262 157H263V158H262ZM10 158L12 159V161H11ZM48 158H47V160H48ZM60 158H61V157L59 156L58 159H60ZM82 158H83V157H82ZM82 158H81V159H82ZM86 158H87V157H86ZM166 158H168V162L170 161V159L172 160V161H170V162H172V163H171L172 166L169 165L170 162L168 163ZM174 158H175V159H174ZM199 158H200L201 160H198ZM206 158H208V157H206ZM246 158H245V159H246ZM15 159H14V160H15ZM54 159H55V158H54ZM54 159L52 158V159H49V160H52L53 162H54V161H57V160H54ZM56 159H57V158H56ZM64 159H62V160H64ZM69 159H70V158H69ZM84 159H85V157H84ZM96 159H98V160H96ZM165 159H166V160H165ZM238 159H239V158H238ZM238 159H237V160H238ZM241 159H242V158H241ZM248 159H251V160H252V158H248ZM248 159H247V160H248ZM44 160H46V159H44ZM47 160H46V166H45V167H46V169L51 170V168L56 164V162H54L55 164H52L53 166L50 164V165L52 166V167H50V165H49V162H50V161L48 160V161H49V162H48ZM60 160H61V159H60ZM60 160H59V161H60ZM205 160L207 161V159H205ZM227 160H228V161H227ZM247 160H245V161H247ZM59 161H57V162H59ZM73 161H74V160H73ZM83 161H84V160H83ZM96 161H98L99 163H97ZM100 161H102V162H100ZM165 161H166V162H165ZM231 161H232V160H231ZM241 161H242V163H243V159H242ZM42 162H43V161H42ZM47 162H48L49 168H47ZM53 162H52V163H53ZM60 162H62V161H60ZM60 162H59V164H56V165H58V168H57V169L62 168V167L64 166L63 163L67 162V159H66L65 162L63 161V163H60ZM76 162H77V161H76ZM79 162L81 163L82 161H79ZM227 162H228V163H227ZM71 163H73V162H72V158H71ZM71 163H70V164H71ZM164 163L167 164L166 166L169 165V166H168L167 168H165V169H166V170H169V169H170V170H169L170 173H172L173 168L176 170V168L179 167V168H178L179 170L177 169V170H178L177 173H175V174L172 173L174 176H172V175L170 174V175L174 178V180H172L173 178L170 177L169 172H167L168 175H169V176H167V178H168V177H169V178H168V179L166 178V175H167V174H165V173H166V170L164 169V166H165ZM196 163H197V162H196ZM198 163H200V162H198ZM204 163H205V161L203 162V164H202V162H201V167H204V166H202V165H207L206 163H205V164H204ZM226 163H227V164H226ZM239 163H240V162H239ZM1 164H2V163H1ZM60 164H63V166L60 167ZM67 164H69V160H68ZM70 164H69V165H70ZM74 164H75V162H74ZM76 164H77V163H76ZM244 164H247V163H244ZM244 164H241V165H244ZM248 164H249V163H248ZM11 165H12V166H11ZM43 165H45V162H44V164H42V163L40 164V166H43ZM82 165H83V164H82ZM86 165H87V164H86ZM163 165H164V166H163ZM208 165H207V166H208ZM250 165H248V166H250ZM74 166H75V165H74ZM162 166H163V169H164L163 171H165V173H164L165 175L161 174L162 171H160V169L162 170V168H161ZM166 166H165V167H166ZM170 166H171V167H170ZM214 166H215V167L217 166V168H215ZM219 166H221V167H219ZM229 166H228V167H229ZM239 166H240V165H239ZM260 166H261L260 169H262V167H263V170H262V171L259 169ZM4 167H2V165H0V172H1L0 175H2V172L5 171V170H4V169H5ZM43 167H44V166H43ZM43 167H42V168H43ZM45 167H44V170H45V172H47L48 170H46ZM66 167H67V165H66V163H65V167H63V169H66ZM69 167H70V169H72L71 166H69ZM75 167H76V166H75ZM175 167H176V168H175ZM195 167H197V168H195ZM232 167H233V166H232ZM240 167H241V166H240ZM244 167H245V165H244ZM255 167H256L257 169H254ZM3 168H4V169H3ZM20 168H21V167H20ZM36 168H37V169H36ZM53 168H54V167H53ZM82 168H83V167H82ZM168 168H169V169H168ZM184 168H185V169H184ZM234 168H236V167H234ZM234 168H232V169H234ZM237 168H238V169H236V170H239V167H238V166H237ZM242 168H243V167H242ZM252 168H253V169H252ZM67 169H68V167H67ZM67 169H66V170H67ZM70 169H68V170H70ZM73 169H74V168H73ZM76 169H77V168H76ZM84 169H85V168H84ZM84 169H83V171H84ZM88 169H86V170H88ZM92 169H93V170H92ZM151 169H154V170H155V174H156V171H157V170L160 172L159 175L162 176V178H161L160 180H162L163 178H165V181H166V182H167V181L169 182V183H167V184H169L170 189L165 187L166 190H164V187H163L162 190H163L164 192H163V191L161 192V190L156 186L157 183H155V186H156V187L154 186L155 188H154V187L152 188V186L154 185V183L151 184V182H152V181L156 182V181L158 180V177H159V175H158L159 172L155 175V174H153V173H154L153 170H152L153 172L151 171V174H152V175H155L156 178H155V177H152V178H154L153 180H152V178H150V180H152V181H150V183H147V182H149V180H148L147 182L145 181L144 178L146 177L147 173L149 174L148 176H150L149 170H151ZM156 169H157V170H156ZM200 169H201V170H200ZM232 169H231V170H232ZM249 169L246 170L247 172H242L243 174H239L240 172L237 173V174H238V177H240V176L242 175V176L240 177V179L237 177V174L235 175V179H234V178H233V180H232V178H231V180H230V178L228 179L229 181H234V180H236V181L232 182L233 184L235 183L236 186L232 184L231 189H232V187L234 186V187H236V188L239 190V187H238V186H240L241 184L244 185V183H245L244 186H246V188L250 186V187H249L250 190L248 189L250 195L252 196V197H251L250 195H248L250 198H248V196L246 195V192H243V190L241 189V188L244 187V186H242V185H241L242 187H240L241 190H239V191H241L240 193H239V191H237L236 188H234V187H233V190H232V191H234V192L237 191V193L240 194V195H237V196H238V199H234L235 201L238 200L237 203H238L239 201H241V198L244 199V203L241 202V203H242V206H243V204H246V203H247L246 205L243 206V208L246 206L245 209L248 208V207L253 208V206H255V205H253V204H256L255 202H257V199H258V200L261 199L262 202H264V199H262V198H264V195H263L264 193L262 192V191H264V175H259V176H262V177H257L258 179H257V178H254V180H255V179H256V180H255V182H253V181H252L253 178L251 179V178H250L251 176H249V175H251V174L249 173ZM40 170H41V167H40ZM40 170H39L38 172H40ZM44 170L41 171V172L43 173V175H45ZM59 170H61V169H59ZM66 170H62V171H63L62 173H65ZM68 170H67V171H68ZM175 170H174V171H175ZM198 170H200V171H198ZM202 170H204V171L206 172V174L201 173ZM213 170H214V172H213ZM222 170H221V171H222ZM229 170H230V169H229ZM229 170H228V171H229ZM234 170H235V169H234ZM241 170H242V169H241ZM7 171H6V172H7ZM11 171H12V170H11ZM30 171H31V172H30ZM71 171H73V170H71ZM71 171H68V172H71ZM74 171H76V170L74 169ZM74 171H73V172H74ZM90 171H89V172H90ZM93 171H94V172H93ZM224 171H225V170H224ZM29 172H30V173H29ZM38 172H37V174H39ZM49 172H50V171H49ZM51 172H53V171L51 170ZM51 172H50V175H51V177H52V176L54 175V173H53V175H52ZM60 172H61V171H60ZM85 172L88 173L87 171H84V173H85ZM202 172H203V171H202ZM231 172H232V171H231ZM234 172H235V171H234ZM236 172H237V171H236ZM236 172H235V173H236ZM260 172H259V173H260ZM8 173H7V175H8ZM25 173H24V176H25ZM35 173H34V174H35ZM42 173H41V174H42ZM57 173H58V172H57ZM74 173H75V172H74ZM74 173H73V174L69 173V174H70V175H75V176H76L77 172H76L75 174H74ZM94 173H96V174H94ZM162 173H163V172H162ZM196 173H198V174H196ZM199 173L201 174V176L199 175ZM220 173H221V172H220ZM225 173H226V172H225ZM232 173H233V172H232ZM244 173L249 174V175H248L249 177L247 176V174H244ZM263 173H261V174H263ZM3 174H5V173L3 172ZM21 174H20V176H21ZM34 174H33V175H34ZM46 174H47V173H46ZM48 174H49V173H48ZM60 174H61V173H60ZM69 174H68V177H67L68 179L65 177V179H67L68 181L70 180V179H69ZM179 174H182V172L180 171ZM179 174H178V175H179ZM183 174H182V175H183ZM186 174L183 175V178H185L184 176H186ZM207 174H208V175H207ZM226 174H227V173H226ZM35 175H36V174H35ZM61 175H62V174H61ZM64 175H65V174H64ZM152 175H151V176H152ZM157 175H158V177H157ZM182 175H181V176H182ZM196 175H199L198 178H196V177H197ZM214 175H215V174H214ZM223 175H224V174H223ZM229 175H230V173H229ZM239 175H240V176H239ZM245 175H246L247 177H246ZM253 175H254V174H253ZM253 175H252V176H253ZM4 176L2 175V179H1V180H3V177H4ZM27 176H28V175H27ZM39 176H40V174H39ZM54 176H55V175H54ZM54 176H53V177H54ZM57 176H58V177L55 176V179H57V178L59 179V177H61V176H59V175H57ZM75 176H72V177L70 176V178H71V179H72V178H75L74 181H75V180L77 181L76 178H79V177H75ZM151 176H150V177H151ZM161 176H160V177H161ZM163 176H165V177H163ZM179 176H180V175H179ZM218 176H219V175H218ZM218 176H217V177H218ZM230 176H234V175L231 174ZM230 176H229V177H230ZM0 177H1V176H0ZM13 177H14V176H13ZM28 177H29V176H28ZM35 177H36V176H35ZM35 177H34V178H35ZM45 177H46V176H45ZM53 177H52V178H53ZM63 177H64V176H63ZM95 177L97 178V180H95V179H96ZM217 177H216V178H217ZM221 177H222V174H221ZM221 177H220V178H221ZM224 177H226V176H224ZM224 177H223V178H224ZM254 177H256V176H254ZM20 178L22 179V181H23V180L26 181V180H25L26 178H25V179H23V177H20ZM29 178H31V179H30L31 182H32V181H35V180H36V181L38 180V179H34V178H32V175H31ZM41 178H42V175H41ZM48 178H49V177H48ZM48 178H46V179L49 180ZM92 178H95V179H93V180H94L93 182H92ZM148 178H149V177H148ZM179 178H180V177H179ZM179 178H177V179H178V180H181V179H182V181H183V178H181V179H179ZM186 178H185V179H186ZM210 178H211V177H210ZM210 178H209V179H210ZM216 178H215V179H216ZM218 178H219V177H218ZM226 178H228V177H226ZM226 178H225V179H226ZM236 178H238L239 181L242 179V180H241L242 182L239 183L240 185H238V183H236V182H238ZM8 179H7V180H8ZM17 179H18V177H16V179H15V180H16V183H17ZM21 179H20V180H21ZM46 179H45V180H46ZM65 179H62V178H61L60 180H64V182H65ZM79 179H80V178H79ZM143 179H144V180H143ZM156 179H157V180H156ZM166 179H167V180H166ZM185 179H184V181H185ZM201 179H202V180H201ZM221 179H222V178H221ZM249 179H250V181L253 182V184L250 183ZM1 180H0V181H1ZM7 180H6V181H7ZM15 180H14V181H15ZM20 180H18V182H19ZM27 180H28V179H27ZM30 180L24 184V187H26L25 185L30 184L29 186H27V188H28V187H31V186L34 184V182H33V184L31 185ZM50 180H51V179H50ZM67 180H66V182H67ZM142 180L145 181L147 184H151V187L148 185L147 188H146V183L142 182V183H144L143 186L145 185V189H146V191H147V192H145L144 187H143V190H144L145 193L142 192L143 190H141V189H142V185H141V186H140V185H139V186L136 185V184H138L139 182H141ZM160 180H158V184H157L158 186H162V184H161V185H159V184L162 183V182L164 181V180H163V181H160ZM186 180H187V179H186ZM223 180H224V179H223ZM228 180H227V181H228ZM247 180H248V183H250V185H249L248 183H246ZM4 181H5V178H4ZM6 181H5V182H6ZM43 181H44V180H43ZM51 181H52V180H51ZM165 181H164V183H165ZM197 181H198V182H197ZM211 181H213V180H211ZM211 181H210V183H211ZM215 181H216V180H215ZM215 181H213V182H215ZM220 181H221V180H220ZM224 181H226V180H224ZM229 181H228L227 183H229ZM5 182H4V183H5ZM9 182H10V181H9ZM11 182H12V181H11ZM20 182H21V181H20ZM20 182H19V183H20ZM38 182H40V181L38 180ZM38 182H36L35 184L37 185ZM41 182H42V181H41ZM41 182L38 183V185L41 184ZM45 182H46V181H45ZM56 182H57L58 184H59V182H60V184H61L62 181H59V182H58V180H56ZM71 182H73V181H71ZM159 182H160V183H159ZM176 182H179V181H176ZM176 182H174V183H176ZM204 182H205V181H204ZM213 182H212V184L210 185L211 188H212V187L214 188L215 185L217 184V183H216V184L214 185ZM216 182H217V181H216ZM0 183H1V182H0ZM2 183H3V181H2ZM4 183H3V184H4ZM7 183H8V181H7ZM13 183H14V182H13ZM13 183H12V185H13ZM27 183H28V184H27ZM67 183H68V182H67ZM75 183H76V182H74V185H77V184H75ZM164 183H163V186H166V185H164ZM174 183H173V184H174ZM179 183L182 184L183 182L181 183V181H180ZM184 183H185V182H184ZM184 183H183V184H184ZM186 183H187V181H186ZM186 183H185V184H186ZM206 183H207V182H206ZM206 183H203V184L205 185ZM210 183H208V184H210ZM227 183H226V186L228 185ZM8 184H9V183H8ZM17 184H18V183H17ZM35 184H34V185H35ZM42 184H44V183H42ZM42 184H41V185H42ZM46 184H48V183H46ZM55 184H56V183H55ZM58 184H57V185H58ZM65 184H66V183H65ZM65 184H62V185H65ZM70 184H73V183H70ZM94 184H95V183H94ZM165 184H166V183H165ZM230 184H231V183H230ZM246 184H247V185H246ZM15 185H16V184H15ZM41 185H40V186H41ZM57 185H54V178H53V185H51V183H50V185L48 184L49 188H50V186H51V187H52V186H56V187H57ZM66 185H67V184H66ZM68 185H69V184H68ZM74 185H73V186H74ZM97 185H98V184H97ZM133 185H135V187L137 186V188L140 187L141 189H140V188H139V189L141 190L142 193L140 192V190L135 191V190H137V189H135V190H134L135 193H134V195H132V194H133V193H132L133 190H131V189H134V188L132 187ZM212 185H214V186H212ZM222 185H223V184H221V186H222ZM224 185H225V183H224ZM248 185H249V186H248ZM6 186L9 188V185H7V184H6L5 186L3 185V187H6ZM45 186H46V185H45ZM48 186H47V187H48ZM58 186H59V185H58ZM71 186H72V185H71ZM71 186H70V187H71ZM73 186H72V188H73ZM79 186H80V185H79ZM91 186H92V187H91ZM98 186H99V185H98ZM169 186H167V187H169ZM171 186H173V187H171ZM176 186H177V187H176ZM178 186H179L180 190L176 191V189L178 188ZM182 186H183V187H182ZM199 186L202 187V185H199ZM207 186H208V185L206 184L205 187H207ZM14 187H15V188L10 187V189L12 188V189L14 190L12 194L16 193V189H18L19 192H21V191H20V188H22V184H21V187H20V184H19V187H17V188H16V186H14ZM24 187H23V188H24ZM33 187H34V186H33ZM42 187H44V186H42ZM42 187H39V188H38V186H37L36 188H38V189H36V190L39 191V189L42 188ZM61 187L64 188L63 186H61ZM101 187H102V186H101ZM131 187H132V188H131ZM193 187H192V188H193ZM205 187H204V188H205ZM1 188H2V187H1ZM1 188H0V191H2ZM31 188H32V187H31ZM31 188H30V190H32V192H33V188H32V189H31ZM45 188H46V187H45ZM45 188H44V189H45ZM66 188H67V187H66ZM77 188H78V187H77ZM79 188H78V190H79ZM97 188H99V187H97ZM130 188H131V189H130ZM179 188H178V189H179ZM185 188H184V189H185ZM194 188H195V187H194ZM194 188H193V189H194ZM202 188H203V187H202ZM202 188H201V190H202ZM209 188H210V187H209ZM209 188H207L208 191H210V192L213 191V190H209ZM213 188H212V189H213ZM244 188H245V187H244ZM244 188H243V189H244ZM246 188H245V189H246ZM25 189H26V188H25ZM34 189H35V188H34ZM52 189H53V188H51V190H52ZM54 189H55V187H54ZM121 189H122V190H121ZM174 189H175V190H174ZM189 189H190V188H189ZM197 189H198V188H197ZM199 189H200V188H199ZM223 189H224V188H223ZM231 189H229L230 191H228V189H227V191H228V192H226V195H227V196H225V197H226L225 199H228L229 201H230V198H235V197H237V196L235 195V194H237V193L234 194V192H233V194H232ZM245 189H244V190H245ZM3 190H4V189H3ZM7 190L9 191V194H8ZM7 190H6L5 193H7L8 195H4V199H2V201H4L5 198H6V200H7V197H6V196L9 197V195L11 194V193H10V190H9V189H7ZM23 190H24V189H23ZM23 190H22V192H23ZM36 190H34V192H33V194L35 193L34 195H37V193H40V192H44L43 189H40L41 191H39V192H37ZM42 190H43V191H42ZM59 190H60V189L58 188V191H59ZM68 190H69V188H68ZM71 190H72V189H71ZM80 190H83V189H80ZM93 190H92V191H93ZM124 190L126 191V193H129V194H124L125 192H124V193L122 192V191H124ZM128 190H129V191H128ZM173 190H174V191H173ZM186 190H188V189H186ZM186 190H185V191H186ZM194 190H195V189H194ZM204 190H205V189H204ZM214 190H215V189H214ZM246 190H247V189H246ZM248 190H247V194H248ZM4 191H5V190H4ZM24 191H25V190H24ZM26 191H27V189H26ZM26 191H25L24 194H23V195H25V196H27V194H25ZM46 191H47V188H46L45 192H46ZM49 191H50V190H49ZM49 191H48L47 193H49V195H50V192H51V191H50V192H49ZM54 191H55V190H54ZM54 191H53V192H54ZM58 191H57V193H58ZM65 191H66V190H65ZM65 191H63V192H65ZM83 191H84V190H83ZM127 191H128V192H127ZM134 191H133V192H134ZM181 191H183V190H181ZM196 191H198V190H196ZM196 191H193V190H192V191L189 192L188 194H190V196H191V195L193 196V193H192V192H196ZM28 192H29V190H28ZM30 192H31V191H30ZM59 192H60V191H59ZM76 192H77V191H76ZM79 192H77V193H79ZM136 192H137V194H136ZM139 192H140V193H139ZM183 192H184V191H183ZM183 192H182V193H183ZM198 192H199V191H198ZM205 192H206V191H205ZM229 192H231L230 195H232V197L230 196V198H229V194H228ZM242 192H243V193H242ZM260 192L263 193V194L261 195ZM5 193L2 191V192H1V195L3 196V194H5ZM17 193H18V192H17ZM61 193H62V190H61ZM80 193H79V194H80ZM131 193H132V194H131ZM162 193H163V194H162ZM171 193H170V194H171ZM180 193H181V192H180ZM191 193H192V194H191ZM196 193H197V192H196ZM211 193H212V192H211ZM215 193L217 194L218 192H216V190H215ZM224 193H225V191H224ZM224 193H223V194H224ZM244 193H245V195H246L247 197H246V196H244V197L241 196L242 194L244 195ZM20 194H21V195H18V194H17L18 197H19V196H23L22 193H20ZM31 194H32V193H31ZM45 194H46V193H45ZM58 194H60V193H58ZM64 194H65V193H64ZM130 194H131V195H130ZM148 194H149V195H148ZM150 194L152 195L151 197H150ZM166 194H167V192L164 194V196H166ZM170 194H169V195H170ZM183 194H184V193H183ZM183 194H182V196H186V195H185L186 193H185L184 195H183ZM208 194H209V193H208ZM216 194H214V192H213V198H212V196H209V199H210V201H212V203L209 201V199H208V201H207V203H208V202H209V204L211 203V205H212L214 208L216 207V208H215L216 210H214V211H216L217 213L213 211V212H214V215H216V214L218 215V213L221 214V211L218 210L220 207H221V209H222V211H223V209L226 208V207H227V209H228V207L231 206L230 204H233V203L235 204V203H236V202H234V201H233V203H232V202L230 203L228 200H227V201L224 200V199H223V196H224V195L220 194V195H219V198H220V199L218 198L219 203H220L222 200L224 201V203H225V201L228 202V203L223 204V203L221 202V203L219 204V203L217 202V204L214 206V203H216V201H217V199L214 198V196L217 197ZM258 194L261 195V196L258 197V196H257ZM1 195H0V196H1ZM14 195H15V194H14ZM14 195H13V197H12V195H10L11 199L14 198ZM29 195H30V193H29ZM29 195H28V196H29ZM42 195H43V194H42ZM42 195H40V196H42ZM49 195L46 194L45 198H46L47 196H48L47 198H49ZM60 195H61V194H60ZM147 195L149 196V200H148V198H147V197H148ZM160 195H161V196H160ZM171 195H172V194H171ZM173 195H175V193H174ZM173 195H172V196H173ZM176 195L178 196V194H176ZM176 195H175V196H176ZM28 196H27L26 198H25L24 196L21 197V198H19V199H20L19 202H21L22 198H23V200H24V199H27V198L29 199L30 197H32V198H35V197H36V196H35V197H34V196H30V197H28ZM37 196H38V195H37ZM52 196H53V193L51 194L50 199H48V200H51V197H52ZM54 196H56V195L54 194ZM54 196H53V197H54ZM57 196H58V195H57ZM157 196H158V198H157ZM159 196H160V197H159ZM164 196H163V197H164ZM172 196H170V197H172ZM177 196H176V197H177ZM180 196H181V195H180ZM233 196H234V197H233ZM239 196H240L241 198H240ZM253 196H254V197H253ZM255 196H256V199H255ZM262 196H263V197H262ZM38 197H39V196H38ZM53 197H52V198H53ZM60 197H61V196H59L57 199H59ZM145 197H146V198H145ZM163 197H162V198H163ZM173 197H174V196H173ZM202 197H203V196H202ZM221 197H222V198H221ZM245 197L247 198V200H246L247 202L245 201V199H246ZM260 197H262V198H260ZM2 198H3V197H2ZM15 198H17V196H16ZM32 198H31V199H32ZM45 198H44V200H45ZM55 198H56V197H54L53 199L55 200ZM179 198H180V197H179ZM182 198H184V197H182ZM195 198H196V197H195ZM211 198H212L213 200H214V199H216V200L213 202V200H212ZM239 198H240V199H239ZM251 198H253L255 202H254ZM8 199H10V198H8ZM11 199H10V200H11ZM17 199H18V198H17ZM53 199H52V201H53ZM57 199H56V200H57ZM146 199H147V200H146ZM164 199H165V198H164ZM167 199H168V198H167ZM174 199H175V197H174ZM174 199H173V200H174ZM177 199H178V198H177ZM177 199H176V200H177ZM180 199H181V198H180ZM193 199H194V198H193ZM196 199H197V198H196ZM221 199H222V200H221ZM243 199H242V201H243ZM250 199L252 200V204L249 206L248 204H250L251 202L248 203V200H250ZM10 200H9V201H10ZM15 200H16V199H15ZM15 200L13 199L14 202L17 201V200L15 201ZM29 200H30V199H29ZM33 200H34V199H33ZM33 200H30V202L33 201ZM41 200H42V199H41ZM44 200H43V201H44ZM56 200H55V201H56ZM152 200H153V199H151L150 201H152ZM155 200H154V201H155ZM160 200H161V199H160ZM160 200H159V201H160ZM173 200H172V203H173ZM181 200L183 201V200H185V199H181ZM181 200H180V201H181ZM190 200H191V199H190ZM200 200H201V202H202L201 204H203V206H204L205 204L203 203L202 199H200ZM0 201H1V200H0ZM2 201H1V203H2ZM7 201H8V200H7ZM36 201H37V199H36ZM39 201H40V200H39ZM39 201H38V202H39ZM57 201H59V200H57ZM63 201H64V199H63ZM150 201H149V202H150ZM161 201H162V200H161ZM167 201L170 202L169 200H167ZM178 201H179V199H178ZM185 201H187V200H185ZM185 201H184V203H187V202H188V201H187V202H185ZM197 201H198V200H197ZM197 201H196V203H197ZM231 201H232V199H231ZM11 202H12V201H11ZM11 202H10V203H11ZM19 202H18V203H19ZM61 202H62V201H61ZM64 202H65V201H64ZM140 202H142V203H140ZM145 202H144V203H145ZM147 202H146V203H147ZM157 202H158V201H157ZM162 202H163V201H162ZM165 202H166V201H165ZM204 202H205V201H204ZM262 202L260 203L261 205L259 204L260 206L257 204L258 207L261 208V209H263V207H261L262 204H263ZM12 203H13V202H12ZM18 203H17V204H18ZM33 203H34V202H33ZM42 203L40 204V202H39L40 205H43ZM159 203H160V202H159ZM207 203H206V204H207ZM237 203H236V204H237ZM239 203H240V202H239ZM239 203H238V205H239ZM258 203H259V202H258ZM13 204H15V203H13ZM17 204L15 205V208H16ZM36 204H37V203H35V207L37 206ZM56 204H58V205H56ZM151 204H153V203H151ZM154 204H155V203H154ZM156 204H157V203H156ZM156 204H155V206H156ZM163 204H164V203H163ZM168 204H169V203H168ZM174 204H175V203H174ZM179 204H180V203H178L177 205H179ZM193 204H194V203H193ZM221 204H223L224 206L221 205ZM226 204H229V205L226 206ZM234 204H233V205H234ZM2 205H3V204H2ZM20 205H21V204H20ZM33 205H34V204H33ZM44 205H43V206H44ZM138 205H139V206H138ZM172 205H173V204H172ZM181 205H182V203H181ZM195 205L197 206V204H195ZM217 205H220V207H219L218 209H217V207H218ZM233 205H232V206H233ZM247 205H248V207H247ZM13 206H14V205H13ZM23 206H24V205L22 204L21 207H23ZM142 206H143V205H142ZM148 206H149V205H148ZM148 206H145V205H144V207H148ZM152 206H153V205H152ZM152 206H151V207H152ZM160 206H162V205H160ZM163 206H164V205H163ZM175 206H176V204L174 205V207H175ZM185 206H186V205H185ZM203 206H202V207H203ZM212 206L209 205V207H212ZM225 206H226V207H225ZM232 206H231V207H232ZM235 206L237 207V205H235ZM235 206L232 207L233 210L235 209ZM263 206H264V205H263ZM21 207H20V208H21ZM24 207H25V206H24ZM35 207H34V208H35ZM38 207H39V206H38ZM166 207H167V205H166ZM170 207H171V205H170ZM174 207H173V208H174ZM182 207H183V206H182ZM189 207H190V205H189ZM189 207H188V208H189ZM204 207H206L207 209H209V210H208L209 213L206 211V210H207L206 208H202V209H201V208H199V206H197V209H198V210L201 209V211L203 210V215H204V213H205V211H206V215H207V216H206V215H204V216H206V217L208 218V215H209L210 213L213 214L212 210L210 211V209H212V208H208L207 206H204ZM222 207H223V208H222ZM239 207H240V206H239ZM239 207H237V208H239ZM256 207H257V206H256ZM256 207H254V208H256ZM258 207H257V208H258ZM173 208H172V209H173ZM180 208H181V207H179V211H177L178 207H177V209L175 208L176 210L174 209V211H175V212H176V211H177V212H180ZM188 208H186V209H188ZM214 208H213V209H214ZM241 208H242V207H241ZM241 208H240V209H241ZM243 208H242V209H243ZM250 208H249V209H250ZM12 209H13V208H12ZM12 209H11V210H12ZM21 209H23V211H24V208H21ZM21 209H20V211H22ZM152 209H153V208H152ZM165 209H166V208H165ZM181 209H182V208H181ZM184 209H185V208H184ZM184 209H183V210H184ZM197 209H196V211H197V214L199 215V213H200L201 211L199 212ZM204 209H206V210L204 211ZM227 209L225 210V213H227L226 215H228L229 212H231V216H232V214H234V215H233L232 217H231L230 215H228V216H229V217L227 216L228 218H227L226 216L224 217V215H221V216L223 217L224 220H225V219H228V221L225 220L226 224H225V223H222V224H220V226H219L218 223H219L222 219H221V218H220L221 220L218 219V220H219V221L217 220L218 223L215 222V224H216V226H218L219 229H222V228H220V227H222V225H224V224H225L226 226L228 225V223L231 225L230 222L233 221V220L236 218V217L233 218L234 216H237L238 214H239L240 216L242 215V214H241V213H242L241 210H240L241 212H239V213H237V212H238L237 210H236V211L234 210V212H236V214H235L234 212L232 213V211H229V210H232V209H230V208H229L228 210H227ZM245 209H244L243 211H245L246 213L244 212L243 215H242V217L244 216V214H245L246 216L248 215V218H247L246 216H244V217L246 218V220H247V219H250L249 222H252V220H251L252 218H251V217L254 216V211H257L258 209H257V210L254 209V211H252L253 209H251V211H252V213H253L252 216H250V215L248 214L249 212H247V211H249V209H247V210H245ZM261 209H260V210H261ZM159 210H160V209H159ZM161 210H163V208H161ZM189 210H190V208H189ZM12 211H14V210H12ZM15 211H16V212H13V214L15 213V215H17L16 213H18V215L20 216L19 210L16 209ZM36 211H37V212H36ZM154 211H155V210H154ZM157 211H158V208H157ZM164 211H166V210H164ZM181 211H182V210H181ZM191 211H194V207H193V210H191ZM218 211H219V212H218ZM227 211H228V212H227ZM251 211H250V212H251ZM258 211H259V210H258ZM258 211H257V212H258ZM35 212H36V213H35ZM168 212H170V211H168ZM172 212H173V211H172ZM172 212H171V213H172ZM260 212H262V211H259V213H260ZM4 213H5V212H4ZM10 213H12V212L10 211ZM23 213H24V212H23ZM25 213H26V211H25ZM25 213H24V214H25ZM149 213H150V212H149ZM153 213H155V212H153ZM166 213H167V212H166ZM171 213H170V214H171ZM180 213H181V212H180ZM183 213H184V211H183ZM185 213H186V212H185ZM185 213H184V215H185ZM188 213H190L189 215L186 213V214L188 215V217H190V215H192V214H194L197 218H200V216H201V215H200V216H197V215L195 214V211H194V213H193V212H190V211H189ZM191 213H192V214H191ZM215 213H216V214H215ZM223 213H224V211H223ZM223 213H222V214H223ZM259 213H258V214H259ZM6 214H7V213H6ZM128 214H127V215H128ZM158 214H159V213H158ZM200 214H202V212H201ZM258 214L256 215V212H255V216L259 217ZM263 214H264V212H263ZM263 214H262V215H263ZM3 215H4V214H2V218H5V217H3ZM177 215H179V214H177ZM184 215H182V216L184 217ZM187 215H186V216H187ZM194 215H192V216L194 217ZM203 215H202V217H204ZM210 215H211V214H210ZM259 215H260V214H259ZM4 216H5V215H4ZM21 216H22V214H21ZM168 216L171 218L170 215H168ZM173 216H175V215H173V213H172V218H174ZM186 216H185V217H186ZM218 216H219V215H218ZM221 216H220V217H221ZM240 216H238V217L236 218V219H237V220H236V223H238V221H239L238 219L240 218ZM255 216H254V217H255ZM183 217H182V219H183ZM185 217H184V220H183L182 222H184V221L188 218V217H187V218L185 219ZM196 217H194V218H196ZM202 217H201V218H202ZM209 217H210V216H209ZM214 217L218 218L217 216H214ZM230 217L233 218V219L230 220V219H229ZM242 217H241V220H240L239 222H242ZM254 217H253V218H254ZM257 217H255V218H256V219L261 218V217H259V218H257ZM263 217H264V215H263ZM263 217H262V220H259V221H263ZM0 218H1V217H0ZM9 218H11V217L9 216ZM9 218H8V216H7L5 219L9 221ZM123 218H124V217H123ZM170 218H169V219H170ZM179 218H180V216H179ZM179 218H178V219H179ZM201 218H200V222H202V219H203V218H202V219H201ZM211 218H213V215L211 216ZM216 218H215V219H216ZM5 219H4V221H5ZM178 219H177V216H176V219H175V220H178ZM180 219H181V218H180ZM180 219H179L178 221H180ZM213 219H214V218H213ZM256 219H255V220H256ZM2 220H3V219H2ZM189 220H191V219H189ZM189 220L187 219V221H189ZM192 220H193V219H192ZM192 220H191V221H192ZM197 220H199V219H197ZM197 220H196V221H197ZM204 220H206V219H204ZM210 220H211V219H210ZM224 220H223V222H224ZM229 220H230V222H229ZM246 220H244V218H243V221H245V223L247 224ZM0 221H1V220H0ZM163 221H165V222L163 223ZM173 221H174V220H172V222H173ZM196 221H195V219H194L193 222L195 223ZM206 221H207V220H206ZM211 221H212V220H211ZM257 221H258V220H257ZM259 221H258V223H260ZM115 222H114V223H115ZM168 222H169V221H168ZM168 222H166V223H168ZM174 222H175V221H174ZM180 222H181V221H180ZM182 222L180 223L181 225L184 224V223L182 224ZM197 222H198V221H197ZM203 222H205V221H203ZM208 222H210V221H208ZM208 222H207V223H208ZM212 222H213V221H212ZM212 222H211V223H212ZM221 222H222V221H221ZM227 222H228V223H227ZM233 222L235 223V220H234ZM108 223H109V225H108ZM112 223H111V225L114 224V223H113V224H112ZM162 223H163V224H162ZM188 223H189V222H188ZM188 223H187V224H188ZM194 223L192 224V226L195 225V224L198 225L199 222H198V223H195V224H194ZM205 223H206V222H205ZM263 223H264V221H263ZM168 224H170V225H168L169 227L172 226V225H171V224H172V223H171V220H170V222H169ZM180 224H178V225L181 226ZM203 224H204V223H203ZM203 224H200V225H202V226L204 227L205 224H204V225H203ZM215 224H214V225H215ZM240 224H241V223H240ZM240 224H239V225H240ZM242 224L245 226L244 222H243ZM249 224H250V223H249ZM105 225H107V226H105ZM115 225H116V223H115ZM115 225H114V226H115ZM165 225H166V224H165ZM175 225H176V227H177V223H176V224H173V226H175ZM200 225H199V226H200ZM230 225H228V226H229L228 228H230ZM233 225H234L235 227H238V226H239V225H237V224H233ZM236 225H237V226H236ZM256 225H257V224H256ZM261 225H262V230H263V231H260V233H259V232H258L259 230L257 229V230H258L257 232H258L259 234H261L260 237L263 238V237H264V229H263L264 224H261ZM168 226H166V227H168ZM173 226H172L170 229L168 228V230L172 231ZM183 226H186V221H185V225H183ZM188 226H189V225H188ZM205 226H206V225H205ZM211 226H212V224H211ZM211 226H210V223H209V227H210V228H211ZM226 226H224V227H226ZM231 226H232V225H231ZM234 226H233V227H234ZM251 226H252V225H251ZM254 226H255V224H254ZM257 226H259V225H257ZM197 227H198V226H197ZM206 227H207V226H206ZM214 227H215V226H214ZM233 227H232V228H233ZM235 227H234V228H235ZM245 227H246V226H245ZM245 227H242V228H241V225L239 226V228L241 229V231H242L243 229H245ZM115 228H117V227H115ZM184 228H185V227H184ZM186 228H187V227H186ZM193 228H196V226H194ZM207 228H208V227H207ZM210 228L208 229L209 231H210ZM234 228H233V229H234ZM239 228H236V229H239ZM248 228H249V226H248ZM254 228L256 229V227H254ZM113 229H114V228H113ZM163 229H165V228H163ZM173 229H174V228H173ZM177 229H178V228H177ZM177 229H176V228L174 229L175 235H176V232L179 231V229H178V230H177ZM190 229H191V228H190ZM201 229H202V228H201ZM216 229H217V228H216ZM216 229H213V230H214L213 233L215 232ZM250 229H253V228H250ZM250 229H249V231H247V229H245V230H246L247 233H248V232L252 231V230H250ZM115 230H116V229H115ZM117 230H118V228H117ZM166 230H167V228H166ZM166 230H165V233H166ZM168 230H167V231H168ZM176 230H177V231H176ZM180 230H182L181 227H180ZM183 230H184V229H183ZM194 230H195V232H197L196 229H193V231H194ZM203 230H205V232H206V228H205V229H202V231H203ZM208 230H207V231H208ZM224 230H225V229H224ZM226 230H227V228H226ZM226 230H225V232L228 231V230H227V231H226ZM15 231H16V233H15ZM99 231H102V230H99ZM99 231H98V232H99ZM141 231H142V232H141ZM159 231H160V232L162 231V232L160 233ZM170 231H169V232H170ZM188 231H189V230H188ZM191 231H192V230H190V232H191ZM193 231H192V232H193ZM216 231H217V230H216ZM222 231H223V229H222ZM230 231H231V229H229L228 233L231 234L233 230H232L231 232H230ZM234 231H237L238 233L240 232V231H238V230H234ZM246 231H243V232H246ZM253 231H254V230H253ZM17 232H19V233H21V234L18 233V234H19V235H18ZM98 232H97V233H98ZM139 232H141V234L138 235L137 233H139ZM150 232H151V233H150ZM169 232H167V233H169ZM174 232H172V233H174ZM200 232H201V231H200ZM200 232H199V233H200ZM203 232H204V231H203ZM203 232H202V233H203ZM205 232H204V233H205ZM220 232H221V230H220ZM225 232H224V233H225ZM237 232H235V233H237ZM243 232H242V234H243ZM255 232H256V231H255ZM261 232L263 233V236H262V233H261ZM14 233H15L16 235H15ZM93 233H94V234H93ZM157 233H158V234H157ZM167 233L165 234L166 236H167ZM172 233H169V235H170L171 237H173L172 235H174V234H172ZM178 233L180 234V233H182V232L179 231ZM178 233H177V234H178ZM187 233H188V232H187ZM204 233H203V234H204ZM217 233H218V232H217ZM240 233H241V232H240ZM247 233H245V234H247ZM12 234H14L15 236L18 235V237L15 238V237H13L14 235L12 236ZM99 234H100V233H99ZM146 234H147V236H146ZM188 234H189V233H188ZM211 234H212V233H211ZM248 234H250V233H248ZM255 234H256V233H255ZM259 234H258L257 237H259ZM137 235H138V237H135V236H137ZM151 235H150V237H148L149 240H150V238H151ZM161 235H159V237H160ZM165 235H164V238L167 239V238L165 237ZM175 235H174V237H175ZM184 235H186V231H185V234H184ZM198 235H199V234H198ZM206 235H207V234H206ZM206 235H205V236H206ZM226 235H227V234H226ZM228 235H229V234H228ZM239 235H240V234H239ZM251 235H252V234H251ZM133 236H134V237H133ZM141 236H142V235H141ZM156 236H155V237H156ZM180 236L182 237V234H181ZM180 236L178 235V238H179ZM195 236H196V235H195ZM195 236H194V237H195ZM203 236H204V235H203ZM210 236H211V235L209 234V237H210ZM214 236H215V234H214ZM216 236H218V235L216 234ZM219 236H220V235H219ZM219 236H218V238H219ZM222 236H225V234H223ZM222 236H220V237L222 238ZM232 236H233V235H232ZM245 236H247V235H245ZM255 236H256V235H255ZM255 236L253 235V237H255ZM131 237H133V238H131ZM168 237H169V236H168ZM183 237H184V236H183ZM185 237H186V236H185ZM185 237H184V238H185ZM188 237H189V236H188ZM190 237H191V236H190ZM194 237H191L190 239H194ZM225 237H227V236H225ZM230 237H231V236H230ZM242 237H243V236H242ZM242 237H241V240H242ZM248 237H249V235H248ZM248 237H247L246 239H243V240L248 241V240H247ZM253 237H252V236L249 237V238H251L250 241H252V238H253ZM260 237H259V239H261ZM129 238H130V239H129ZM135 238H136V239H135ZM156 238H158V237H156ZM156 238H155V239L153 238V239L155 240V243L157 244V241H156L157 239H156ZM160 238H162V240H163V237H162V236H161ZM197 238H198V236H197ZM199 238H200V237H199ZM201 238H202V237H201ZM204 238H205V237H204ZM206 238H208V237H206ZM211 238H212V237H211ZM221 238H219V240H221ZM227 238H228V237H227ZM234 238H236V234H235V237H234ZM238 238H239V237H238ZM243 238H244V237H243ZM120 239H125V241L123 242V240H122L123 243H122L121 241H120L121 243H120V242H117V241L120 240ZM132 239H133L134 241L136 240L137 242H136V241H135V242L132 241ZM158 239H159V238H158ZM165 239H164V240H165ZM168 239H170V238H168ZM168 239H167V240H168ZM172 239H173V241H174V238H172ZM176 239H177V236H176ZM179 239H181V238H179ZM185 239H189V238H185ZM190 239H189V240H190ZM208 239L210 240V238H208ZM208 239H206V240H208ZM213 239H214V238H213ZM222 239H223V238H222ZM225 239H226V238H224V240H225ZM255 239H256V237H255ZM255 239H253L254 242H255ZM263 239H264V238H263ZM146 240H148V239H146ZM154 240L151 239V241H154ZM159 240H160V239H159ZM159 240H158V243H159V245H161V244H160V241H161V240H160V241H159ZM164 240H163V242H164ZM181 240H182V239H181ZM206 240H205V241H206ZM209 240H208V241H209ZM151 241H150V242H151ZM168 241H169V240H168ZM183 241H184V240H183ZM185 241H186V240H185ZM190 241H191V240H190ZM199 241H204V239H203V240L201 239V240H199ZM215 241H216V240H215ZM215 241H214L213 243H214V244H215V243L217 244L218 241H217V242H215ZM225 241H228V239L225 240ZM234 241H235V240H234ZM237 241H239V240H237ZM246 241H243V243L245 242V244H247V243L250 242V241H248V242L246 243ZM260 241H261V240H260ZM262 241H264V240H262ZM116 242H117V243H120V244L122 245V247H120V246H121L120 244H119V245H118V244L114 245ZM139 242H140V240H139ZM142 242H143V243H137V244H140V245L143 244V246L146 247L145 245H149V243H150V242H148V241H142ZM144 242H147V244H144ZM170 242H172V241H170ZM176 242H177V241H176ZM178 242H179V241H178ZM181 242H182V241H181ZM181 242H180V243H181ZM209 242H210V241H209ZM220 242H221V241H220ZM230 242H231V241H230ZM252 242H253V241H252ZM254 242H253V244L255 245L257 242H256V243H254ZM182 243H183V242H182ZM193 243H194V242H193ZM218 243H219V242H218ZM226 243H228V242H226ZM232 243H233V241H232ZM236 243H237V242H236ZM243 243H242V241H241V244H243ZM259 243H261V242H258L257 244H259ZM71 244H72V245H73V244H74V245L76 244V245H75V246H74V245L72 246ZM137 244H133L132 249H131V247H129L128 249H130V251H131L132 253H134V249H133V248H134V246L137 245ZM151 244H152V243H151ZM151 244H150V245H151ZM167 244L170 246L169 243H167ZM167 244H165V245H167ZM184 244H185V243H184ZM187 244H188V243H187ZM195 244H196V242H195ZM199 244H200V243H199ZM199 244H198V245H199ZM205 244H206V243H205ZM211 244H212V243H211ZM216 244H215V245H216ZM220 244H221V243H220ZM230 244H231V243H230ZM238 244L240 245V243H238ZM238 244H237V245H238ZM245 244L243 245L244 247H245ZM262 244H263V246H264V242H262ZM67 245H68V246H67ZM69 245H70L71 247H70ZM112 245H113V247H112ZM125 245H124V246H125ZM131 245H132V244L129 245V243H128V246H131ZM140 245H137V248H139ZM154 245H155V244H153V246H154ZM157 245H158V244H157ZM163 245H164V243H163ZM163 245H162L161 247H163ZM168 245H167V246H168ZM173 245H174V244H172V247L175 246V245H174V246H173ZM180 245H181V244H180ZM189 245H190V244H189ZM189 245H188V246H189ZM196 245H197V244H196ZM196 245H194V246L192 245V247H195ZM212 245H213V244H212ZM218 245H219V244H218ZM228 245H229V244H228ZM235 245H236V244H235ZM235 245H234V246H235ZM251 245H252V244H251ZM66 246H67V247H66ZM110 246H111V247H110ZM128 246L126 245V247H128ZM141 246H142V245H141ZM151 246H152V245H151ZM169 246H168V247H169ZM178 246H179V245H178ZM181 246H182V245H181ZM188 246H187L186 248H189ZM200 246H201V245H200ZM221 246H222V245H221ZM223 246H224V247H223ZM223 246H222V247L225 248V247H226V244L223 245ZM234 246H233V247H234ZM248 246H250V244H248ZM252 246H253V245H252ZM257 246H258V245H257ZM257 246H256V247H257ZM261 246H262V245H261ZM117 247H119L120 249L117 248ZM149 247H150V246H149ZM154 247H155V246H154ZM158 247H159V246H158ZM164 247H165V246H164ZM168 247H167V248H168ZM170 247H171V246H170ZM170 247H169V249H168L167 251H169L170 249H173V250H174V248H170ZM179 247H180V246H179ZM192 247H191V248H192ZM208 247H209V246L207 245V248H208ZM213 247H214V245H213ZM216 247H218V246H216ZM219 247H220V246H219ZM228 247H230V246H227L226 249H228ZM235 247H236V246H235ZM241 247H242V245H241ZM253 247H255V246H253ZM67 248H68V249H67ZM106 248H107V249H106ZM116 248H117V249H116ZM123 248H124V247H123ZM137 248H135V249H137ZM141 248H142V247H141ZM141 248H140V250H138L139 252L141 251ZM155 248H157V246H156ZM155 248H154V249H155ZM176 248H177V245L175 246V249H176ZM184 248H185V247H184ZM186 248H185V249H186ZM191 248H190V250H191ZM196 248H197V247H196ZM209 248H210V247H209ZM209 248H208V249H209ZM214 248H215V247H214ZM214 248H212V249H214ZM257 248H258V247H257ZM259 248H260V246H259ZM259 248H258V249H259ZM16 249H18V250H16ZM19 249H20V250H19ZM124 249H126V251H125ZM124 249H123L124 251H123L122 253H120V256L123 255V254H124L125 252H127V250H128L127 248H124ZM142 249H143V251H144V248H142ZM181 249H182V248H181ZM181 249L179 248L180 252H182V251L184 250V249H183V250L181 251ZM202 249H204L203 246H202ZM221 249H222V248H221ZM229 249H230V248H229ZM234 249H235V248H234ZM238 249H239V246H238ZM243 249H244V248H243ZM245 249H246V247H245ZM250 249H251V248H250ZM254 249H255V248H254ZM258 249H256V250H257V253H258ZM263 249H264V247H263ZM263 249L261 248V250H263ZM15 250H16V251H15ZM21 250H22V253H23V251H25L26 254H25V255H23V254L20 255ZM62 250H63L64 252H63ZM65 250H66V251L68 250V251L65 253ZM71 250H72V249H71ZM71 250H70V251H71ZM104 250L101 251V252L99 253L100 256H101V253L104 252ZM147 250H148L147 252L150 251V249H147ZM156 250H157V249H156ZM159 250H161V249H159ZM186 250H187V249H186ZM197 250H198V249H197ZM219 250H220V249H219ZM230 250H232V249H230ZM239 250H242V248L239 249ZM248 250H249V249H248ZM261 250H260V252H259V253H260L259 255H262V254H263V253L261 252ZM14 251H15V252H14ZM17 251H18V252L20 251V252L18 253ZM72 251L74 252V250H72ZM91 251H90V252H91ZM112 251H113V250H111L108 254H106V252H104V253H105L104 256L107 257V255H109V254L112 256V254H114ZM130 251H128V252H130ZM135 251H136V254H132V253H130V255H133V256L135 255L134 257H137V258H138V256H136V255H137V250H135ZM143 251L140 252L141 254L138 253V255H142ZM167 251H166V252H167ZM184 251H185V250H184ZM207 251H208V250H207ZM214 251H215V249H214ZM214 251H213V252H214ZM220 251H223V250H220ZM235 251H236V250H235ZM263 251H264V250H263ZM12 252H14V254H13ZM16 252H17L18 255H19L18 257H17V253H16ZM25 252H24V253H25ZM73 252H72V253H69L70 255L68 254L67 257H66V256H63V258L66 257V258H64V259L61 257V258H62V259H61L62 261L60 260V262H59L58 264H68V263L72 264V263L70 262V260H71V258L73 257V255L75 254V253H73ZM87 252H88V251H87ZM90 252L87 253V254H88V255L91 254ZM111 252H112V253H111ZM128 252H127V254L125 253V256L129 255ZM151 252H154V250H152ZM159 252L161 253V251H159ZM162 252L165 253V250L163 249ZM174 252H175V250H174ZM185 252H188V250L185 251ZM195 252H196V251H195ZM200 252H202V250H201ZM203 252H204V251H203ZM216 252H217V251H216ZM228 252H229V251H228ZM228 252H227V254H228ZM231 252H232V251H231ZM231 252H230V253H231ZM242 252L244 253V251L242 250V251L240 252V254H241ZM248 252L250 253V251H248ZM253 252H254V250H253ZM253 252H252V253H253ZM15 253H16V257L14 256ZM60 253H61V254L64 253V254H63V255H60ZM94 253H93V254H94ZM104 253H103V254H104ZM155 253H156V255H158L157 252H155ZM168 253H169V252H168ZM193 253H194V252H193ZM196 253H197V252H196ZM207 253H208V252H207ZM210 253H211V251H210ZM214 253H215V252H214ZM221 253H222V252H221ZM234 253H235V252H234ZM236 253H237V251H236ZM236 253H235V254H236ZM245 253H246V254H244V255H247V250L245 251ZM249 253H248V256H250ZM261 253H262V254H261ZM71 254H72V255H71ZM87 254H85L86 257L88 256ZM95 254H94L92 257H91V255L89 256V257L91 258V260H89V261H90V264H94L93 261H96V259L98 260V258H99V261H101L100 258H102V257H98L97 254H96V255H95ZM103 254H102V256H103ZM143 254H146V253H143ZM172 254H173V253H172ZM178 254H179V252H178ZM197 254H198V253H197ZM202 254H203V253H202ZM218 254H219V253H218ZM222 254H223V253H222ZM232 254H233V253H232ZM240 254H239V256H240ZM22 255H23V257H20V256H22ZM85 255H84V256L82 255V257H85ZM114 255H117V256H115L116 259L119 257V253H118V254H114ZM114 255H113V258H114ZM146 255H147V254H146ZM146 255H145V256H146ZM150 255H152V254H150ZM156 255H154V257H155ZM161 255H163V253H162ZM164 255H165V254H164ZM164 255H163V256H164ZM173 255H174V254H173ZM183 255H184V252L182 253V255H179V258H180V256H183ZM230 255H231V254H230ZM233 255H234V254H233ZM233 255H232V256H233ZM237 255H238V254H237ZM242 255H243V254H242ZM257 255H258V254H257ZM13 256H14V257H13ZM94 256H97V257L95 258ZM104 256H103V257H104ZM111 256H110V257H111ZM125 256H124V257H125ZM133 256H132V257H133ZM142 256H144V255H142ZM142 256H141V257H142ZM167 256H168V255H166V257H167ZM169 256H170V255H169ZM184 256H185V255H184ZM187 256H189V255H187ZM195 256H196V255H195ZM201 256H202V255H201ZM206 256H207V255H206ZM213 256H214V254H213ZM232 256H231V257H232ZM248 256H247L246 258H248ZM253 256H256V255L253 254ZM263 256H264V255H263ZM80 257H81V256H80ZM82 257H81V259H82ZM124 257H122V258L120 257V258L123 259ZM132 257H128V258H126V260H127V261H131V260H133V262H135V261H134L135 258L133 259ZM139 257H140V256H139ZM146 257H148V256H146ZM146 257H145V258H146ZM156 257H158V256H156ZM160 257H161V256H160ZM160 257H158V260H159ZM172 257H173V256H172ZM197 257H198V255H197ZM211 257H212V253H211ZM211 257H209V258H211ZM219 257H220V254H219ZM234 257H235V255H234ZM237 257H238V256H237ZM240 257H241V256H240ZM240 257H238L239 259L236 258V260L240 261V260H241ZM250 257H251V256H250ZM259 257H260V256H259ZM56 258H55V260H56ZM78 258H79V257H78ZM87 258H88V257H87ZM94 258H95V260H93ZM113 258H111V259H113ZM137 258H136L135 260H137ZM142 258H143V257H142ZM142 258H138V260H139V259H142ZM148 258L150 259V256H149ZM163 258H164V257H163ZM173 258H174V257H173ZM176 258H177V251H176ZM194 258H195V257H194ZM198 258H200V257H198ZM213 258H214V257H213ZM213 258H212V259H213ZM217 258H218V257H217ZM217 258H216V259H217ZM228 258H229V257H228ZM243 258H245V257H243ZM246 258H245V259H246ZM251 258H252V257H251ZM251 258H248V259H251ZM75 259H76V258H75ZM103 259H105V257H104ZM106 259H107V260H106ZM106 259H105L104 262L101 261L100 264H109V263L111 262V259H110L109 257L106 258ZM121 259H118V260H120V261H118L117 263L123 264V263H124L123 261H125V263L127 262V261L125 260V258H124L123 261H122ZM128 259H131V260H128ZM149 259H148V260H149ZM152 259H153V258H152ZM161 259H162V257H161ZM167 259H170V258H167ZM183 259H184V258H183ZM203 259H204V258H203ZM219 259H221V258H219ZM222 259H223V258H222ZM229 259H231V258H229ZM252 259L255 261V258H254V257H253ZM252 259H251L250 261H252ZM259 259H260V258H258L257 260H259ZM261 259H262V257H261ZM72 260H73V259H72ZM83 260H84V259H83ZM92 260H93V261H92ZM108 260H110V262H109ZM113 260L115 261V259H113ZM143 260H144V259H143ZM146 260H147V259H146ZM155 260H156V258H155ZM155 260H154V262H155ZM162 260H164V259H162ZM165 260H166V259H165ZM175 260H177V259H175ZM181 260H182V259H181ZM181 260H179V263L181 262ZM207 260H208V259H207ZM227 260H228V259H227ZM233 260H234V259L232 258V260H230V261H233ZM236 260H235V261H236ZM242 260H243V259H242ZM52 261H51V262H52ZM75 261L78 262V260H75ZM80 261H81V260H80ZM87 261H88V259L86 260V263H87ZM89 261H88L87 264H89ZM99 261H96V262L99 263ZM106 261H107V263H106ZM116 261H117V260H116ZM116 261H115V262H116ZM168 261H169V260H168ZM184 261H185V260H184ZM184 261H183V263H184ZM197 261H199V259H198V260H194V263L197 262ZM200 261H201V260H200ZM200 261H199V263H201ZM224 261H226V260L224 259ZM243 261H245V260H243ZM254 261H252V262H254ZM259 261H260V260H259ZM259 261H258V263H260ZM51 262H50V264H51ZM54 262H55V261H54ZM81 262L83 263V261H81ZM92 262H93V263H92ZM96 262H95V263H96ZM108 262H109V263H108ZM112 262H113V261H112ZM121 262H122V263H121ZM131 262H132V261H131ZM131 262H128V263H131ZM141 262H142V263H141ZM147 262H148V261H147ZM149 262H150V261H149ZM149 262H148V263H149ZM165 262H166V261H164V264H165ZM171 262H172V261H171ZM228 262H229V261H226L225 263H228ZM240 262H241V261H240ZM246 262H248V260H247ZM255 262H256V261H255ZM261 262H264V260H262ZM79 263H80V262H79ZM79 263H78V264H79ZM82 263H80V264H82ZM117 263H116V264H117ZM136 263H137V264H138V263L143 264V261H140V260H139V261H137ZM169 263H170V262H169ZM172 263H173V262H172ZM191 263H193V261H191ZM221 263H222V262H221ZM225 263H224V264H225ZM232 263H233V262H232ZM243 263H244V262H243ZM52 264H53V263H52ZM73 264H74V263H73ZM84 264H85V262H84ZM110 264H112V263H110ZM113 264H115V263L113 262ZM126 264H127V263H126ZM133 264H135V263H133ZM144 264H145V263H144ZM160 264H161V263H160ZM162 264H163V263H162ZM177 264H178V263H177ZM181 264H182V263H181ZM185 264H186V262H185ZM205 264H206V263H205ZM210 264H211V263H210ZM222 264H223V263H222ZM228 264H231V263H228ZM245 264H246V263H245ZM248 264H249V262H248ZM250 264H253V263H250ZM261 264H262V263H261Z\"/></svg>","mask_w":264,"mask_h":264}]
</instances>
